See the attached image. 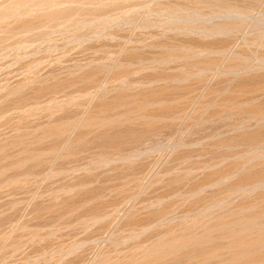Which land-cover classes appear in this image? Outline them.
I'll use <instances>...</instances> for the list:
<instances>
[{
	"label": "rangeland",
	"instance_id": "1",
	"mask_svg": "<svg viewBox=\"0 0 264 264\" xmlns=\"http://www.w3.org/2000/svg\"><path fill=\"white\" fill-rule=\"evenodd\" d=\"M89 1V2H88ZM95 5H93L94 3ZM102 1V2H101ZM104 1V2H103ZM141 1H143L141 3ZM153 1V2H152ZM162 0L159 1V0H146V2H144V0H42L41 2H39V0H0V29H2L0 31V147L3 146L2 148L4 149H1L4 153H0V156L1 158L3 157L4 160H2L1 158V162H0V240L1 238L5 239V240H1L0 241V264H99V263H103L105 262V264H108L107 261L109 262V264H118L122 262V264H126L127 262V258L130 256L131 257V254L134 253L133 251L137 250L136 252L139 253L142 249H135L137 248L138 245L136 244H141L139 245V248H143L145 250L144 251H141V253H149V249L151 248L152 250V247H154L152 245V247H148L147 244L150 246L151 243L154 244L155 241L158 239L160 240H163L164 237H165V240L167 238V240L165 241V243L167 242L166 245H170V241L172 240V238L174 239V237L177 239L180 238L182 239V237L184 235L181 236V234H185L186 236L183 237V240L185 238L186 239H190V238H193V237H198V236H195L196 234L198 235H203V233H207L205 232L206 231V228L209 230L210 228L209 227H215L216 224L218 223H221V221H223L224 218H226L227 220L230 218L232 219L233 217L236 216V213L238 214V212H241L242 209L243 211H245L246 213H255L256 211H258V206L261 207L263 206L264 207V178H262L261 180L262 181H247L245 182L244 179H242L243 177L242 176H248L250 174V176H256L257 175H261L260 171L261 169L264 170V139L262 141V138H264V0H251L253 1V3L255 5H253V9L250 8L249 10H246V11H237V14H236V11L235 10H232L233 12L232 13H224V12H221L222 10L220 9L219 10V7L218 9H216V2L213 3V0H206V1H202V0H193L195 2H192V0H184V2L182 0H176L175 3L174 0ZM182 3H180V2ZM186 1V2H185ZM188 1H191V2H188ZM198 1H201L200 3ZM242 1V0H241ZM246 0H243V3L240 5L241 6H245L243 5L244 2ZM250 1V0H249ZM256 1V3H255ZM77 2V3H76ZM97 2V3H96ZM108 2V3H107ZM110 2V4H109ZM120 2V4H118ZM124 2V3H122ZM136 2V3H135ZM151 2V3H150ZM165 2L166 4V7H165V4H163ZM179 2V3H178ZM210 2V3H208ZM238 3L240 2V0L237 1ZM247 3H245L246 5L248 4V0L246 1ZM28 3V4H27ZM64 3V4H63ZM67 3V4H66ZM81 3V4H80ZM90 3V5H88ZM104 3V4H103ZM107 3V4H106ZM117 3V4H116ZM122 3V4H121ZM134 3V4H133ZM139 3V4H138ZM186 3V4H184ZM189 3V4H188ZM190 3L193 4V6L191 7L190 6ZM197 3V4H196ZM208 3V4H207ZM17 4V5H16ZM23 4V5H22ZM72 4V5H71ZM77 4V5H76ZM87 4V5H86ZM97 4V5H96ZM109 4V5H108ZM116 4V5H115ZM137 6H136V5ZM145 4V5H144ZM156 4V5H155ZM157 4L159 6H157ZM162 6H161V5ZM170 6H169V5ZM173 4V5H171ZM175 4H177V6H174ZM180 4V6L184 9L186 6V8L184 9V11H180V7L179 9H175V8H178V5ZM200 4V5H199ZM204 4V5H202ZM208 6H206V5ZM211 4V5H210ZM67 5V6H66ZM76 5V6H75ZM102 5V6H101ZM123 5V6H122ZM128 5V6H127ZM140 5V6H139ZM155 5V6H154ZM199 5V6H198ZM215 5V6H214ZM42 6V7H41ZM45 6V7H44ZM58 6V7H57ZM79 6V8H78ZM99 6H101L100 8H98ZM131 6V7H130ZM145 6V7H144ZM169 6V8H168ZM173 6L175 8H173ZM185 6V7H184ZM214 6V7H213ZM218 6V5H217ZM255 6V7H254ZM15 7V8H14ZM18 7V8H17ZM53 7V8H52ZM84 7V8H83ZM112 7V8H111ZM116 7V8H115ZM129 8L130 12L127 10V8ZM136 9H134V8ZM161 7V9H160ZM200 11H199V9ZM204 7V8H202ZM211 8V10L213 11H209L210 9L208 10H205V8ZM216 7V8H215ZM14 8V9H13ZM49 8V9H48ZM61 8V9H60ZM76 8V9H74ZM88 8V9H86ZM92 10H91V9ZM110 8V9H109ZM118 8V9H117ZM122 9V11L119 10ZM124 8V10H123ZM133 8V9H132ZM159 8V9H158ZM164 8V9H163ZM167 8V9H166ZM191 8V9H190ZM192 8H195V11L194 9ZM41 9V10H40ZM66 9V10H64ZM71 9V11L69 10ZM80 9V10H79ZM104 9V10H103ZM170 9V10H169ZM174 9L176 10L175 12H178V13H175L174 12ZM190 9V10H188ZM215 9V11H214ZM64 12H63V11ZM68 10V11H67ZM85 10V11H84ZM94 10V11H93ZM114 10V11H113ZM133 10V11H132ZM153 10V11H151ZM198 10V11H197ZM203 10V11H202ZM48 11V12H47ZM62 11V12H61ZM70 11V12H69ZM77 11V12H76ZM82 11V12H81ZM87 11V12H86ZM99 11V12H98ZM124 11V14L122 13ZM125 11H128L125 12ZM151 11V13H150ZM173 11V12H172ZM192 11V12H191ZM197 11V12H196ZM219 11V13H218ZM13 12V13H12ZM15 12V13H14ZM17 12V13H16ZM31 12V13H30ZM45 12V13H44ZM54 12V13H53ZM67 12V13H65ZM73 12V13H72ZM91 12V14H90ZM95 12V13H94ZM101 12V13H100ZM117 12V13H116ZM135 12V13H134ZM157 12V13H156ZM163 12V14H162ZM165 12V13H164ZM208 12V13H207ZM56 13V14H55ZM65 13V14H64ZM69 13V14H68ZM76 13V14H75ZM83 13H86V14H83ZM88 13V14H87ZM99 13V14H98ZM126 13V14H125ZM169 13V14H168ZM180 13V14H179ZM198 13V14H197ZM37 14V15H36ZM53 14V15H52ZM79 14V15H78ZM83 14V15H82ZM96 16H95V15ZM98 14V15H97ZM138 14V15H137ZM221 14V15H220ZM223 14V17H221ZM236 14V15H234ZM242 14V16H240ZM51 15V16H49ZM55 15V17H54ZM60 15V16H59ZM72 15V17L70 16ZM86 15L89 17H86ZM120 15V16H119ZM168 15V16H167ZM175 15V16H174ZM211 15V16H210ZM226 15V16H224ZM229 15V16H228ZM239 15V16H237ZM246 15V16H244ZM40 16V17H38ZM54 18H53V17ZM76 16V18H75ZM99 16V17H98ZM104 16V17H103ZM106 16V17H105ZM126 16V17H125ZM129 16V17H128ZM167 16V17H166ZM237 18H236V17ZM51 17L53 18V20L51 19ZM65 17V18H64ZM73 18L72 20L70 18ZM84 17V18H83ZM96 17V18H95ZM119 17V18H118ZM189 19H188V18ZM233 19H232V18ZM249 17V18H248ZM34 22L32 21V19H34ZM37 18V19H36ZM43 18V20H42ZM46 18V19H44ZM49 18V20H48ZM62 18V19H61ZM93 18V19H92ZM95 18V19H94ZM102 18L103 20L101 21L98 20V19ZM124 18V19H122ZM130 21H127L129 20ZM178 18V19H176ZM191 18V19H190ZM193 18V19H192ZM201 18V19H200ZM222 18V19H221ZM248 18V20H247ZM66 19V20H65ZM107 19V20H106ZM136 19V20H135ZM174 19V20H173ZM176 19V21H175ZM185 19V20H184ZM238 19V20H237ZM31 22H27V21H30ZM39 20V21H37ZM95 20V21H94ZM122 20V21H121ZM181 20V21H180ZM189 20V21H188ZM194 20V21H193ZM197 20V21H196ZM199 20V21H198ZM201 20V21H200ZM206 20V22H205ZM230 20V21H229ZM42 21V22H40ZM45 21V22H44ZM59 21V22H58ZM67 21V22H66ZM79 21V22H78ZM84 21V22H83ZM99 21V22H97ZM120 21V22H119ZM132 21V22H131ZM187 23H186V22ZM234 21V22H233ZM237 21V22H236ZM33 22V23H32ZM40 22V23H39ZM54 22V23H53ZM70 22V23H69ZM83 22V23H82ZM86 22V23H85ZM135 24H134V23ZM190 22V23H189ZM216 22V23H215ZM225 22V23H224ZM230 24H229V23ZM239 22V23H238ZM241 22V23H240ZM258 22V23H257ZM25 23V24H24ZM35 23V24H34ZM52 23V24H51ZM85 23V24H84ZM159 23V25H158ZM177 23V24H175ZM184 23V24H183ZM198 25H197V24ZM228 26H227V24ZM235 24V25H232V24ZM243 23V24H242ZM32 26H31V25ZM49 24V25H47ZM56 24V25H55ZM67 24V25H65ZM128 24V25H127ZM143 24V25H142ZM223 28L220 27L219 28H215L217 27V25H224ZM236 24H240L238 26V28L236 27ZM262 24V25H261ZM18 25V26H17ZM37 25V26H36ZM52 27H51V26ZM57 25H60V26H57ZM131 25V26H130ZM141 25V26H140ZM200 25V26H199ZM209 25V26H208ZM235 26V28H233L232 26ZM261 25V26H260ZM23 26V27H22ZM63 26V27H62ZM82 26V27H81ZM126 26V27H125ZM144 26V27H143ZM151 28H150V27ZM189 26V27H188ZM199 26V27H198ZM211 26V27H210ZM231 26V27H230ZM39 27V28H38ZM57 29H56V28ZM81 27V28H80ZM140 29H139V28ZM146 27V28H145ZM149 27V28H147ZM185 27V28H184ZM228 27V28H227ZM27 28V29H26ZM68 28V29H67ZM118 28V29H117ZM124 28V29H123ZM168 28H169V31H168ZM178 28V29H177ZM186 30H184V29ZM205 28V29H204ZM31 29V30H30ZM34 29V30H33ZM41 29V30H39ZM45 29V30H44ZM49 29V30H48ZM51 29V30H50ZM58 30L56 32V30ZM64 29V30H63ZM83 29V30H82ZM174 29V30H173ZM197 29L199 31H197ZM211 29V30H210ZM14 30V31H13ZM25 32H24V31ZM33 30V31H32ZM36 30V31H35ZM47 30V31H46ZM135 30V31H134ZM150 30V31H148ZM171 30V31H170ZM191 30V31H190ZM193 30V31H192ZM214 30V31H213ZM217 33H216V31ZM226 30V31H225ZM229 30V31H228ZM233 30V31H232ZM3 31V32H2ZM73 31V32H72ZM147 31V32H146ZM157 31V32H156ZM179 31V32H178ZM182 31V33H181ZM188 31V32H187ZM203 31H208L206 32L207 34H204L205 32ZM213 31V32H212ZM228 31V32H227ZM25 34H24V33ZM130 32V33H129ZM154 32V33H153ZM156 32V33H155ZM158 32H161V33H158ZM192 32V33H191ZM195 32V33H194ZM198 32V33H197ZM215 32V33H214ZM75 33V35H74ZM80 33V34H79ZM187 33V34H186ZM202 33V34H201ZM210 33L212 35H210ZM222 33V34H221ZM256 33V34H255ZM10 34V36H9ZM27 34V35H26ZM153 34V35H152ZM156 34V35H155ZM165 34V35H163ZM170 34V35H169ZM183 36H182V35ZM190 34V35H188ZM226 34V35H224ZM140 35V36H138ZM144 37H143V36ZM152 35V36H151ZM160 37H159V36ZM176 35V36H175ZM178 35V36H177ZM181 35V36H179ZM186 35V36H184ZM199 35V37H197ZM205 35V36H204ZM219 35V36H218ZM228 35V36H227ZM6 36V37H5ZM13 36V37H11ZM15 36V37H14ZM47 36V37H46ZM148 36V37H147ZM194 36V37H193ZM202 36V37H201ZM218 36V37H217ZM226 39H225V37ZM256 36V37H255ZM11 37V38H10ZM29 37V38H28ZM114 37V38H113ZM138 37V38H137ZM166 37V38H165ZM186 37V38H185ZM221 39H220V38ZM255 37V38H254ZM10 38V39H9ZM46 38V39H45ZM116 38V39H115ZM152 38V39H151ZM154 38V39H153ZM156 38V40H155ZM171 38V39H170ZM182 38V39H181ZM142 39V40H141ZM150 39V40H149ZM190 39V40H189ZM212 39V40H210ZM230 39V40H229ZM260 39V40H259ZM145 40V41H144ZM155 40V41H154ZM168 40V42H167ZM188 40V41H187ZM199 40V41H197ZM210 40V41H209ZM226 40V41H225ZM29 41V42H28ZM118 41V42H117ZM137 43H136V42ZM165 44V42L167 43L165 45L162 44V46H165L166 48L167 47H171V45L173 46V48L177 47L178 49H180L181 47H185L184 48H189L188 49H191V48H195V51L199 54H197L193 49L192 51H194L196 53L193 54V52L191 53L193 55H190L191 58H194V56H197L195 57V64H199L197 66H195L194 62L192 63L193 59L188 62L190 63H187L186 59H184V62H183V59L182 57H179L180 59L178 60V58L174 57L177 59L174 60V59H169V60H161L160 61V56L161 54H163V49L164 47H162V50L159 49L161 48V44L162 42ZM183 41V42H182ZM202 41V42H201ZM204 41V42H203ZM209 41V42H208ZM217 41V42H216ZM221 41V42H220ZM255 41V42H254ZM258 41V43H257ZM261 41V43H259ZM132 42V43H131ZM156 42V43H154ZM160 42V43H159ZM186 42V43H185ZM210 46H209V44ZM211 42V43H210ZM214 42V43H213ZM220 42V44H219ZM23 43V44H22ZM148 43V44H147ZM158 43V44H157ZM197 43V44H196ZM222 43V44H221ZM255 43V44H254ZM115 44V45H114ZM151 44V45H150ZM171 44V45H169ZM189 44V45H188ZM206 44V45H205ZM219 44L221 47L220 48H223L221 50H219ZM258 46H257V45ZM260 44V45H259ZM14 45V46H13ZM29 45V46H28ZM160 45V47H159ZM169 45V46H168ZM176 45V46H175ZM205 45V47H204ZM217 46V48L219 49H216L214 46ZM6 46V47H5ZM110 46V47H109ZM130 46V47H129ZM140 46V47H139ZM175 46V47H174ZM191 46V47H190ZM247 46V47H246ZM257 46V47H256ZM262 46V47H260ZM109 47V48H108ZM169 47V48H170ZM227 47V48H226ZM7 48V49H5ZM106 48V49H105ZM120 48V49H119ZM133 48V49H132ZM151 48V49H150ZM177 48H175V50L177 51ZM199 48V49H198ZM205 48H211L213 53H211V49L205 53L204 50H206ZM216 49V50H213ZM254 48V49H253ZM139 49V50H138ZM155 49V50H154ZM172 49V48H171ZM182 49V48H181ZM11 50V51H10ZM104 50V52H103ZM106 50V51H105ZM131 50V51H130ZM201 51L200 53L198 51ZM208 50V49H207ZM206 50V51H207ZM218 50V51H217ZM6 51V52H5ZM108 51V52H107ZM133 51V52H132ZM162 53H161V52ZM204 51V52H202ZM217 51L220 52L222 51L221 53H218L216 54V56L214 55L215 52ZM224 51V52H223ZM111 52V53H110ZM128 52V53H127ZM159 52V53H158ZM236 52V53H235ZM106 53V54H105ZM137 55H136V54ZM143 53V54H142ZM155 53V54H154ZM238 53V54H237ZM240 53V54H239ZM243 53V54H241ZM262 53V54H261ZM105 54V55H104ZM133 54L135 57H132ZM142 56V57H140ZM154 54V55H153ZM160 54V56H159ZM206 54V55H205ZM210 54V56H208ZM213 54V55H212ZM237 54V55H236ZM107 55V56H106ZM111 55V56H110ZM151 55V56H150ZM238 55H241V56H244L243 57V60H244V63L243 61L240 59L241 58H238L239 56ZM255 55V56H254ZM105 56V57H103ZM108 56L112 57V58H109ZM128 56H131V57H128ZM150 56V57H149ZM156 58H155V57ZM159 56V57H158ZM189 55L187 56H184L183 58H186L188 57ZM201 56V57H200ZM206 56V58L204 57ZM214 56V57H213ZM218 56V57H217ZM234 56H237V60L240 61L239 62H235L237 66H242L239 68L237 67L238 69H235L234 65L232 66L231 64H233V61L235 60ZM261 56V57H259ZM96 57V58H95ZM100 57V58H99ZM102 57V58H101ZM127 57V58H126ZM139 57V58H138ZM146 57V58H145ZM158 57V59H157ZM216 57V58H215ZM99 58V59H98ZM106 58V59H105ZM131 58V59H130ZM138 58V60H137ZM153 58V59H152ZM189 58V57H188ZM190 58V59H191ZM205 58V59H204ZM211 58H214L211 60ZM260 58V59H259ZM263 58V59H262ZM93 59V60H92ZM140 59V60H139ZM157 59V60H156ZM189 59V60H190ZM208 59H210V61L214 62L215 66L209 68V67H205L206 69H203V63L206 62V61H209ZM246 59V60H245ZM108 60V61H107ZM135 60V62L133 61ZM200 62H198V61ZM204 60L203 63H201L202 61ZM217 60V62L215 61ZM219 60V61H218ZM236 60V61H237ZM126 61H127V64H126ZM133 61V62H131ZM143 61V63L141 62ZM158 61V62H157ZM168 61V62H167ZM197 61V62H196ZM96 62V63H95ZM125 62V63H124ZM137 62V63H136ZM262 62V63H261ZM98 63V64H97ZM105 63V64H104ZM110 63V64H108ZM113 63V64H112ZM133 63V66H130L132 65ZM162 63V64H161ZM191 63L192 65L196 68H200L202 71H199L198 72H201V73H198L197 71H189L192 69V66H191ZM202 66H201V64ZM261 63V64H260ZM91 64V65H90ZM97 64V65H96ZM103 64V65H101ZM107 64V65H106ZM120 64V65H118ZM137 64V65H136ZM139 64H141V67H146L145 69L142 68L139 66ZM159 64V65H158ZM190 66L187 67L185 65ZM231 66H230V65ZM260 64V65H259ZM81 65V66H80ZM94 65V66H93ZM96 65V67H95ZM105 65V66H104ZM113 65V66H112ZM124 65V66H123ZM135 65V66H134ZM152 65V67H151ZM166 65V66H165ZM28 66V67H27ZM93 66V68H92ZM99 66V67H98ZM101 66V68H100ZM104 66V67H102ZM112 66V67H110ZM122 69L124 68V70H121V67ZM139 66V67H138ZM156 66V67H155ZM174 66V67H173ZM185 66V67H183ZM259 66L263 67V68H259ZM91 67V68H90ZM106 67V69H105ZM110 67V68H109ZM114 67V68H113ZM166 67V68H164ZM182 67V68H181ZM190 68L189 70L187 68ZM226 67V68H225ZM231 67V71L228 70L230 69ZM234 69H233V68ZM109 68V69H108ZM130 68V69H129ZM176 68H179L176 70ZM181 68V70H180ZM196 68V70H198ZM213 68V70H212ZM251 68V69H250ZM255 68V69H254ZM259 68V69H258ZM92 69L94 70H97V71H94V74L96 77H93V81H96L95 83H97L96 85H94L95 83L93 82H89L87 84H83V82H72L74 81L75 77L77 75H81V74H84L86 72H89V70L92 71ZM99 69V70H98ZM102 69V70H101ZM104 69V70H103ZM126 69V70H125ZM134 69V71H133ZM155 69V70H153ZM157 69V70H156ZM162 73H161V71ZM169 69V70H168ZM185 69V71H184ZM209 69V70H208ZM81 70V71H80ZM109 70V71H108ZM111 70H114L113 73H109V72H112ZM118 70V71H116ZM128 70V72H127ZM188 70V71H186ZM211 70V71H210ZM232 70H235V71H232ZM250 70V71H248ZM36 71V72H35ZM84 71V72H83ZM99 71L100 73L102 74H99ZM120 71V72H119ZM124 71V73L122 72ZM126 71V72H125ZM133 71V73H132ZM140 71V72H138ZM157 71V73H156ZM169 73H168V72ZM174 71V72H172ZM210 71V72H209ZM237 71V73H236ZM243 71H246V72H243ZM252 71V72H251ZM263 71V72H262ZM116 72V73H115ZM118 72V73H117ZM131 72V73H130ZM135 72V73H134ZM150 72V74H148ZM160 72V73H159ZM177 72H181L180 74H176ZM191 72V73H190ZM197 72V74H195ZM223 72V73H222ZM242 72V73H241ZM255 72V73H254ZM258 72V74L256 73ZM33 73V74H32ZM38 73V74H37ZM109 73V74H108ZM127 73V75H126ZM143 73V74H142ZM156 73V74H155ZM168 73V74H165ZM172 73V74H171ZM175 73V75L173 74ZM186 73V74H185ZM193 73V74H192ZM205 75H204V74ZM236 73V74H235ZM99 74V75H98ZM104 74V75H103ZM128 74H130L128 76ZM155 74V75H154ZM159 74H163V76L159 75ZM190 74V75H189ZM195 74V75H194ZM202 74V75H200ZM225 74V75H224ZM75 75V76H74ZM79 75V76H80ZM119 76L118 78L116 77ZM137 75V76H136ZM157 75V76H156ZM167 77H170V76H173L174 77H170L171 79L169 78H166L165 76ZM170 75V76H169ZM193 75L195 77H193ZM198 75V77H197ZM247 75V77H245ZM259 75V76H258ZM263 75V76H262ZM33 76V77H32ZM112 76V77H111ZM192 76V77H191ZM262 78H261V77ZM74 77V78H73ZM78 77V76H77ZM98 77V78H97ZM109 77V78H108ZM122 77V78H120ZM127 77V79H125ZM145 77V78H143ZM152 77V80H150ZM155 77V78H153ZM182 77V78H180ZM206 77V79H205ZM245 77V78H244ZM38 78V79H37ZM97 78V79H96ZM101 78V79H100ZM104 78V79H103ZM112 81L115 82V85H114V82H113V85H110L112 82H111V79ZM132 78V79H131ZM147 78V79H146ZM158 78H161V79H158ZM172 78H177V80H174ZM183 78H187L188 81L184 80ZM192 78V79H191ZM194 78V79H193ZM197 78V79H196ZM66 79L68 81H70V85H69V82L67 81L66 82ZM109 79V81H107ZM119 79V80H118ZM121 79V80H120ZM137 79V80H136ZM139 79V80H138ZM146 79V80H145ZM149 79V81H148ZM168 79L170 80L171 82H169L168 80L164 82V80ZM181 79V80H180ZM185 82H183V80ZM203 79V80H202ZM244 79V80H243ZM248 79V80H247ZM250 79V80H249ZM41 80V81H40ZM62 80V81H61ZM72 80V81H71ZM98 80V81H97ZM118 82H117V81ZM160 81V82H157L156 81ZM200 82H199V81ZM224 80V81H223ZM241 80H243L242 82H240ZM255 80V81H254ZM257 80V81H256ZM45 81V82H44ZM60 81V82H59ZM101 81V82H100ZM133 81V82H132ZM137 81V82H136ZM140 81V82H138ZM142 81V82H141ZM144 81V82H143ZM163 81V82H162ZM181 81V82H180ZM190 81V82H189ZM251 81V82H250ZM26 82V83H25ZM38 82V83H37ZM41 82V83H40ZM66 84H64V83ZM103 82V83H102ZM120 82V83H119ZM123 84H122V83ZM126 82V83H124ZM131 82V83H130ZM148 84H147V83ZM172 84V85H170ZM179 83V85L176 84ZM199 82V83H198ZM245 82H249L246 84V87L245 86H242V83L244 84ZM255 82V83H254ZM54 83H58L56 85H54ZM59 83H61L59 85ZM63 83V85H62ZM78 83V85H77ZM86 83V82H84ZM107 85H106V84ZM110 83V84H109ZM127 83H128V86H127ZM130 83V84H129ZM135 85H132L134 84ZM137 83H138V86L139 87H142V85H144V87H142V91H140L141 89L139 88H136L137 86ZM153 83H156L155 85ZM227 83V84H226ZM252 83V84H250ZM21 84V85H20ZM26 84V86H25ZM41 84V85H40ZM43 84V85H42ZM51 84V85H50ZM53 84V85H52ZM68 84V85H67ZM81 84L82 85H85V86H82L81 87ZM105 84V87L104 85ZM126 84V86H124ZM153 86H152V85ZM162 84V85H161ZM183 84V85H182ZM225 84V85H224ZM240 84V86H239ZM261 84V85H260ZM19 85V86H18ZM39 85V86H37ZM47 85V86H46ZM72 85V86H71ZM75 85V86H74ZM91 85V86H90ZM98 85V86H97ZM108 85H110L111 87H109ZM132 85V86H130ZM147 85V86H146ZM151 85V86H149ZM163 85H166V86H163ZM169 85H170V88H169ZM182 85V87H181ZM248 85V86H247ZM251 85V86H249ZM260 85V86H259ZM4 86V87H3ZM9 86V87H8ZM13 86V87H12ZM15 86H16V90H15ZM44 86V87H43ZM46 86V87H45ZM53 86V87H52ZM56 86V87H55ZM58 86V87H57ZM68 86V88H66ZM74 86V87H73ZM93 86V87H92ZM103 86V87H102ZM113 86V88H112ZM117 86V92L120 93V92H125L126 93V96L129 98L130 97H134L135 94L136 95H140L145 98L144 94L146 93L148 96H146V99L149 97V93H147L148 91H150L152 89V91L154 90H157L159 88H161L162 86L163 87H167L166 89L169 88V90H166L167 95H164L163 98L166 99L164 100L165 102L167 100H174L175 103H181V105L179 104L178 107L176 108L175 106V111H173L172 113H175L174 116L171 115L169 113V115H159L157 116V114H154V109L152 108H156L155 106H152L155 105L154 102L152 101L151 97H149V101L151 99V101L149 102L152 106V108H150V106L148 105V108L150 109H145L141 112H138L137 111L135 112L134 110H132L131 112H133V114L131 113V115H128L129 117H127V115H125V110L126 108L128 107V105H126L125 107H123L122 109H112V111L114 112H109V117H117L119 114L120 115V118L121 117H124L125 120H129L130 124L128 121H125L127 122L129 125H127V123L124 122V124L120 123L119 126H114L115 128H113V126L109 127L110 125H95L93 126L92 128H88V129H91L93 131L89 132L90 130L86 129L88 135L86 136V138H84V140H82L83 144L81 141H73V139H76L77 138V135H79L76 131L78 130V132H81L82 130H84V125H85V122L83 121H86V120H89L93 117V114L94 112L96 111L95 109L97 108V106L99 105V103H105L108 104L111 100L113 101V99L115 97L113 96H117V92L115 90L114 87ZM121 86V88H120ZM130 86V87H129ZM158 87L156 89V87ZM184 86V87H183ZM194 86V87H193ZM242 86V87H241ZM19 87H21V89L19 90ZM38 87V88H37ZM48 87V88H47ZM49 87L52 89H49ZM62 87V88H61ZM79 89H77V88ZM97 87V88H96ZM99 87V88H98ZM102 90H101V88ZM127 87H129L127 89ZM132 87V88H131ZM135 87V89L133 88ZM154 87V88H153ZM181 87V88H180ZM187 87V88H186ZM192 87V88H191ZM196 87V88H195ZM223 87V88H222ZM235 87V88H234ZM238 87V88H236ZM18 88V89H17ZM23 88V89H22ZM36 88V89H34ZM61 88V89H60ZM66 88V89H65ZM84 88V89H83ZM86 88H88V91H84ZM94 88V89H93ZM104 88H105V91H104ZM108 88V89H107ZM126 88V89H125ZM185 88V89H184ZM226 88V89H225ZM233 88V89H232ZM242 88V90H241ZM251 88V89H250ZM258 90H257V89ZM263 88V90H262ZM15 91H14V90ZM33 89V90H32ZM38 89H44L42 90L41 92H39L38 94L36 92H38L37 90ZM55 89H58V90H55ZM65 89V91L63 90ZM70 89V90H69ZM74 89V91H73ZM75 89H77V92ZM107 89V90H106ZM120 89V90H119ZM133 89V90H132ZM144 89V91H143ZM174 89V90H173ZM191 89V90H190ZM232 89V91L230 90ZM235 89V91H233ZM238 89V90H237ZM244 89V90H243ZM261 89V90H260ZM8 92H7V91ZM36 90V91H35ZM46 90V91H45ZM48 90V91H47ZM62 90V91H61ZM87 90V89H86ZM89 90L91 92H89ZM95 90V91H94ZM103 93H100V91ZM110 90V91H109ZM115 90V92H114ZM122 90V91H121ZM129 90H132V92L134 93H131L128 92ZM187 90V91H186ZM189 90H190V93H189ZM241 90V91H240ZM251 90V91H250ZM6 91V92H5ZM15 93H14V92ZM40 91V90H39ZM53 91V92H52ZM60 91V92H59ZM69 91V92H68ZM72 91V92H71ZM83 93H82V92ZM107 91H109L110 93H108ZM147 91V92H146ZM173 91V92H172ZM226 91V92H225ZM243 91V93H242ZM248 91V92H247ZM36 93L35 94H32V93ZM44 94H43V93ZM50 92L52 95H50ZM63 92V93H62ZM81 92V93H80ZM89 92V93H87ZM95 92V93H93ZM105 92V93H104ZM136 92V93H135ZM140 92V93H139ZM151 92V91H150ZM177 92V93H176ZM212 92V93H211ZM231 92V93H230ZM260 92V93H259ZM263 92V93H262ZM10 93V94H9ZM42 95H41V94ZM49 93V94H48ZM56 93V94H54ZM59 93V94H58ZM65 93V95H63ZM70 93V95H69ZM87 93V94H85ZM92 93V94H91ZM116 93V94H115ZM129 95H128V94ZM142 93V94H141ZM169 93V94H168ZM226 93V94H225ZM241 93V94H240ZM249 95H248V94ZM25 94V95H24ZM32 94V95H30ZM45 94H46V97H45ZM48 94V95H47ZM75 94V97L74 95ZM108 95V96H105V95ZM112 94V95H111ZM176 94V95H175ZM189 94V95H188ZM229 94V95H227ZM232 94V95H230ZM239 94V95H237ZM257 94V95H256ZM28 97H27V96ZM56 95V97H55ZM69 95V96H68ZM72 95V97H70ZM77 95V96H76ZM82 95V96H80ZM88 95H92L91 97L88 96ZM104 95V96H103ZM132 95V96H130ZM175 95V96H174ZM222 95V96H221ZM237 95V96H236ZM244 95V96H243ZM252 95V96H250ZM20 96V98H19ZM27 97L25 99V97ZM44 96V98H41V97ZM53 96V98H52ZM66 96V97H65ZM86 97V100H83L84 97ZM97 96H100V97H97ZM172 96V97H171ZM224 96V97H223ZM257 96V97H256ZM33 97V98H32ZM35 97V98H34ZM51 97V98H49ZM63 99H61V98ZM77 97V98H76ZM88 97V98H87ZM104 97V98H102ZM106 97V98H105ZM111 97H113V99H110ZM171 97V99H169ZM189 99H188V98ZM192 97V98H191ZM222 97V98H221ZM240 97V98H239ZM244 97V98H243ZM246 97V98H245ZM248 97V98H247ZM255 99H254V98ZM17 98V99H16ZM39 99V101L37 99ZM49 98V99H48ZM60 98V99H59ZM94 98V99H93ZM98 98V99H97ZM180 98V99H179ZM227 99V102H226V99ZM232 98V99H231ZM236 98V99H235ZM239 98V100H238ZM251 98H253V100H251ZM20 99V100H19ZM24 99V100H22ZM28 99V100H27ZM51 99V100H50ZM54 99V100H53ZM56 99V100H55ZM58 99V100H57ZM66 99V100H65ZM68 99L71 101L67 102ZM147 99V100H148ZM207 99V100H206ZM210 99V100H209ZM220 99V100H219ZM225 99V101H224ZM250 99V100H249ZM19 100V102H17ZM27 100V101H26ZM34 100H36L34 102ZM65 100V101H64ZM73 100V101H72ZM90 100V101H89ZM107 100V101H106ZM229 100V101H228ZM231 100V101H230ZM248 100V101H247ZM15 101V103H13ZM22 101V102H21ZM38 101V103H37ZM47 103H46V102ZM50 101V102H49ZM52 101V102H51ZM64 101V102H63ZM88 101V102H87ZM92 101V103H91ZM95 101V102H94ZM98 101V102H97ZM100 101V102H99ZM102 101V102H101ZM111 101V102H112ZM220 101V102H218ZM236 101V102H234ZM240 101V102H239ZM245 101V102H244ZM30 102V103H28ZM40 102V103H39ZM54 103L53 107L51 104L49 103ZM75 102V103H74ZM80 104H79V103ZM82 102V103H81ZM83 102L85 104H83ZM97 102V103H96ZM183 102V103H182ZM227 103V105H223V109H219L220 106L224 103ZM254 102V103H252ZM258 102V103H257ZM18 103V104H17ZM25 103V104H24ZM27 103V104H26ZM33 103V104H32ZM70 103L72 104L71 107H70ZM78 103V105H77ZM87 103V104H86ZM218 103V105H217ZM222 103V104H221ZM244 103L246 106H244ZM2 104V105H1ZM8 104V105H7ZM12 106H10V105ZM22 105V106H19V105ZM29 104V106H28ZM31 104V105H30ZM43 104V105H42ZM45 104V105H44ZM47 104V105H46ZM83 104V105H82ZM235 104V105H234ZM242 106H241V105ZM260 104V105H259ZM24 105V106H23ZM26 105V107H25ZM39 105V107H38ZM49 105V107H47ZM57 105V107H56ZM61 105V106H60ZM64 105V106H63ZM83 107H82V106ZM95 105V106H94ZM133 104L131 103V105L129 104V106L133 107L132 106ZM185 105V106H184ZM188 105V106H187ZM8 106V107H6ZM10 106V107H9ZM18 108H17V107ZM36 106L38 108H36ZM42 106V108H41ZM65 110H63L64 108ZM74 106V108H72ZM75 106H77L75 108ZM204 106V107H203ZM227 106V107H226ZM239 106V107H238ZM249 106V107H248ZM251 106V107H250ZM262 106V107H261ZM4 107V108H3ZM15 107L17 109H15ZM21 107V108H20ZM25 107V108H24ZM60 107V109H59ZM69 107V108H68ZM81 107V108H79ZM131 107H128L131 108ZM230 107V108H228ZM8 108V109H7ZM29 108V109H28ZM33 108V109H32ZM45 108V110H43ZM57 108V110H56ZM78 108V111H76V109ZM84 108V109H83ZM93 108V109H92ZM206 108V109H205ZM234 108V109H233ZM245 108V110H244ZM257 110L258 108V113H260L261 115L259 114H256L255 116V109ZM263 108V109H262ZM5 109V110H3ZM21 109V110H19ZM35 109H37L35 111ZM47 109V110H46ZM49 109V110H48ZM56 110V114H54ZM70 109V111H69ZM82 110V113L80 112ZM127 109V110H128ZM181 109H184L183 111H181ZM253 111H252V110ZM9 110V111H8ZM25 110V111H24ZM33 110V111H31ZM43 110V111H42ZM52 110V111H50ZM62 110V111H60ZM67 110V111H66ZM71 110H74V111H71ZM91 110V111H90ZM93 110V111H92ZM118 110V111H117ZM126 110V111H127ZM179 110L181 112H179ZM226 110V111H225ZM241 110V111H240ZM244 110V111H243ZM251 110V111H249ZM3 111V113H1ZM14 111V113H13ZM19 111V112H18ZM28 111V112H27ZM30 111V112H29ZM38 111V112H37ZM48 111V112H47ZM59 111V112H57ZM89 111V112H88ZM117 111V112H116ZM124 111V112H123ZM145 111V112H144ZM202 111V112H201ZM209 111V112H208ZM216 111V113H215ZM228 111V112H227ZM238 111V112H237ZM262 111V112H261ZM11 115H10V113ZM33 112V114H32ZM43 112V113H42ZM72 112V113H71ZM75 112V113H74ZM91 112V114H90ZM120 112V113H118ZM148 112V113H147ZM153 112V113H151ZM176 112H177V115L178 118H177V115H176ZM221 112V113H220ZM23 113H28V115H24ZM36 113V114H35ZM65 113V114H64ZM70 113V114H69ZM79 113V114H78ZM93 113V114H92ZM128 113V112H127ZM146 116L145 118L146 119H149L151 118L150 115L151 114H154V116L156 115V119L160 118L159 121H160V124L158 122V124L156 123V125L154 126L155 129H145V127L143 126L144 122L141 123V119H144L145 118L143 116ZM158 113V112H156ZM181 113V114H180ZM210 113V114H209ZM254 113V114H253ZM14 114V115H13ZM17 114V115H16ZM19 114V115H18ZM22 114V115H21ZM29 114H30V118H29ZM72 114V115H71ZM77 116H75V115ZM78 114V115H77ZM130 114V113H129ZM135 114V115H134ZM227 114V115H226ZM251 114V115H250ZM8 115V116H6ZM21 115V116H20ZM52 115V116H51ZM61 115V116H60ZM75 117H74V116ZM81 115V116H80ZM92 117H90V116ZM95 115V114H94ZM148 115H149V118H148ZM163 115V116H162ZM263 115V116H262ZM3 116H6L3 118ZM14 117V120H13V117ZM20 116V117H18ZM57 116V117H56ZM61 118H60V117ZM72 116V117H70ZM84 116V117H83ZM86 116V117H85ZM131 116V117H130ZM137 116V117H136ZM141 116V117H140ZM163 117V120L161 122V118ZM167 116V117H166ZM208 118H207V117ZM259 116V117H258ZM260 116L262 117V119L260 118ZM11 117V118H9ZM22 117V121H21V118ZM25 117V118H23ZM50 117V118H49ZM52 117V118H51ZM69 117V119H68ZM96 117V116H94ZM127 117V118H126ZM139 117V118H138ZM158 117V118H157ZM175 117V118H174ZM194 117V118H193ZM17 118V119H15ZM37 118V119H36ZM39 118V119H38ZM47 118V119H46ZM60 118V120H59ZM75 118H77V120H74ZM85 118H88V119H85ZM119 118V116H118ZM131 120H130V119ZM139 119L138 120H134V119ZM173 118V119H172ZM177 118V119H176ZM2 119V120H1ZM5 119V120H4ZM12 119V120H11ZM34 119V120H33ZM58 119V122L56 120ZM65 119V120H64ZM67 119V120H66ZM80 119V120H79ZM122 119V118H121ZM169 119V120H168ZM176 119V120H175ZM196 119V120H195ZM259 119V120H258ZM10 120V121H9ZM52 120V121H51ZM61 120H64V121H61ZM72 120V122H71ZM132 120H134L135 122H133ZM166 120V121H165ZM175 120V121H173ZM209 120V121H208ZM258 120V121H257ZM2 121H4L2 123ZM17 121V122H16ZM19 121V123H18ZM24 121V122H23ZM39 121V122H38ZM56 123H55V122ZM67 121L70 125V127L67 126V128L70 129H67L66 128V132H64L63 134H56V135H53V136H48L46 135L43 130L46 132L47 128L51 127L52 125L55 126L60 124H68ZM77 121V123H76ZM132 121V122H131ZM143 121V120H142ZM170 121H173V122H170ZM9 122V123H8ZM12 122V123H11ZM14 122V123H13ZM37 122V123H36ZM82 122V123H81ZM140 122V123H139ZM169 122V123H166ZM55 123V124H54ZM76 123V124H75ZM81 123V124H80ZM163 125H162V124ZM196 123V124H195ZM5 124V126L3 125ZM8 124V125H7ZM13 124V125H11ZM16 124V125H15ZM20 124H22L21 126H19ZM32 124V127L30 125ZM52 124V125H50ZM126 124V125H125ZM133 124H135L133 126ZM138 124V125H137ZM141 124V126L139 125ZM173 124V125H171ZM15 125V126H14ZM28 125V126H27ZM77 125V126H76ZM117 125V124H116ZM132 125V126H131ZM147 127L146 124H144ZM157 125L160 127L157 128ZM5 128H4V127ZM7 126V127H6ZM9 126V127H8ZM25 126V127H24ZM27 126V127H26ZM82 126V127H81ZM101 126V127H100ZM105 126V128H104ZM107 126H108V130L107 131ZM125 126V127H124ZM126 126L129 128L127 129H130L128 131H130V133H133V136H135L136 134L137 135V138L136 137H133V136H125L127 133H125V135H122L124 134V132L122 134H118V137H115L117 138V140L115 141L116 143L120 142L117 146V144L115 142H112L110 140H113L114 138V134L117 135V131H119L118 133H121V129L123 128H126ZM138 126V127H137ZM163 126V127H162ZM237 126V127H236ZM4 129H3V128ZM15 127H17L18 131ZM21 127V128H20ZM81 127V128H80ZM100 129H99V128ZM119 127V128H118ZM123 127V128H122ZM133 127H135L133 129ZM144 128V129H141V128ZM173 127V128H172ZM28 128V129H27ZM118 128V130H117ZM137 132L134 134L135 132V129ZM140 128V129H139ZM260 128V129H258ZM262 128V130H261ZM11 129V130H10ZM72 129V131H71ZM81 129V130H80ZM98 131H97V130ZM112 129H114L112 131ZM131 129L134 130V132L131 131ZM157 129V131H156ZM213 129V130H212ZM255 129V130H254ZM8 130V131H7ZM13 130V131H12ZM17 130V132H16ZM80 130V131H79ZM258 130H261V131H258ZM96 131V132H95ZM105 131V132H104ZM116 131V132H115ZM140 131L142 133H140ZM149 131V132H148ZM151 131H152V134H151ZM238 131V132H237ZM263 131V132H262ZM6 132V133H5ZM8 132V133H7ZM25 132V133H24ZM68 132V133H67ZM70 132V133H69ZM75 132V133H74ZM101 132V133H100ZM113 132V133H112ZM139 132V133H138ZM240 132V133H239ZM255 134L254 132H256V136H258L257 134L259 133V136L257 139H249L252 134ZM26 133L28 135H26ZM32 133V134H31ZM34 133V134H33ZM73 133V134H72ZM95 133V134H94ZM208 133V134H207ZM242 133V134H241ZM251 135H250V134ZM39 134V135H37ZM44 134V135H43ZM69 134V135H68ZM93 134V136L95 138H93V136L91 135ZM110 136H109V135ZM143 134V135H142ZM157 134V135H156ZM171 134V135H170ZM246 134V135H244ZM10 135V136H9ZM25 135V136H24ZM37 135V136H35ZM62 135V136H61ZM73 135V136H71ZM101 137H100V136ZM104 135V136H103ZM105 135H108V136H105ZM120 135V136H119ZM122 135V136H121ZM142 136L143 138H141L140 136ZM156 135V136H155ZM244 135V136H243ZM250 135V137H249ZM261 135L263 137H261ZM8 136V137H7ZM18 136V137H17ZM20 136V137H19ZM29 136V137H28ZM41 139H40V137ZM67 136V137H66ZM97 136V137H96ZM99 136V138H98ZM154 136V137H153ZM229 136V137H228ZM233 136V137H231ZM236 136V138H235ZM240 136V137H239ZM249 138H248V137ZM34 137V139L32 138ZM64 137V138H63ZM108 137V138H107ZM111 137V138H109ZM125 139H123V138ZM134 139H132V138ZM214 137V138H213ZM259 137H261L259 139ZM17 138V139H16ZM39 138V140H38ZM54 140H53V139ZM56 138H59V139H56ZM66 138V139H65ZM73 138V139H72ZM103 138V140H102ZM127 138H129L127 140ZM136 138V139H135ZM140 138V140H139ZM212 138V140H211ZM216 138V139H215ZM226 138V139H225ZM231 138V139H230ZM240 138V139H239ZM247 138V140H246ZM252 138V137H251ZM18 141V143L16 142V140ZM30 139V140H29ZM69 139V140H67ZM87 139L89 142H87ZM119 139V140H118ZM120 139L122 141H120ZM144 139V140H143ZM202 139V140H201ZM229 139V140H228ZM234 139V140H233ZM237 139V140H236ZM242 139V140H241ZM245 139V140H243ZM260 141H259V140ZM33 140V142H32ZM52 140V141H51ZM94 140V141H93ZM110 141L111 143H115L116 146L113 144V145H107L108 144V141ZM130 140L132 142H130ZM183 140V141H182ZM197 140V141H196ZM214 140V141H213ZM232 140V141H231ZM252 142H250V141ZM256 140V141H255ZM14 141V142H13ZM20 141V142H19ZM31 141V143H30ZM55 141V142H54ZM62 141V142H61ZM64 141V142H63ZM71 141V142H69ZM73 141V143H72ZM93 141V142H92ZM97 141V142H96ZM100 141V142H99ZM105 141H106V144H105ZM127 141V142H126ZM142 141V142H141ZM218 141V142H217ZM221 141V142H220ZM231 141V142H229ZM244 143H243V142ZM249 143H247V142ZM259 141V142H258ZM27 144H26V143ZM28 142L30 144H28ZM53 142V143H51ZM57 142V143H56ZM59 142V143H58ZM87 142V143H86ZM98 143V144H95V143ZM134 144V146L130 143ZM160 142V143H159ZM188 142V143H187ZM223 142H226V144H224ZM256 143L258 144L257 146H259L258 148L256 146V144H253ZM260 142H262L260 144ZM8 145H7V144ZM15 143V144H14ZM17 143V144H16ZM63 143V144H62ZM86 143V144H85ZM123 143V144H121ZM126 143V144H125ZM129 143V144H128ZM221 143V144H219ZM228 143V144H227ZM252 143V144H250ZM5 144V145H4ZM73 144V145H72ZM91 144V145H90ZM103 144V146H102ZM122 146H121V145ZM125 144V145H124ZM128 144V145H127ZM185 144V146H184ZM219 144V145H218ZM15 145V146H14ZM17 145H20V146H17ZM52 146V147H48V146ZM56 145V146H55ZM60 145V146H59ZM82 145H85L84 147ZM93 145V147H92ZM95 145V146H94ZM138 145V146H137ZM183 145V146H182ZM194 147H197V148H194ZM199 145V147L197 146ZM260 145H262L263 147H261ZM28 146V147H27ZM66 146V147H65ZM70 146V147H69ZM78 146L80 148V150L82 151H79L78 149ZM91 146V147H90ZM97 146H100V148ZM108 146V147H106ZM146 146V147H145ZM165 146V147H164ZM236 146V147H234ZM249 146V147H247ZM23 147V148H22ZM27 147V148H25ZM32 147V148H31ZM45 147V148H44ZM62 147V148H61ZM89 147V148H88ZM111 149H110V148ZM116 147V148H114ZM122 147V148H121ZM126 147V148H125ZM131 147V148H130ZM144 147V148H143ZM159 147V148H158ZM164 149H163V148ZM192 147V148H191ZM218 147V148H217ZM231 147L233 148V150L231 149ZM239 149H238V148ZM242 147V148H241ZM244 147V148H243ZM261 147V148H260ZM15 148V149H14ZM51 148V149H50ZM87 148V149H86ZM97 148V149H96ZM114 148V149H113ZM118 148H120L119 150H117ZM125 148V151L124 149ZM150 148V149H149ZM182 148V149H180ZM230 148V149H229ZM247 148V149H246ZM260 148V149H259ZM21 149V150H20ZM40 149V151H39ZM43 149V150H42ZM57 149V150H56ZM60 149V150H59ZM68 149V150H67ZM99 149V150H98ZM101 149V150H100ZM148 149V150H147ZM155 149V151L153 150ZM163 149V150H162ZM190 149V150H189ZM202 149V150H201ZM207 149V150H206ZM212 149V150H210ZM250 149V150H249ZM252 149V150H251ZM255 149H259L257 152ZM28 150V151H27ZM34 152H32V151ZM49 152H48V151ZM53 153H52V151ZM65 150V151H64ZM72 152H71V151ZM77 150V152H76ZM86 150V152H85ZM107 150V151H106ZM109 150V152H108ZM127 150V151H126ZM146 150V151H145ZM158 150V151H156ZM204 150V151H203ZM217 150V151H215ZM263 150V151H262ZM6 151V153H5ZM24 154H22V152ZM39 151V152H38ZM47 151V153H46ZM99 151H101V154L99 153ZM112 151V153H111ZM118 151H120L118 153ZM121 151L124 153L122 154ZM138 151V152H137ZM151 151V152H150ZM206 151V152H205ZM236 151V152H234ZM262 151V152H261ZM58 152V153H57ZM64 154H63V153ZM78 152L80 154H78ZM92 152V153H91ZM108 152V153H107ZM134 152V153H133ZM136 152V154H135ZM155 152V153H154ZM185 152V153H184ZM199 152V153H198ZM209 152V153H208ZM247 152V153H246ZM252 152L254 153L253 156H251ZM257 153V157H255L254 155H256ZM262 154H261V153ZM32 153H37L35 156H38L35 158L34 156V159L32 158L33 156L30 155ZM43 153V154H42ZM55 153V154H54ZM67 153L70 155H67ZM71 153V154H70ZM73 153H77V155L73 156L74 154ZM94 153V154H93ZM98 153V154H96ZM105 153V154H104ZM111 153V154H109ZM114 153V154H113ZM117 153V154H115ZM122 154V156L118 155V154ZM139 153V154H138ZM150 153V155H149ZM152 153V154H151ZM213 153V154H212ZM228 153V154H227ZM231 153V154H230ZM244 153V154H243ZM246 153V154H245ZM250 153V154H249ZM26 154H29L27 155L28 156V159L26 158ZM39 154H40V157H39ZM50 154V155H49ZM62 154V156H61ZM100 154V155H99ZM134 154V155H132ZM138 154V155H137ZM145 154V155H144ZM186 154V156H185ZM208 154V155H207ZM220 154V155H219ZM238 156H237V155ZM7 155H9L8 157H6ZM34 155V154H33ZM52 155V156H51ZM66 155V156H65ZM97 155V156H96ZM107 157H105V156ZM110 155V156H109ZM117 155V156H116ZM136 155V156H135ZM144 155V157H143ZM153 155V156H152ZM222 155V156H221ZM242 157H241V156ZM261 155V156H260ZM19 156V157H18ZM24 158H23V157ZM43 156V157H42ZM51 156V157H50ZM55 156V157H54ZM64 156V157H63ZM68 156V157H67ZM100 156V157H98ZM116 156V157H115ZM124 156V157H123ZM133 156V157H131ZM185 156V157H184ZM190 156V157H189ZM247 156V157H246ZM250 156V157H249ZM8 158L6 160V158ZM72 157V158H71ZM83 157V158H82ZM94 157V158H93ZM104 157V158H103ZM112 157V158H111ZM115 157V159H114ZM119 157V158H118ZM122 157V158H121ZM126 157V158H125ZM130 157V159H129ZM140 157V158H138ZM162 157V159H161ZM175 157V158H174ZM184 157V158H183ZM189 157V158H188ZM234 157V158H232ZM261 157V159H260ZM16 158H18L19 160H17ZM29 158H32V161H29ZM40 158V159H39ZM47 158V159H46ZM52 158V159H50ZM63 158V159H62ZM87 158V160H86ZM90 158V159H89ZM103 158V160H102ZM107 158V159H105ZM110 158V160H109ZM137 158V159H136ZM149 158V159H148ZM208 158V159H207ZM247 158H250L249 160ZM20 159H23V160H20ZM28 161V162H23V161ZM117 160H120V159H123L121 161H117ZM132 159V160H131ZM174 159V161H173ZM185 159V160H184ZM187 159V160H186ZM217 159V160H216ZM232 159V160H231ZM238 159V160H237ZM240 159V160H239ZM242 159V160H241ZM244 159V160H243ZM256 159V161L254 160ZM259 159V160H258ZM34 160V161H33ZM37 160V161H36ZM42 160V161H41ZM62 160V161H61ZM72 162H71V161ZM95 162H94V161ZM101 160H102V163H101ZM126 160V162H125ZM130 160V161H128ZM212 160V161H211ZM248 161V164H247V161ZM251 160H252V164H251ZM263 160V161H262ZM4 161V162H3ZM11 161V162H10ZM14 161V162H13ZM20 161V162H19ZM46 161V162H45ZM49 161V163H48ZM93 161V162H91ZM112 161V163H111ZM136 161V162H135ZM140 163H138V162ZM149 161V162H148ZM186 161V163H184ZM221 161V162H220ZM8 162V163H7ZM14 164H13V163ZM16 162V163H15ZM36 162H38V164H36ZM40 162L42 163V165L40 164ZM55 162V164H54ZM60 162V163H58ZM71 162V163H70ZM80 162V163H79ZM83 162V163H82ZM97 162V163H96ZM110 162V164H109ZM129 164H128V163ZM158 162V163H157ZM219 162V163H218ZM228 162V163H227ZM235 162V163H234ZM240 162V163H239ZM243 162V163H242ZM245 162V163H244ZM250 162V163H249ZM2 163V164H1ZM10 163V165H8ZM19 165H18V164ZM27 163V164H26ZM45 163V165H44ZM52 163V164H51ZM64 165H63V164ZM70 163V166L73 164V166L69 167L68 164ZM93 163V165H91ZM100 163V164H99ZM114 163V164H113ZM120 163V164H119ZM132 163V164H131ZM177 163V164H176ZM182 163L184 165H182ZM202 163V164H201ZM215 163V164H214ZM231 163L233 165H231ZM242 163V164H241ZM257 163V164H256ZM261 163V164H260ZM23 164V165H22ZM34 164V165H33ZM59 166H58V165ZM75 164V165H74ZM86 164V166H85ZM108 164V165H106ZM113 164V165H112ZM126 164V165H125ZM128 164V165H127ZM186 164V165H185ZM229 167H227V165H229ZM239 164V165H238ZM245 164V165H244ZM247 164V166H246ZM255 164V165H254ZM5 165V166H4ZM21 165V166H20ZM26 165V166H25ZM51 165V166H49ZM53 165V166H52ZM68 165V167H67ZM81 167H80V166ZM115 165V166H114ZM125 165V166H124ZM132 167H130V166ZM135 165V166H134ZM190 165V166H189ZM207 165V166H206ZM215 165L217 166L215 168ZM236 165V167L234 166ZM244 165V166H243ZM253 165V167H252ZM257 165V166H256ZM7 166V167H6ZM10 166V167H9ZM14 166V167H13ZM20 166V167H19ZM23 166V168H21ZM28 166V167H27ZM38 168H36V167ZM75 166V168H73ZM112 166V167H111ZM122 166V167H120ZM166 166V167H165ZM170 166V167H169ZM182 166V168H179V167ZM186 166H188L186 168ZM233 166V167H231ZM256 166V167H255ZM27 167V169H25ZM32 167V169H31ZM40 167V168H39ZM45 167V168H43ZM50 167V168H49ZM55 167L57 169V171L55 172ZM64 167V168H63ZM65 167H67L66 169H69V170H66ZM117 167V168H116ZM124 167V168H123ZM129 167V169L127 168ZM175 167V168H174ZM208 167V168H207ZM232 169H231V168ZM239 167L241 170H239ZM242 167V168H241ZM2 168V169H1ZM5 168V169H4ZM20 168V170H19ZM72 170H71V169ZM77 168V169H76ZM89 168V169H88ZM105 168V169H104ZM122 168V169H121ZM131 168V169H130ZM148 168V169H147ZM172 168L174 170H172ZM189 168V169H188ZM203 168V169H202ZM213 168V169H212ZM226 168V169H225ZM236 168V169H235ZM6 169H9V170H6ZM14 169V170H12ZM17 169V170H16ZM31 169V170H30ZM51 169V170H50ZM60 169V170H59ZM65 169V170H64ZM112 169V170H111ZM127 169V170H126ZM218 169V170H217ZM257 169V171L255 170ZM259 169V170H258ZM29 170V171H28ZM37 170V171H36ZM53 170V171H52ZM74 170V171H73ZM122 170V171H121ZM180 170H181V173H180ZM185 170H186V174H185ZM191 170V171H190ZM194 172H193V171ZM216 170V171H215ZM228 170V171H227ZM234 170V171H232ZM237 170H238V173H237ZM254 170V171H253ZM5 171V172H4ZM25 171V172H24ZM33 174H32V172ZM50 171V172H49ZM59 171V172H58ZM62 171V172H61ZM65 171V172H64ZM66 171H68L66 173ZM84 171V172H82ZM107 171V172H106ZM110 171V172H109ZM124 171V172H123ZM127 171V172H126ZM139 171V172H138ZM168 171V172H167ZM174 171V172H173ZM230 171V172H229ZM247 173H246V172ZM2 172H4L2 174ZM17 172V174H16ZM23 172V173H22ZM29 172L31 174H29ZM60 172L62 174H60ZM66 173L64 175V173ZM74 172V173H73ZM76 172V173H75ZM86 172V173H85ZM109 172V174H108ZM118 172V173H117ZM122 172V173H121ZM131 172V173H129ZM178 172V173H177ZM191 172H193V174H191ZM199 174H198V173ZM225 172V173H224ZM229 172V173H228ZM232 172V173H231ZM236 172V173H235ZM252 172V173H251ZM21 173L22 176H19L18 175ZM26 175H25V174ZM50 176H49V174ZM59 173V174H58ZM70 173V174H69ZM73 173V174H72ZM89 173V174H88ZM92 173V174H91ZM97 173V174H96ZM113 173V174H112ZM125 173V175H124ZM216 173V174H214ZM222 173V174H221ZM235 173V174H234ZM249 173V174H248ZM255 173V174H253ZM11 176H10V175ZM38 174V175H37ZM59 176H58V175ZM80 176V177H76V175ZM88 174V176H86ZM116 174V175H115ZM122 174V175H121ZM131 174V175H130ZM134 174H137V175H133ZM156 174V175H155ZM163 174V175H162ZM171 174V175H170ZM176 174V175H175ZM180 174V175H179ZM184 174V175H183ZM219 174L221 176H219ZM245 174V175H244ZM247 174V175H246ZM253 174V175H252ZM264 174V172H263ZM4 175V176H3ZM13 175V176H12ZM48 175V176H47ZM61 175V176H60ZM90 175V176H89ZM92 175V176H91ZM100 177H99V176ZM124 175V176H123ZM139 175V176H138ZM160 175V176H159ZM169 175H170V179H169ZM178 175V176H177ZM186 175V176H185ZM189 175V176H187ZM191 175V176H190ZM219 177H218V176ZM236 175V177H235ZM10 176V177H9ZM27 176V177H25ZM74 176V177H73ZM86 176V178H84ZM117 179H116V177ZM119 176V177H118ZM128 176V177H127ZM132 176V177H131ZM136 176V177H135ZM156 176V177H155ZM173 176V177H172ZM179 176H181V179L179 178ZM231 178H230V177ZM15 177V178H14ZM39 177V178H38ZM48 177V178H47ZM55 177V179H54ZM58 177V178H57ZM102 177V178H101ZM161 177V178H160ZM172 177V178H171ZM185 177V178H184ZM186 177H189V178H186ZM192 177V179H191ZM220 178V180L218 178ZM27 178V179H26ZM60 178V180H59ZM62 178V179H61ZM69 178V179H68ZM78 178V180H77ZM82 178V179H81ZM97 178V179H96ZM123 178V180H122ZM140 178V180L138 179ZM156 178V179H155ZM174 178V179H173ZM194 178V179H193ZM197 178V179H196ZM206 178V179H205ZM214 180H213V179ZM216 178V179H215ZM227 178V179H226ZM4 179V180H3ZM76 179V180H74ZM88 180V181H84V180ZM96 179V180H95ZM108 179V180H106ZM121 179V180H120ZM135 182V183H133ZM137 179V180H136ZM160 179H161V182H160ZM169 179V181H168ZM190 179V180H188ZM198 181H196V180ZM205 179V180H204ZM207 179L212 183H210L209 181H207ZM211 179V180H210ZM223 179V180H222ZM242 181H241V180ZM8 180V181H7ZM14 183H13V181ZM27 180V181H26ZM32 180H34L32 182ZM70 182H69V181ZM81 180V181H80ZM84 182H83V181ZM104 180V181H103ZM112 180V181H111ZM114 180V181H113ZM125 180V181H124ZM166 180V181H165ZM176 180V181H175ZM181 180V181H180ZM187 180V181H186ZM218 180V181H217ZM222 180V181H221ZM4 181V182H3ZM23 182V186L21 185L20 182ZM60 181V182H59ZM89 181H94V182H89ZM98 181V182H97ZM107 181V182H106ZM124 181V182H123ZM128 181V182H127ZM183 181V182H182ZM186 181V182H185ZM201 181V182H200ZM215 181V182H214ZM237 181V182H236ZM239 181V182H238ZM241 181V182H240ZM7 182V183H6ZM17 182V183H16ZM64 182V183H63ZM73 182V184H72ZM79 182V183H78ZM103 182V183H101ZM116 182V183H115ZM120 182V183H118ZM131 182V183H130ZM138 182V183H137ZM140 182V183H139ZM159 182V183H158ZM172 182V183H171ZM177 182V183H176ZM179 182V183H178ZM182 182V183H181ZM195 182V184H193ZM215 184H214V183ZM252 182V183H251ZM255 182L258 184H255ZM262 182V183H261ZM20 183V184H19ZM67 183V184H66ZM78 183V184H77ZM90 183V184H88ZM101 183V184H100ZM105 183V184H104ZM116 186H114L115 184ZM123 183V184H122ZM130 183V185H129ZM137 183V185H136ZM164 183V184H163ZM170 183V184H168ZM174 183V184H173ZM190 185H189V184ZM198 183V184H197ZM235 183V184H234ZM238 183V184H237ZM254 183V184H253ZM261 183V184H260ZM13 184V185H12ZM19 184V185H18ZM64 184V185H62ZM72 184V187H69L71 186ZM111 184V185H109ZM168 184V185H167ZM178 186H177V185ZM188 184V185H187ZM200 184V185H199ZM204 184V186L202 185ZM213 184V185H212ZM220 184V185H219ZM242 184V186H241ZM244 184V185H243ZM46 185V186H45ZM59 185H62V186H59ZM69 185V186H68ZM89 185V186H87ZM91 185V186H90ZM93 185V186H92ZM98 185V186H97ZM99 185H101L102 189L104 191H102L101 187H99ZM123 185V186H122ZM161 185H162V188H165L166 190L168 189L169 191H166L165 189L162 190L161 188ZM223 185V186H222ZM232 185V186H231ZM246 185V186H245ZM249 185H252L249 189ZM262 187H261V186ZM20 186V187H19ZM57 186V187H56ZM59 186V187H58ZM78 186V187H77ZM81 186V187H80ZM83 186V187H82ZM87 186V188H86ZM106 186V187H105ZM118 186V187H117ZM122 186V188H121ZM128 186V187H126ZM171 186V187H170ZM181 186V187H180ZM184 186V188H182ZM196 186V187H195ZM216 186V187H215ZM238 186V187H237ZM245 186V187H243ZM248 186V187H247ZM255 186V187H254ZM23 187V188H21ZM26 187V188H25ZM46 187V189H45ZM69 187V188H68ZM79 187L81 189H79ZM98 187V188H97ZM145 187V188H144ZM156 187V188H155ZM160 187V189H159ZM170 189H169V188ZM173 187V188H172ZM180 187V190L179 188ZM189 187V188H188ZM194 189H200V191H202V193L199 191V195L201 194V196H198V193L195 192L197 190H194ZM201 187V188H200ZM233 187V188H232ZM257 187V188H256ZM15 188V189H14ZM36 190H34V189ZM62 188V189H61ZM65 188V189H64ZM74 188V189H73ZM78 188V191H76ZM93 190H92V189ZM97 188V189H96ZM110 188V189H109ZM112 188V189H111ZM121 188V189H120ZM176 188V190H175ZM178 188V190H177ZM231 188V189H230ZM238 188V190L236 189ZM240 188L242 190H240ZM247 188V189H245ZM9 189V190H8ZM39 189V190H38ZM60 189V190H59ZM74 191H72V190ZM86 189V190H85ZM96 189V190H95ZM107 189V190H105ZM115 189V190H114ZM117 189V190H116ZM127 189V192L126 190ZM130 189V190H128ZM150 189V190H149ZM155 189V190H154ZM173 191H172V190ZM184 189V190H183ZM203 189V190H202ZM207 189H209L207 191ZM216 189V190H215ZM220 189V190H219ZM224 189H227L225 191H222ZM243 189H245L243 191ZM257 189V190H256ZM22 190V191H21ZM64 190V191H62ZM98 190V191H97ZM110 190V191H109ZM113 190V191H112ZM124 190V191H123ZM153 190V191H152ZM175 190V191H174ZM182 190V192H181ZM189 191L191 194H189V192H186V191ZM192 190V191H190ZM230 190V191H229ZM232 190V191H231ZM236 190V191H235ZM252 190V191H250ZM5 191V192H4ZM52 191V192H51ZM62 191V193H60ZM67 191H71L70 194H66V193H69ZM81 191H84V192H81ZM87 191H90L89 194ZM93 191V192H92ZM100 191V192H99ZM104 193H102V192ZM118 191V192H117ZM121 191V193H120ZM163 191V192H161ZM221 191V192H220ZM230 193H228V192ZM249 191V192H248ZM77 192V193H76ZM152 192V194H151ZM168 192V193H167ZM172 192H175L174 195H172L173 193ZM194 192L196 193L195 196H194ZM204 192V193H203ZM210 192V193H209ZM227 192V193H226ZM262 192V194H261ZM14 193V194H13ZM22 193V194H21ZM29 193V194H28ZM56 193V194H54ZM82 193V194H80ZM93 193V194H92ZM100 195H99V194ZM107 193V194H106ZM116 195H111V194H115ZM118 193V194H117ZM126 193V194H125ZM158 193V194H157ZM161 193V195H160ZM163 193V194H162ZM165 193V194H164ZM183 196H182V194ZM213 193V194H212ZM218 193V194H217ZM222 193V194H221ZM226 193V194H225ZM234 195H232V194ZM242 193V194H241ZM244 193V194H243ZM250 193V194H248ZM66 194V195H65ZM75 194V195H74ZM80 194V195H79ZM89 194V195H88ZM103 194V195H102ZM110 194V195H109ZM122 194V195H121ZM125 196H124V195ZM171 195L172 198L170 196ZM176 194V195H175ZM179 194V195H178ZM188 197H184V195H186ZM215 194V195H214ZM224 194V195H223ZM231 196H229V195ZM237 194V195H236ZM247 194H248V198L247 197ZM253 194V195H252ZM259 194V195H258ZM261 194V195H260ZM68 195H71L72 196V199H71V196H68ZM86 195V196H85ZM99 195V196H98ZM109 195V196H107ZM119 195V196H117ZM207 197H206V196ZM209 195L211 196L209 198ZM221 195V196H220ZM224 197H223V196ZM255 195V197H254ZM15 196V197H14ZM53 198H52V197ZM55 196V197H54ZM57 196V197H56ZM58 196H60L58 198ZM66 198V201H64V198ZM79 196L80 198L78 199ZM89 198H88V197ZM92 196V197H90ZM103 196V197H101ZM121 196V197H120ZM145 196V197H144ZM153 196H157V197H153ZM160 196V197H159ZM163 196L164 199L161 197ZM180 196V197H178ZM206 198H205V197ZM221 198H220V197ZM225 196L227 199H225ZM229 196V197H228ZM244 196V197H242ZM50 197V198H49ZM98 198V199H93V198ZM116 197V198H115ZM118 197V198H117ZM131 197V198H130ZM153 197V198H152ZM169 197V198H168ZM175 198L176 201H175ZM190 197L193 199H190ZM201 197V198H200ZM203 197V198H202ZM217 197H219L217 199ZM223 197V198H222ZM261 197V198H259ZM16 198V199H15ZM53 200H52V199ZM58 198V199H56ZM62 198V199H61ZM77 198V199H76ZM83 198V199H82ZM86 198H88L86 200ZM109 198V199H108ZM124 198V199H123ZM146 198V200H145ZM158 200V203L156 201V203L154 202L155 200ZM212 198V199H211ZM231 198V199H230ZM238 198V200H237ZM245 198H248L249 200H246ZM254 198V200H253ZM259 201H258V199ZM5 199V200H4ZM56 199V201H55ZM70 199V200H69ZM91 199V200H89ZM121 199V200H120ZM128 199V200H127ZM154 200V201H151V200ZM190 199V200H189ZM197 199V200H195ZM204 199L205 201H209L207 202V205L205 206H208V207H205L204 206ZM207 199V200H206ZM215 199V200H214ZM225 199V201H224ZM232 201H230V200ZM233 199H235L233 201ZM242 199V200H241ZM12 200V201H11ZM49 200H52V201H49ZM62 200V201H60ZM80 200V202H79ZM102 200H103V203H102ZM105 200V201H104ZM118 202H117V201ZM149 200V201H148ZM166 200V201H165ZM169 200V203L167 202ZM174 200V201H173ZM180 200V201H178ZM184 200V202H183ZM186 200V201H185ZM188 200V201H187ZM192 200V201H191ZM201 200V201H199ZM211 200H214V201H211ZM217 200V201H216ZM221 200V201H220ZM223 200V201H222ZM237 200V201H236ZM245 200V201H243ZM32 201V202H31ZM60 201V202H59ZM82 201H84V204L82 203ZM89 201V202H87ZM109 201V202H108ZM111 201V202H110ZM114 201V202H113ZM125 204H123V202ZM148 201V203H147ZM162 201V202H161ZM164 201V202H163ZM191 201V202H190ZM194 201V202H193ZM203 201V202H202ZM248 201V202H247ZM257 201V202H256ZM13 202H16V204H13ZM28 202V203H27ZM54 204H53V203ZM66 202V203H65ZM69 202V203H68ZM75 202H77V206L75 204ZM107 202V203H106ZM113 202V203H112ZM121 202V203H120ZM137 202V203H136ZM144 202V203H143ZM153 202V203H151ZM172 202V203H170ZM175 204H174V203ZM179 202V203H178ZM190 202V204L188 203ZM201 202V203H200ZM214 202H217L214 204ZM220 202V203H219ZM3 203V204H2ZM49 203V204H48ZM59 203V204H58ZM64 203V204H63ZM68 203V204H67ZM96 203V204H95ZM100 205H99V204ZM111 205H110V204ZM120 203V204H119ZM164 205H163V204ZM195 205L196 203H198V205L196 204V206H194L193 204ZM203 203V205H201ZM219 203V205H217ZM231 203V205H230ZM234 203V204H233ZM248 204V205H244V204ZM253 203V204H252ZM81 204V205H80ZM92 206H90V205ZM106 204V205H105ZM108 204V205H107ZM123 204V205H122ZM145 204V207L143 208ZM149 204V206H148ZM166 204V205H165ZM183 204L185 206H183ZM192 204V206H189V205ZM206 204V203H205ZM210 204V205H209ZM223 207H221L220 206ZM240 206H239V205ZM251 204V205H249ZM259 204V205H258ZM3 205V206H2ZM11 205V206H10ZM45 205V206H44ZM66 205H68L66 207ZM84 205V206H83ZM96 205V206H94ZM99 205V206H98ZM104 205V206H102ZM117 205V206H116ZM133 205V206H132ZM136 205V206H135ZM156 205V206H154ZM169 205V206H168ZM174 205L175 208H172ZM214 208H212V206ZM225 205V206H223ZM244 205V206H243ZM253 205V207H252ZM256 205V206H254ZM57 208H60L58 209V211H56V207ZM60 206V207H59ZM75 206V207H74ZM81 206V207H79ZM107 206L106 209H104L105 207ZM112 207L111 210L110 207ZM115 206V207H114ZM122 209H120V207ZM152 206V207H151ZM167 207L165 208L166 211H164L165 209L163 207ZM181 208H179V207ZM187 206V207H186ZM189 206V207H188ZM199 206V207H198ZM205 207L203 209V207ZM218 208H217V207ZM229 206V208L227 207ZM12 207V208H11ZM38 208V209H35V208ZM43 207V208H42ZM74 207V208H73ZM79 207V208H78ZM85 207V208H84ZM98 207V208H96ZM103 209H101V208ZM114 207V208H113ZM141 207V208H140ZM155 207L158 211H160L161 214H158L159 212L157 210H155ZM159 209H158V208ZM178 207V208H177ZM194 207V208H193ZM235 207V208H233ZM244 207V208H243ZM248 207V208H247ZM256 207V209H255ZM49 208V209H48ZM51 208V209H50ZM64 208V209H63ZM91 208V209H90ZM116 208V210H115ZM139 208V209H138ZM145 209L144 210H142ZM150 208V209H149ZM154 208V209H153ZM161 208V210H160ZM170 208V209H168ZM172 208V209H171ZM211 208V209H210ZM222 208V209H221ZM227 210V208L229 210ZM241 208V209H240ZM42 209V210H41ZM48 209V210H47ZM54 209V210H53ZM65 210V211H62V210ZM78 209V210H77ZM82 209V210H81ZM94 210V212L91 213V211ZM109 209L111 211H109ZM118 209V210H117ZM133 209H136V212L135 210ZM173 209L175 211H173ZM179 209V211H178ZM188 209V210H187ZM197 211H195V210ZM214 209V210H213ZM216 209V210H215ZM218 209V210H217ZM225 211H224V210ZM250 209V210H248ZM258 209V210H257ZM261 209V208H260ZM44 210V211H43ZM81 210V211H80ZM88 210V211H87ZM97 210H98V213H97ZM107 210V211H106ZM114 210H115V213H114ZM133 210V211H132ZM139 212H138V211ZM152 210V211H151ZM155 210V211H153ZM200 210V211H199ZM210 210V211H209ZM224 211V213L222 214V211ZM238 210V211H237ZM240 210V211H239ZM13 211V212H12ZM41 211V212H40ZM47 211H49V214ZM53 211V212H52ZM55 211V212H54ZM100 211V212H99ZM109 211V212H108ZM120 211V212H119ZM141 211V212H140ZM144 211V212H143ZM168 211V212H167ZM178 211V212H177ZM182 211V212H181ZM188 212V214H184V212ZM202 211V212H201ZM205 211V212H204ZM208 211V213L206 212ZM218 211V212H216ZM221 211V212H220ZM229 211V212H228ZM255 211V212H254ZM76 212V213H75ZM78 212V213H77ZM81 212V213H80ZM102 212V213H101ZM108 212V214H107ZM118 214H117V213ZM134 212V213H132ZM149 212V213H148ZM153 212V213H152ZM171 212V213H170ZM191 212V213H190ZM195 212H198V215L197 213ZM199 212H200V215H199ZM235 212V213H233ZM6 213L8 215H6ZM44 213V214H42ZM48 213V214H47ZM60 213V214H59ZM65 213V214H64ZM102 214L103 215V218H101V215H98V214ZM114 213V215H113ZM129 213V214H128ZM133 215H131V214ZM141 213V214H140ZM144 213V214H142ZM167 213V214H166ZM174 213V214H173ZM184 215H183V214ZM202 213H204V216ZM207 213V214H205ZM210 213V214H209ZM214 213V214H213ZM222 215H220V214ZM230 213V214H229ZM233 213V214H232ZM242 213V212H241ZM239 214L237 216H240L242 217V215L244 214ZM27 214V215H26ZM35 214V216H34ZM39 214V215H38ZM54 214V215H53ZM78 214H81L78 216ZM84 214V216H83ZM91 214V215H90ZM97 214V215H96ZM111 214V216H110ZM136 214V216H135ZM152 214V215H151ZM155 214V217H153ZM157 214V216H156ZM163 214H166L163 215ZM180 214V215H179ZM194 214V215H192ZM196 214V215H195ZM217 214V215H216ZM235 214V215H234ZM251 214V213H250ZM29 215V216H28ZM60 215V216H59ZM62 215V216H61ZM107 215V216H106ZM120 215V216H119ZM147 215H148V218H147ZM161 215V216H159ZM172 215V216H171ZM183 215V217L181 216ZM186 215V217H185ZM188 215L191 217L188 218ZM209 215V217H208ZM212 215V217H211ZM215 215L217 217H215ZM225 215V216H224ZM231 215V216H229ZM55 216V217H54ZM59 219H58V217ZM72 216L73 220L72 219ZM87 216V217H86ZM100 216V217H99ZM107 218H105V217ZM113 216H114V219L113 220ZM128 216V217H127ZM130 216V217H129ZM165 218H164V217ZM172 217L170 218L169 220V217ZM194 216V217H193ZM196 216V217H195ZM204 216V217H202ZM236 216V218H237ZM32 217V218H31ZM48 217V218H47ZM62 217V218H61ZM83 217V218H82ZM92 217V218H91ZM127 217V218H126ZM148 224H145V220ZM151 217V218H149ZM161 219H164L161 221ZM180 217V218H179ZM182 217V218H181ZM193 217V218H192ZM200 217V218H199ZM201 217L203 219H201ZM52 218V219H50ZM79 218V219H77ZM82 218V219H81ZM97 218V219H95ZM100 218V219H98ZM112 218V219H111ZM132 218V219H131ZM135 218V219H134ZM137 218H139L140 221L137 220ZM143 218V219H141ZM158 218V219H157ZM184 218V220H183ZM186 218V219H185ZM187 218H188V221H187ZM196 218V219H195ZM205 218V219H204ZM211 218V219H210ZM213 218V219H212ZM221 218V219H220ZM223 218V219H222ZM262 218V220H261ZM260 219L257 220V222H259L261 224L260 227H262V229H264V217H261ZM3 219V220H2ZM27 219V220H26ZM49 219V221H48ZM62 219V220H60ZM65 219V220H64ZM77 219V220H76ZM93 219V220H92ZM124 219L126 221H124ZM129 219V220H128ZM155 219V220H154ZM173 219V220H172ZM179 222H177L176 220ZM196 220L194 222V220ZM208 221H207V220ZM219 220L218 222H216V220ZM26 220V221H25ZM52 220L54 221V223H52ZM57 220V221H56ZM59 220V221H58ZM88 222H87V221ZM91 220V222H89ZM98 223H97V221ZM105 220L108 222H105ZM110 220V222H109ZM112 220V221H111ZM131 220V221H130ZM155 222H153V221ZM185 222V225L184 223L182 222ZM202 220V221H201ZM225 220V219H224ZM7 221H10V222H7ZM79 223H78V222ZM83 221V222H82ZM86 221V222H85ZM100 221V222H99ZM129 221V222H128ZM138 221V222H137ZM151 221V222H150ZM158 221V222H157ZM167 221V222H166ZM173 221V222H171ZM176 221V222H174ZM187 221V223H186ZM194 222L193 224L190 222ZM204 221V222H203ZM13 222V223H12ZM23 222V223H22ZM28 222V223H27ZM35 222V223H34ZM51 224H50V223ZM59 222V223H58ZM85 222V223H84ZM135 222H137L135 224ZM140 222V223H139ZM154 224H153V223ZM165 224H164V223ZM170 222V223H169ZM181 222V224H180ZM207 222V223H206ZM209 222V223H208ZM211 222V223H210ZM4 223V224H3ZM19 223V224H18ZM42 223V224H41ZM62 223V224H61ZM68 223V224H67ZM69 223L71 226H69ZM88 223V224H87ZM93 223V224H92ZM100 223V224H99ZM102 223V224H101ZM106 223V224H104ZM125 223V225H124ZM128 223V224H127ZM135 225H134V224ZM139 223V224H138ZM149 223H152V224H149ZM158 223V224H156ZM163 225H162V224ZM177 225H176V224ZM183 223V224H182ZM203 223V224H202ZM205 223V224H204ZM8 224V225H7ZM10 224V225H9ZM12 224V225H11ZM33 224V225H32ZM74 224V225H73ZM82 224V225H80ZM96 224V226H95ZM101 226V228L98 226ZM110 224V226L108 225ZM121 224L120 228H119V225ZM141 224V225H140ZM144 224V225H143ZM170 224H175V227H177L176 229H173L175 228L174 225H172L171 228L170 227ZM180 224V225H179ZM197 224V225H196ZM206 224H207V227H206ZM259 224V225H260ZM16 225V226H15ZM32 225V226H31ZM50 225V226H49ZM80 226L79 229L77 226ZM93 225V227H92ZM129 225V226H128ZM152 225V226H151ZM155 227H154V226ZM166 225V226H164ZM184 227H183V226ZM188 225V226H187ZM195 225V226H193ZM210 225V226H209ZM259 225H254L252 227H254V231L255 229H258ZM12 226V227H11ZM62 226V227H61ZM64 226V227H63ZM68 226V227H67ZM88 228H87V227ZM95 226V227H94ZM117 226V227H116ZM134 229H132L131 227ZM149 226V228L147 227ZM159 226V227H158ZM163 227V228H160V227ZM238 226L240 227L241 225H235L234 227H236V236L239 235L240 233L241 234H244V230L241 229L242 232L238 231L237 233V230L239 229ZM15 227V228H14ZM22 227V229L20 228ZM54 227V228H53ZM58 227V228H57ZM83 227V228H82ZM86 229H85V228ZM98 227V228H97ZM108 227V228H107ZM138 227V228H137ZM143 227V228H142ZM151 227V228H150ZM166 227L168 230H166ZM186 227H188L187 229L189 230H192L193 227L194 228V231L195 230H198V231H195L196 234L191 231L192 233L188 234L190 236L187 235V232L189 233V230H185ZM205 227V228H204ZM211 228L212 229H214ZM248 227V226H246ZM245 227V228H246ZM250 227V226H249ZM248 227V228H249ZM259 227V228H260ZM19 228V230H18ZM57 228V229H56ZM60 228V229H59ZM61 228H63L61 230ZM92 228V230H91ZM104 228V229H103ZM133 230L132 233L131 231H129L131 234H130V237L128 236L129 232L128 230ZM137 228V229H136ZM148 228V229H146ZM160 228V229H159ZM184 228V229H183ZM204 228V229H203ZM238 228V229H237ZM17 229V230H16ZM27 229V230H26ZM37 231H36V230ZM77 229H79V231H77ZM90 229V230H88ZM95 229V230H94ZM102 229V231L100 230ZM107 229V230H106ZM117 229V230H116ZM120 229V230H118ZM126 229V230H125ZM144 229V230H143ZM151 229V231H150ZM155 229V230H154ZM164 233H162L163 231ZM173 229V230H172ZM179 229V230H178ZM202 231H201V230ZM239 229V230H240ZM251 230H249L248 232H251L253 231L252 228H249ZM261 228L260 230L263 231ZM8 230V231H7ZM13 230V231H12ZM23 230V231H22ZM33 230V231H32ZM40 232H39V231ZM49 230V233L47 232ZM54 230V231H53ZM81 230V231H80ZM83 230V232H82ZM86 230V231H84ZM99 230V231H98ZM140 230V231H139ZM143 230V231H142ZM146 230V231H145ZM148 230V231H147ZM153 230V231H152ZM159 230V231H158ZM174 230L176 232H174ZM205 230V231H204ZM6 231V232H5ZM21 231L23 233H21ZM25 231V232H24ZM28 231V232H26ZM35 231V232H34ZM53 231V232H52ZM105 231V232H104ZM115 231H119L118 233H121L120 235ZM122 231V232H121ZM135 231L137 232V235L135 233ZM145 231V233H143ZM168 231V232H167ZM182 231V233H181ZM186 231V232H185ZM204 231V232H203ZM210 231V230H209ZM208 231V232H209ZM219 231V232H218ZM253 231V232H254ZM4 232V233H3ZM19 232V233H18ZM38 232V233H37ZM47 232V233H46ZM75 232V233H74ZM86 232V233H85ZM96 232V233H95ZM101 232V233H100ZM103 232V234H102ZM149 232V233H147ZM158 232V233H157ZM167 232V233H166ZM181 234H180V233ZM185 232V233H184ZM199 232V233H198ZM213 232V231H212ZM215 233H211L210 234L212 236L215 237H219V235H221V231L220 230H214ZM264 232V231H263ZM10 233V234H9ZM25 233H27L25 235ZM32 233V235H31ZM52 233V234H51ZM55 233V234H54ZM77 233V234H76ZM79 233V234H78ZM94 233V234H93ZM115 233V234H114ZM125 233V234H124ZM152 233V234H151ZM155 233V234H154ZM160 233V234H159ZM178 233V234H177ZM218 233V234H217ZM247 233V232H246ZM22 236H21V235ZM36 234L39 235L36 237ZM49 234V235H48ZM66 234V235H65ZM101 234V235H100ZM106 234V235H105ZM113 234V235H112ZM133 234V235H132ZM144 236H143V235ZM148 234V235H147ZM154 234V235H153ZM158 234V235H157ZM169 236H168V235ZM173 234V235H172ZM180 234V236H178ZM191 234H195L194 236L191 235ZM241 234L239 235V237H241ZM25 235V236H24ZM52 235V236H51ZM112 235V237H110ZM114 235H117L116 237ZM137 235V236H135ZM146 235V236H145ZM163 235V236H162ZM167 235V236H165ZM172 235V236H171ZM177 235V236H176ZM8 236V237H7ZM10 236V237H9ZM15 236V237H14ZM17 236V237H16ZM24 238L20 239L19 237ZM26 236H30L29 239L28 237ZM50 236V237H49ZM70 236V237H69ZM78 236V237H77ZM91 236V237H90ZM98 236V237H97ZM120 238H119V237ZM133 236V237H131ZM150 236V237H149ZM12 237V238H11ZM26 237V238H25ZM35 239H34V238ZM39 237V238H38ZM143 239V242L142 240H140V238ZM148 237V238H147ZM154 237L157 238L155 241H152L154 240ZM163 239H162V238ZM169 237L171 238V240L169 239ZM186 237H189V238H186ZM238 237V236H237ZM7 238V239H6ZM17 240H16V239ZM66 238V239H65ZM69 238V239H68ZM76 238V239H75ZM86 238V239H85ZM109 238V239H108ZM111 238V239H110ZM117 238V239H116ZM123 238V240H122ZM133 238V239H131ZM137 238V239H136ZM12 241H11V240ZM33 239V240H32ZM57 239V240H56ZM68 239V240H67ZM74 239V241H73ZM116 241H115V240ZM128 239V240H127ZM130 239V240H129ZM136 239V240H135ZM145 239H149V243L145 242ZM176 239L172 240V242H176L177 244L179 242L176 241ZM177 239V240H178ZM179 239V241H180ZM7 240V241H6ZM20 240V241H19ZM23 240V241H22ZM28 240H31V241H28ZM36 240V241H35ZM82 240V241H81ZM92 240H93V243H92ZM119 240V241H118ZM124 242H122V241ZM139 240V241H138ZM156 241L155 244L157 243H161V246H162V243L164 242L161 241L160 242ZM170 240V241H169ZM183 240H181L180 242H182ZM4 241V243H3ZM26 241V242H25ZM71 241V242H70ZM86 241V242H85ZM95 241V242H94ZM128 241V242H127ZM137 241V242H135ZM169 241V243H168ZM220 241V240H218ZM217 241V242H218ZM2 242V243H1ZM7 242V244H6ZM11 242V243H10ZM15 243L17 242V245L16 244H12V243ZM21 244H19V243ZM23 242V243H22ZM33 244H32V243ZM91 242V243H89ZM98 242V243H97ZM116 242V243H115ZM118 242V243H117ZM122 244H121V243ZM135 242V243H134ZM140 242V243H138ZM171 242V243H172ZM173 242V243H174ZM58 243V244H57ZM70 243V244H69ZM86 243V244H85ZM88 243V244H87ZM94 243H95V246H94ZM106 243V244H105ZM113 243V244H112ZM131 243V246H128V244L130 245ZM133 243V244H132ZM163 243V246H165ZM9 244V245H8ZM12 244V245H11ZM56 244V245H55ZM66 244V245H65ZM74 244V246L72 245ZM112 244V245H111ZM125 244V245H124ZM52 245V246H51ZM65 245V246H64ZM91 245V246H89ZM135 245V247H134ZM144 245V246H143ZM14 248H13V247ZM15 246H17L18 248H16ZM28 246V247H27ZM51 246V247H50ZM79 246H81V248H83L81 251L79 248ZM102 246V247H101ZM104 246V247H103ZM106 246V247H105ZM121 246V247H119ZM124 250H123V248ZM162 246V247H163ZM10 247V248H8ZM63 247V248H62ZM84 247H87V248H84ZM110 249H109V248ZM114 247H115V251L112 252V249L114 250ZM117 247V248H116ZM119 247V248H118ZM131 247V248H130ZM168 247V246H165V248ZM8 248V249H7ZM21 248V249H19ZM44 248V249H43ZM49 248V249H48ZM54 248V249H53ZM71 250H70V249ZM78 249V251H73L74 249ZM122 248V253L124 252V254L122 255L120 249ZM56 249V250H55ZM67 249V250H66ZM70 250V254L69 253V250ZM147 249L149 251H147ZM187 249V248H186ZM181 249V252L179 253V250H178V253L179 255L177 256V252L175 253V256L177 257V259L175 260L176 262H178V264H184L186 263V261L190 260L191 257H187V256H191L189 255L191 250H194V249H190L188 247V249H190L188 251V249ZM10 250V251H9ZM32 250V251H31ZM58 250V251H57ZM103 250V252H102ZM105 250V251H104ZM130 250V252H129ZM184 250V251H182ZM15 251V252H14ZM18 251V252H17ZM67 251L69 254H67ZM111 252L112 254L108 253V252ZM126 251V253H125ZM127 251L129 253H127ZM189 252L188 255H184V254H187V252ZM11 252V253H10ZM21 252V253H20ZM48 252V253H47ZM75 252V253H74ZM103 254H102V253ZM132 252V253H131ZM135 252V253H136ZM185 252V253H183ZM3 253V254H2ZM65 253V254H64ZM79 253V254H78ZM98 253V254H97ZM106 253V254H105ZM108 253V254H107ZM121 253V254H119ZM134 253V254H135ZM136 253V255L134 256L132 254V257L129 259L128 258V262L131 261V259L134 261L136 260H140V259H143L142 257H144V255L140 254L141 258L138 257V254ZM9 254V255H8ZM26 254V255H25ZM33 254V255H32ZM52 254V255H51ZM58 254H61V255H58ZM63 254V255H62ZM83 254V255H82ZM91 254V255H90ZM102 254V255H101ZM126 254V255H125ZM18 255V256H16ZM57 255V256H56ZM88 255V256H87ZM117 255V256H116ZM122 258H121V256ZM3 256V257H2ZM40 256V257H39ZM68 256V257H67ZM71 256V257H70ZM97 256V257H96ZM106 256V257H105ZM113 256V257H112ZM124 256V257H123ZM127 256V257H126ZM11 257V258H9ZM14 257V258H13ZM17 257V258H16ZM37 259H36V258ZM66 257V258H64ZM102 257V258H101ZM105 257V258H104ZM21 258V259H20ZM31 258V259H30ZM47 258V259H46ZM56 258V259H55ZM65 260H64V259ZM97 258H98V262H97ZM112 258V259H111ZM181 258V259H179ZM185 259L183 261V259ZM189 258V259H188ZM8 259V260H7ZM15 263H13L11 260ZM14 259V260H13ZM82 259V260H81ZM101 259H106V261L104 260H101ZM114 259V260H113ZM118 259V260H117ZM179 259V260H178ZM4 262H3V261ZM28 260V261H27ZM42 260V261H41ZM44 260V261H43ZM50 262H48V261ZM172 260V259H171ZM171 260L168 262H166V264H171ZM178 260V261H177ZM192 260V258H191ZM27 261V262H26ZM81 261V262H80ZM101 261V262H99ZM111 261V262H110ZM118 261V262H117ZM121 261V262H120ZM183 261V262H181ZM7 262V263H6ZM19 262V263H18ZM37 262V263H35ZM62 262V263H61ZM115 262V263H114ZM164 262V263H165ZM190 261H188L187 263H189ZM186 263V264H187Z\"/></svg>",
	"mask_w": 264,
	"mask_h": 264
},
{
	"label": "bare ground",
	"instance_id": "2",
	"mask_svg": "<svg viewBox=\"0 0 264 264\" xmlns=\"http://www.w3.org/2000/svg\"><path fill=\"white\" fill-rule=\"evenodd\" d=\"M19 1H20V0H19ZM30 1H31V0H30ZM68 1H69V0H68ZM106 1H107V0H106ZM129 1H130V0H129ZM159 1L162 2V0H159ZM167 1H168V0H167ZM167 1H166V2H167ZM175 1H176V0H174L173 3H175ZM182 1L184 2V0H182ZM202 1H203V0H202ZM204 1H206V0H204ZM204 1H203V2H204ZM208 1H209V0H208ZM211 1H212V0H211ZM214 1H215L216 3H215ZM237 1H238V0H213V3L216 4V7H217V8L215 7L216 9H218V7H219V10L221 9V10H222L221 12H224V13H226V12L229 13L230 11H231L230 13H232V12H233L232 10H235V11L237 10V11H240V12H241V11H246V10H249L250 8L253 9V5H255V4L253 3L254 0H253V1H251V0L249 1V0H248V4H247V5L245 4V3H247V2H246L247 0H246V1L244 2V4H243V5H245V6H241V5H240L241 2L243 3V0H242V1L240 0L239 3H238ZM88 2H89V1H88ZM92 2H93V1H92ZM101 2H102V1H101ZM103 2H104V1H103ZM126 2H127V0H126ZM142 2H143V1H141V3H142ZM144 2H146V0H144ZM152 2H153V1H152ZM168 2H169V1H168ZM179 2H180V1H179ZM179 2H178V3H179ZM185 2H186V1H185ZM188 2H191V1H188ZM192 2H194V1L192 0ZM192 2H191V3H192ZM198 2L200 3L201 1H198ZM76 3H77V2H76ZM93 3H94V2H93ZM96 3H97V2H96ZM107 3H108V2H107ZM107 3H106V4H107ZM122 3H124V2H122ZM122 3H121V4H122ZM135 3H136V2H135ZM150 3H151V2H150ZM169 3H170V2H169ZM180 3H182V2H180ZM191 3H190V6L192 7L193 4H191ZM208 3H210V2H208ZM208 3H207V4H208ZM242 3H241V4H242ZM255 3H256V1H255ZM27 4H28V3H27ZM63 4H64V3H63ZM66 4H67V3H66ZM80 4H81V3H80ZM103 4H104V3H103ZM109 4H110V2H109ZM109 4H108V5H109ZM116 4H117V3H116ZM116 4H115V5H116ZM118 4H120V2H119ZM133 4H134V3H133ZM138 4H139V3H138ZM142 4H143V3H142ZM163 4H165V2H164ZM184 4H186V3H184ZM188 4H189V3H188ZM194 4H195V2H194ZM196 4H197V3H196ZM16 5H17V4H16ZM22 5H23V4H22ZM71 5H72V4H71ZM76 5H77V4H76ZM76 5H75V6H76ZM86 5H87V4H86ZM88 5H90V3H89ZM93 5H95V3H94ZM96 5H97V4H96ZM135 5H136V4H135ZM144 5H145V4H144ZM155 5H156V4H155ZM155 5H154V6H155ZM160 5H161V4H160ZM168 5H169V4H168ZM171 5H173V4H171ZM199 5H200V4H199ZM199 5H198V6H199ZM202 5H204V4H202ZM205 5H206V4H205ZM210 5H211V4H210ZM217 5H218V6H217ZM66 6H67V5H66ZM101 6H102V5H101ZM101 6H99L98 8H100ZM122 6H123V5H122ZM127 6H128V5H127ZM136 6H137V5H136ZM139 6H140V5H139ZM157 6H159V5L157 4ZM161 6H162V5H161ZM169 6H170V5H169ZM169 6H168V8H169ZM174 6H177V4H175ZM174 6H173V8H175ZM206 6H208V5H206ZM214 6H215V5H214ZM214 6H213V7H214ZM41 7H42V6H41ZM44 7H45V6H44ZM57 7H58V6H57ZM130 7H131V6H130ZM144 7H145V6H144ZM165 7H166V4H165ZM179 7L181 8L180 11H182V10L184 11V9H185L187 6H186V7L184 6L185 8L182 9L183 6L181 7L180 4H179V5H178V8H175V9L177 10V9H179ZM254 7H255V6H254ZM14 8H15V7H14ZM14 8H13V9H14ZM17 8H18V7H17ZM52 8H53V7H52ZM78 8H79V6H78ZM83 8H84V7H83ZM111 8H112V7H111ZM115 8H116V7H115ZM125 8H127V7H125ZM133 8H134V7H133ZM133 8H132V9H133ZM197 8H198V7H197ZM199 8H201V7H199ZM199 8H198V9H199ZM202 8H204V7H202ZM48 9H49V8H48ZM60 9H61V8H60ZM74 9H76V8H74ZM86 9H88V8H86ZM90 9H91V8H90ZM109 9H110V8H109ZM117 9H118V8H117ZM134 9H136V8H134ZM158 9H159V8H158ZM160 9H161V7H160ZM163 9H164V8H163ZM166 9H167V8H166ZM175 9H174V12L176 11ZM190 9H191V8H190ZM190 9H188V10H190ZM192 9H194V11H195V8H192ZM208 9H210L209 11H212L211 8H209V7H208L207 9L205 8V10H208ZM40 10H41V9H40ZM64 10H66V9H64ZM69 10L71 11V9H69ZM79 10H80V9H79ZM91 10H92V9H91ZM103 10H104V9H103ZM119 10H120V8H119ZM123 10H124V8H123ZM127 10L129 11L130 9L127 8ZM169 10H170V9H169ZM250 10H251V9H250ZM250 10H249V11H250ZM62 11H63V10H62ZM62 11H61V12H62ZM67 11H68V10H67ZM70 11H69V12H70ZM84 11H85V10H84ZM93 11H94V10H93ZM113 11H114V10H113ZM120 11H122V9H121ZM128 11H125V12L128 13ZM132 11H133V10H132ZM151 11H153V10H151ZM151 11H150V13H151ZM177 11H178V10H177ZM197 11H198V10H197ZM197 11H196V12H197ZM199 11H200V9H199ZM202 11H203V10H202ZM214 11H215V9H214ZM237 11H236V14H237ZM47 12H48V11H47ZM63 12H64V11H63ZM76 12H77V11H76ZM81 12H82V11H81ZM86 12H87V11H86ZM98 12H99V11H98ZM129 12H130V11H129ZM172 12H173V11H172ZM191 12H192V11H191ZM212 12H213V11H212ZM12 13H13V12H12ZM14 13H15V12H14ZM16 13H17V12H16ZM30 13H31V12H30ZM44 13H45V12H44ZM53 13H54V12H53ZM65 13H67V12H65ZM65 13H64V14H65ZM72 13H73V12H72ZM94 13H95V12H94ZM100 13H101V12H100ZM116 13H117V12H116ZM122 13L124 14V11H123ZM134 13H135V12H134ZM156 13H157V12H156ZM164 13H165V12H164ZM175 13H178V12H175ZM207 13H208V12H207ZM218 13H219V11H218ZM230 13H229V14H230ZM55 14H56V13H55ZM68 14H69V13H68ZM75 14H76V13H75ZM83 14H86V13H83ZM83 14H82V15H83ZM87 14H88V13H87ZM90 14H91V12H90ZM98 14H99V13H98ZM98 14H97V15H98ZM125 14H126V13H125ZM162 14H163V12H162ZM168 14H169V13H168ZM179 14H180V13H179ZM197 14H198V13H197ZM236 14H234V15H236ZM36 15H37V14H36ZM52 15H53V14H52ZM78 15H79V14H78ZM91 15H92V14H91ZM94 15H95V14H94ZM137 15H138V14H137ZM220 15H221V14H220ZM49 16H51V15H49ZM59 16H60V15H59ZM70 16L72 17V15H70ZM95 16H96V15H95ZM119 16H120V15H119ZM167 16H168V15H167ZM167 16H166V17H167ZM174 16H175V15H174ZM210 16H211V15H210ZM224 16H226V15H224ZM228 16H229V15H228ZM237 16H239V15H237ZM240 16H242V14H241ZM244 16H246V15H244ZM38 17H40V16H38ZM52 17H53V16H52ZM52 17H51V19L53 20V18L55 17V15H54L53 18H52ZM86 17H88V16L86 15ZM98 17H99V16H98ZM103 17H104V16H103ZM105 17H106V16H105ZM125 17H126V16H125ZM128 17H129V16H128ZM221 17H223V14H222ZM235 17H236V16H235ZM64 18H65V17H64ZM69 18H70V17H69ZM75 18H76V16H75ZM83 18H84V17H83ZM88 18H89V17H88ZM95 18H96V17H95ZM95 18H94V19H95ZM118 18H119V17H118ZM187 18H188V17H187ZM223 18H224V17H223ZM231 18H232V17H231ZM236 18H237V17H236ZM248 18H249V17H248ZM248 18H247V20H248ZM36 19H37V18H36ZM44 19H46V18H44ZM61 19H62V18H61ZM70 19L72 20L73 18H70ZM92 19H93V18H92ZM97 19H98V18H97ZM100 19H101V21L103 20L102 18H100ZM100 19H98V20H100ZM122 19H124V18H122ZM128 19H129V18H128ZM176 19H178V18H176ZM176 19H175V21H176ZM188 19H189V18H188ZM190 19H191V18H190ZM192 19H193V18H192ZM200 19H201V18H200ZM221 19H222V18H221ZM232 19H233V18H232ZM34 20H35V18L32 19L33 22H34ZM42 20H43V18H42ZM46 20H47V19H46ZM48 20H49V18H48ZM65 20H66V19H65ZM73 20H74V19H73ZM106 20H107V19H106ZM135 20H136V19H135ZM173 20H174V19H173ZM184 20H185V19H184ZM237 20H238V19H237ZM37 21H39V20H37ZM94 21H95V20H94ZM103 21H104V20H103ZM121 21H122V20H121ZM127 21H130V19L127 20ZM180 21H181V20H180ZM188 21H189V20H188ZM193 21H194V20H193ZM196 21H197V20H196ZM198 21H199V20H198ZM200 21H201V20H200ZM229 21H230V20H229ZM27 22H31V20H30V21H27ZM33 22H32V23H33ZM40 22H42V21H40ZM40 22H39V23H40ZM44 22H45V21H44ZM58 22H59V21H58ZM66 22H67V21H66ZM78 22H79V21H78ZM83 22H84V21H83ZM83 22H82V23H83ZM97 22H99V21H97ZM119 22H120V21H119ZM131 22H132V21H131ZM176 22H177V21H176ZM185 22H186V21H185ZM205 22H206V20H205ZM233 22H234V21H233ZM236 22H237V21H236ZM53 23H54V22H53ZM69 23H70V22H69ZM85 23H86V22H85ZM85 23H84V24H85ZM133 23H134V22H133ZM186 23H187V22H186ZM189 23H190V22H189ZM215 23H216V22H215ZM224 23H225V22H224ZM228 23H229V22H228ZM238 23H239V22H238ZM240 23H241V22H240ZM257 23H258V22H257ZM24 24H25V23H24ZM34 24H35V23H34ZM51 24H52V23H51ZM134 24H135V23H134ZM175 24H177V23H175ZM183 24H184V23H183ZM196 24H197V23H196ZM226 24H227V23H226ZM229 24H230V23H229ZM231 24H232V23H231ZM242 24H243V23H242ZM30 25H31V24H30ZM47 25H49V24H47ZM55 25H56V24H55ZM65 25H67V24H65ZM127 25H128V24H127ZM142 25H143V24H142ZM158 25H159V23H158ZM197 25H198V24H197ZM232 25H235V24H232ZM232 25H231V26H232ZM237 25H238V24H236V27L238 28V26H239L240 24H239L238 26H237ZM261 25H262V24H261ZM261 25H260V26H261ZM17 26H18V25H17ZM31 26H32V25H31ZM36 26H37V25H36ZM50 26H51V25H50ZM57 26H60V25H57ZM130 26H131V25H130ZM140 26H141V25H140ZM199 26H200V25H199ZM199 26H198V27H199ZM208 26H209V25H208ZM223 26H225V24H224V25H217V27H215V28H219V29H220V27L223 28ZM227 26H228V24H227ZM231 26H230V27H231ZM22 27H23V26H22ZM51 27H52V26H51ZM62 27H63V26H62ZM81 27H82V26H81ZM81 27H80V28H81ZM125 27H126V26H125ZM143 27H144V26H143ZM149 27H150V26H149ZM149 27H147V28H149ZM188 27H189V26H188ZM210 27H211V26H210ZM232 27L235 28V26H232ZM38 28H39V27H38ZM55 28H56V27H55ZM138 28H139V27H138ZM145 28H146V27H145ZM150 28H151V27H150ZM184 28H185V27H184ZM184 28H183V29H184ZM227 28H228V27H227ZM26 29H27V28H26ZM56 29H57V28H56ZM56 29H55V30H56ZM67 29H68V28H67ZM117 29H118V28H117ZM123 29H124V28H123ZM139 29H140V28H139ZM177 29H178V28H177ZM204 29H205V28H204ZM1 30H2V29H0V31H1ZM30 30H31V29H30ZM33 30H34V29H33ZM33 30H32V31H33ZM39 30H41V29H39ZM44 30H45V29H44ZM48 30H49V29H48ZM50 30H51V29H50ZM63 30H64V29H63ZM82 30H83V29H82ZM173 30H174V29H173ZM184 30H186V29H184ZM210 30H211V29H210ZM13 31H14V30H13ZM23 31H24V30H23ZM35 31H36V30H35ZM46 31H47V30H46ZM57 31H58V30H56V32H57ZM134 31H135V30H134ZM148 31H150V30H148ZM168 31H169V28H168ZM170 31H171V30H170ZM190 31H191V30H190ZM192 31H193V30H192ZM197 31H199V30L197 29ZM213 31H214V30H213ZM213 31H212V32H213ZM215 31H216V30H215ZM225 31H226V30H225ZM228 31H229V30H228ZM228 31H227V32H228ZM232 31H233V30H232ZM2 32H3V31H2ZM24 32H25V31H24ZM24 32H23V33H24ZM72 32H73V31H72ZM146 32H147V31H146ZM156 32H157V31H156ZM156 32H155V33H156ZM178 32H179V31H178ZM187 32H188V31H187ZM203 32H205V31H203ZM206 32H208V31H206ZM206 32H205L204 34H207ZM129 33H130V32H129ZM153 33H154V32H153ZM158 33H161V32H158ZM181 33H182V31H181ZM191 33H192V32H191ZM194 33H195V32H194ZM197 33H198V32H197ZM214 33H215V32H214ZM216 33H217V31H216ZM24 34H25V33H24ZM79 34H80V33H79ZM186 34H187V33H186ZM201 34H202V33H201ZM221 34H222V33H221ZM255 34H256V33H255ZM26 35H27V34H26ZM74 35H75V33H74ZM152 35H153V34H152ZM152 35H151V36H152ZM155 35H156V34H155ZM163 35H165V34H163ZM169 35H170V34H169ZM181 35H182V34H181ZM181 35H179V36H181ZM188 35H190V34H188ZM207 35H208V34H207ZM210 35H212V34L210 33ZM224 35H226V34H224ZM9 36H10V34H9ZM138 36H140V35H138ZM142 36H143V35H142ZM158 36H159V35H158ZM160 36H161V35H160ZM160 36H159V37H160ZM175 36H176V35H175ZM177 36H178V35H177ZM182 36H183V35H182ZM184 36H186V35H184ZM204 36H205V35H204ZM218 36H219V35H218ZM218 36H217V37H218ZM227 36H228V35H227ZM5 37H6V36H5ZM11 37H13V36H11ZM11 37H10V38H11ZM14 37H15V36H14ZM46 37H47V36H46ZM143 37H144V36H143ZM147 37H148V36H147ZM161 37H162V36H161ZM193 37H194V36H193ZM197 37H199V35H198ZM201 37H202V36H201ZM224 37H225V36H224ZM255 37H256V36H255ZM255 37H254V38H255ZM10 38H9V39H10ZM28 38H29V37H28ZM113 38H114V37H113ZM137 38H138V37H137ZM165 38H166V37H165ZM185 38H186V37H185ZM219 38H220V37H219ZM45 39H46V38H45ZM115 39H116V38H115ZM151 39H152V38H151ZM153 39H154V38H153ZM170 39H171V38H170ZM181 39H182V38H181ZM220 39H221V38H220ZM225 39H226V37H225ZM141 40H142V39H141ZM149 40H150V39H149ZM155 40H156V38H155ZM155 40H154V41H155ZM189 40H190V39H189ZM210 40H212V39H210ZM210 40H209V41H210ZM226 40H227V39H226ZM226 40H225V41H226ZM229 40H230V39H229ZM259 40H260V39H259ZM144 41H145V40H144ZM187 41H188V40H187ZM197 41H199V40H197ZM209 41H208V42H209ZM212 41H213V40H212ZM28 42H29V41H28ZM117 42H118V41H117ZM135 42H136V41H135ZM161 42H162V41H161ZM167 42H168V40H167ZM182 42H183V41H182ZM201 42H202V41H201ZM203 42H204V41H203ZM208 42H207V43H208ZM216 42H217V41H216ZM220 42H221V41H220ZM220 42H219V44H220ZM254 42H255V41H254ZM131 43H132V42H131ZM136 43H137V42H136ZM154 43H156V42H154ZM159 43H160V42H159ZM185 43H186V42H185ZM210 43H211V42H210ZM213 43H214V42H213ZM257 43H258V41H257ZM259 43H261V41H260ZM22 44H23V43H22ZM147 44H148V43H147ZM157 44H158V43H157ZM160 44H161V48H159V49L162 50V47H164V49H163V50H164V51H163V54H161V56H160V54H159V56H160V61H161V60H163V61L165 60V61H166V60H169V59H171V58L177 61L176 58H178V60H179V59H180L179 57H182L183 62H184V59H186L187 63H190L191 60L193 59V61H192V63H193L194 60H195V57H197V56H194V58H191V57H190V55H192V54H191L192 52H193V54L196 52V51H195V48L188 49L189 46H188V48H187V47L184 48V47H185V45H184V47H181L182 49H181V48L178 49L177 47H175V46H176V45H175L174 47L177 48V51H176L175 48H173V46H172L171 44H169V45H171V47L168 45L170 48H169V47H167V48L165 47V46H167V45H166V44H167L166 42H165V44H164L163 42L160 43ZM162 44L165 45V46H162ZM196 44H197V43H196ZM208 44H209V43H208ZM219 44H218V45H219ZM221 44H222V43H221ZM254 44H255V43H254ZM114 45H115V44H114ZM150 45H151V44H150ZM188 45H189V44H188ZM205 45H206V44H205ZM205 45H204V47H205ZM216 45H217V44H216ZM218 45H217V46H218ZM256 45H257V44H256ZM259 45H260V44H259ZM13 46H14V45H13ZM28 46H29V45H28ZM209 46H210V44H209ZM213 46H214V45H213ZM217 46H214V47H215L216 49H219V48L221 47V46L219 45V48H217ZM257 46H258V45H257ZM257 46H256V47H257ZM263 46H264V45H263ZM5 47H6V46H5ZM109 47H110V46H109ZM109 47H108V48H109ZM129 47H130V46H129ZM139 47H140V46H139ZM159 47H160V45H159ZM190 47H191V46H190ZM246 47H247V46H246ZM260 47H262V46H260ZM171 48H172V49H171ZM226 48H227V47H226ZM262 48H263V47H262ZM5 49H7V48H5ZM105 49H106V48H105ZM119 49H120V48H119ZM132 49H133V48H132ZM150 49H151V48H150ZM192 49H193L195 52L192 51ZM198 49H199V48H198ZM205 49H206V50L208 49L207 51L204 50L205 53H206V52H208L211 48H205ZM216 49L213 48V50H216ZM221 49H223V48H220L219 50H221ZM253 49H254V48H253ZM138 50H139V49H138ZM154 50H155V49H154ZM10 51H11V50H10ZM105 51H106V50H105ZM130 51H131V50H130ZM197 51H198V50H197ZM204 51H202V52H204ZM217 51H218V50H217ZM217 51H216L215 54H214L215 56H216V54L222 52V51H220V52L217 53ZM5 52H6V51H5ZM103 52H104V50H103ZM107 52H108V51H107ZM132 52H133V51H132ZM160 52H161V51H160ZM198 52L200 53L201 51H198ZM209 52H210V51H209ZM209 52H208V53H209ZM223 52H224V51H223ZM110 53H111V52H110ZM127 53H128V52H127ZM158 53H159V52H158ZM161 53H162V52H161ZM196 53H197V52H196ZM196 53H195V55H196ZM211 53H213L212 49H211ZM235 53H236V52H235ZM105 54H106V53H105ZM105 54H104V55H105ZM135 54H136V53H135ZM142 54H143V53H142ZM154 54H155V53H154ZM154 54H153V55H154ZM197 54H198V53H197ZM200 54H201V53H200ZM221 54H222V53H221ZM237 54H238V53H237ZM237 54H236V55H237ZM239 54H240V53H239ZM241 54H243V53H241ZM261 54H262V53H261ZM131 55H133V54H131ZM136 55H137V54H136ZM138 55H139V54H138ZM187 55H189V56H188L189 58H188V57L183 58L184 56H187ZM198 55H199V54H198ZM205 55H206V54H205ZM212 55H213V54H212ZM218 55H219V54H218ZM106 56H107V55H106ZM110 56H111V55H110ZM110 56H108V57H109V58H112V57H110ZM139 56H140V55H139ZM150 56H151V55H150ZM150 56H149V57H150ZM159 56H158V57H159ZM208 56H210V54H209ZM238 56H239L238 58H241V57H242V59H240V61L242 60L243 63H244L243 57H244L245 55H244V56L238 55ZM240 56H241V57H240ZM254 56H255V55H254ZM103 57H105V56H103ZM128 57H131V56H128ZM132 57H135V56L133 55ZM140 57H142V56H140ZM154 57H155V56H154ZM158 57H157V59H158ZM174 57H176V58H174ZM192 57H193V55H192ZM200 57H201V56H200ZM204 57L206 58V56H204ZM213 57H214V56H213ZM217 57H218V56H217ZM235 57L237 58V56H234V58H235ZM259 57H261V56H259ZM263 57H264V56H263ZM95 58H96V57H95ZM99 58H100V57H99ZM99 58H98V59H99ZM101 58H102V57H101ZM126 58H127V57H126ZM135 58H136V57H135ZM138 58H139V57H138ZM138 58H137V60H138ZM145 58H146V57H145ZM155 58H156V57H155ZM190 58H191V59H190ZM197 58H198V57H197ZM205 58H204V59H205ZM215 58H216V57H215ZM236 58H235V60L233 61V64H231L232 66L234 65L235 62H236V63H237V62L240 63V61L237 60L238 58H237V59H236ZM105 59H106V58H105ZM130 59H131V58H130ZM152 59H153V58H152ZM157 59H156V60H157ZM189 59H190V60H189ZM212 59H214V58H211V60H212ZM259 59H260V58H259ZM262 59H263V58H262ZM92 60H93V59H92ZM139 60H140V59H139ZM208 60H209V61L204 62V60H203V61L201 62V63L204 62V63H203V66H202V64L200 63L201 66L203 67V69H206L207 67L211 68V67L215 66V65H213V64H215L214 62H212L213 60H212V61H210V59H208ZM236 60H237V61H236ZM245 60H246V59H245ZM107 61H108V60H107ZM133 61L135 62V60H133ZM133 61H131V62H133ZM165 61H164V63H165ZM169 61H171V60H169ZM188 61H190V62H188ZM197 61H198V60H197ZM197 61H196V62H197ZM215 61L217 62V60H215ZM218 61H219V60H218ZM263 61H264V60H263ZM141 62L143 63V61H141ZM157 62H158V61H157ZM161 62H162V61H161ZM167 62H168V61H167ZM198 62H200V61H198ZM95 63H96V62H95ZM124 63H125V62H124ZM136 63H137V62H136ZM192 63H191V66H192V69H191V70H189L190 68H187V67L190 66V64H189V66H187L188 64H187V65L184 64L185 66H187L186 68H187L189 71L194 70V71H197V72H198L199 69L202 68V67H200V68H197V67H196V68L198 69V70H196V68L192 65ZM236 63H235V65H234V67L236 66L235 69H238L237 67L240 68V67L242 66V64H243V63H242L241 66H240V65L237 66ZM261 63H262V62H261ZM261 63H260V64H261ZM97 64H98V63H97ZM97 64H96V65H97ZM104 64H105V63H104ZM108 64H110V63H108ZM112 64H113V63H112ZM126 64H127V61H126ZM161 64H162V63H161ZM194 64H195V62H194ZM196 64H197V63H196ZM196 64H195V66H196ZM260 64H259V65H260ZM90 65H91V64H90ZM96 65H95V67H96ZM101 65H103V64H101ZM106 65H107V64H106ZM118 65H120V64H118ZM136 65H137V64H136ZM158 65H159V64H158ZM198 65H199V64H197V66H198ZM229 65H230V64H229ZM231 65H230V66H231ZM243 65H244V64H243ZM80 66H81V65H80ZM93 66H94V65H93ZM93 66H92V68H93ZM104 66H105V65H104ZM104 66H102V67H104ZM112 66H113V65H112ZM112 66H110V67H112ZM123 66H124V65H123ZM130 66H133V63H132V65H130ZM134 66H135V65H134ZM139 66L141 67V64H139ZM139 66H138V67H139ZM165 66H166V65H165ZM185 66H183V67H185ZM199 66H200V65H199ZM199 66H198V67H199ZM204 66H205L206 68H204ZM27 67H28V66H27ZM98 67H99V66H98ZM110 67H109V68H110ZM120 67H121V66H120ZM151 67H152V65H151ZM155 67H156V66H155ZM173 67H174V66H173ZM260 67H261V66H259V68H260ZM90 68H91V67H90ZM100 68H101V66H100ZM109 68H108V69H109ZM113 68H114V67H113ZM141 68H142V70H143L144 67H141ZM145 68H146V67H145ZM145 68H144V69H145ZM164 68H166V67H164ZM181 68H182V67H181ZM181 68H180V70H181ZM225 68H226V67H225ZM232 68H233V67H232ZM259 68H258V69H259ZM261 68H263V67H261ZM105 69H106V67H105ZM129 69H130V68H129ZM177 69H179V68H176V70H177ZM203 69H202V70H203ZM233 69H234V68H233ZM240 69H241V68H240ZM250 69H251V68H250ZM254 69H255V68H254ZM93 70H94V69H92V71L89 70V72H86V73L81 74V75L79 74L80 76L77 75L78 77L76 76L75 79H74V81H72V80H71V81H72L73 83H74V82H81V83L83 82V84H87V83H89V82L91 83V82L93 81V79H94L93 77H96V76H95L96 72H95V74H94V71H97V70H94V71H93ZM98 70H99V69H98ZM101 70H102V69H101ZM103 70H104V69H103ZM121 70H124V68L122 69V67H121ZM125 70H126V69H125ZM153 70H155V69H153ZM156 70H157V69H156ZM168 70H169V69H168ZM188 70H186V71H188ZM202 70L200 69V71H202ZM208 70H209V69H208ZM212 70H213V68H212ZM228 70L231 71V67H230V69H228ZM80 71H81V70H80ZM108 71H109V70H108ZM111 71H112V72H109V73H113L114 70H111ZM116 71H118V70H116ZM133 71H134V69H133ZM133 71H132V73H133ZM160 71H161V69H160ZM162 71H163V70H162ZM162 71H161V73H162ZM184 71H185V69H184ZM194 71H192V72H194ZM203 71H204V70H203ZM205 71H206V70H205ZM205 71H204V72H205ZM210 71H211V70H210ZM210 71H209V72H210ZM232 71H235V70H232ZM248 71H250V70H248ZM35 72H36V71H35ZM83 72H84V71H83ZM97 72H98V71H97ZM103 72H104V71H103ZM103 72H101V73H103ZM119 72H120V71H119ZM122 72L124 73V71H122ZM125 72H126V71H125ZM127 72H128V70H127ZM138 72H140V71H138ZM167 72H168V71H167ZM172 72H174V71H172ZM197 72H196L195 74H197ZM243 72H246V71H243ZM251 72H252V71H251ZM262 72H263V71H262ZM101 73H100V71H99V74H101ZM109 73H108V74H109ZM115 73H116V72H115ZM117 73H118V72H117ZM130 73H131V72H130ZM134 73H135V72H134ZM156 73H157V71H156ZM156 73H155V74H156ZM159 73H160V72H159ZM168 73H169V72H168ZM168 73H166V74H168ZM180 73H181V72H177L176 74H180ZM190 73H191V72H190ZM198 73H201V72H198ZM222 73H223V72H222ZM236 73H237V71H236ZM236 73H235V74H236ZM241 73H242V72H241ZM254 73H255V72H254ZM256 73L258 74V72H256ZM32 74H33V73H32ZM37 74H38V73H37ZM99 74H98V75H99ZM142 74H143V73H142ZM148 74H150V72H149ZM155 74H154V75H155ZM164 74H165V73H164ZM166 74H165V75H166ZM171 74H172V73H171ZM173 74L175 75V73H173ZM185 74H186V73H185ZM192 74H193V73H192ZM195 74H194V75H195ZM203 74H204V73H203ZM103 75H104V74H103ZM126 75H127V73H126ZM129 75H130V74H128V76H129ZM159 75H161V74H159ZM165 75H164V76H165ZM174 75H173V76H170V75H169V76H170V77H174ZM189 75H190V74H189ZM194 75H193V77H195ZM200 75H202V74H200ZM204 75H205V74H204ZM224 75H225V74H224ZM74 76H75V75H74ZM101 76H102V74H101ZM119 76H120V75H119ZM119 76L116 75L117 78H118ZM136 76H137V75H136ZM150 76H151V74H150ZM156 76H157V75H156ZM161 76H163V74H162ZM258 76H259V75H258ZM262 76H263V75H262ZM32 77H33V76H32ZM111 77H112V76H111ZM165 77H166V76H165ZM170 77L167 76L166 78L171 79ZM191 77H192V76H191ZM197 77H198V75H197ZM245 77H247V75H246ZM245 77H244V78H245ZM260 77H261V76H260ZM73 78H74V77H73ZM97 78H98V77H97ZM97 78H96V79H97ZM108 78H109V77H108ZM120 78H122V77H120ZM143 78H145V77H143ZM150 78H151L150 80H152V77H150ZM153 78H155V77H153ZM180 78H182V77H180ZM261 78H262V77H261ZM37 79H38V78H37ZM100 79H101V78H100ZM103 79H104V78H103ZM110 79H111V78H110ZM125 79H127V77H126ZM131 79H132V78H131ZM146 79H147V78H146ZM146 79H145V80H146ZM158 79H161V78H158ZM172 79H174V78H172ZM183 79H184L185 81H186V80L188 81L187 78H186V79L183 78ZM183 79H182V80H183ZM191 79H192V78H191ZM193 79H194V78H193ZM196 79H197V78H196ZM205 79H206V77H205ZM68 80H69V79H68ZM68 80L66 79V82H67ZM118 80H119V79H118ZM120 80H121V79H120ZM136 80H137V79H136ZM138 80H139V79H138ZM163 80H164V79H163ZM167 80H168V79H167ZM167 80L165 79L164 82L167 81ZM174 80H177V78H175ZM178 80H179V79H178ZM178 80H177V81H178ZM180 80H181V79H180ZM184 80H183V82H185ZM202 80H203V79H202ZM243 80H244V79H243ZM243 80H241L240 82H242ZM247 80H248V79H247ZM249 80H250V79H249ZM40 81H41V80H40ZM61 81H62V80H61ZM97 81H98V80H97ZM107 81H109V79H108ZM116 81H117V80H116ZM148 81H149V79H148ZM160 81H161V80H160ZM160 81L158 80V81H156V83H157V82H160ZM168 81L171 82L170 80H168ZM198 81H199V80H198ZM223 81H224V80H223ZM254 81H255V80H254ZM256 81H257V80H256ZM44 82H45V81H44ZM59 82H60V81H59ZM66 82H65V83H66ZM68 82H69V85L72 83V82L70 83V81H68ZM84 82H86V83H84ZM93 82L95 83L96 81H93ZM93 82H92V83H93ZM100 82H101V81H100ZM111 82H112V83H111V84L109 83V84H110V85H113V82H114V81H112V79H111ZM117 82H118V81H117ZM132 82H133V81H132ZM136 82H137V81H136ZM138 82H140V81H138ZM141 82H142V81H141ZM143 82H144V81H143ZM162 82H163V81H162ZM169 82H168V83H169ZM180 82H181V81H180ZM189 82H190V81H189ZM199 82H200V81H199ZM199 82H198V83H199ZM250 82H251V81H250ZM25 83H26V82H25ZM37 83H38V82H37ZM40 83H41V82H40ZM63 83H64V82H63ZM63 83H62V85H63ZM65 83H64V84H65ZM73 83H72V84H73ZM102 83H103V82H102ZM119 83H120V82H119ZM121 83H122V82H121ZM124 83H126V82H124ZM130 83H131V82H130ZM130 83H129V84H130ZM146 83H147V82H146ZM156 83H153V84L155 85ZM171 83H172V82H171ZM247 83H249V82H245L244 84L242 83V86H245V87H246V84H247ZM254 83H255V82H254ZM262 83H264V82H262ZM56 84H58V83H56ZM56 84L54 83V85H56ZM60 84H61V83H59V85H60ZM96 84H97V83H95L94 85H96ZM105 84H106V83H105ZM105 84H103L104 87H105ZM122 84H123V83H122ZM147 84H148V83H147ZM169 84H170V83H169ZM176 84H177V82H176ZM226 84H227V83H226ZM250 84H252V83H250ZM20 85H21V84H20ZM40 85H41V84H40ZM42 85H43V84H42ZM50 85H51V84H50ZM52 85H53V84H52ZM65 85H66V84H65ZM67 85H68V84H67ZM77 85H78V83H77ZM106 85H107V84H106ZM110 85H108V86L111 87ZM114 85H115V82H114ZM132 85H135V83L132 84ZM132 85H130V86H132ZM140 85H141V83H140ZM140 85H139V86H140ZM151 85H152V84H151ZM151 85H149V86H151ZM161 85H162V84H161ZM170 85H172V84H170ZM170 85H169V88H170ZM177 85H179V83H178ZM182 85H183V84H182ZM182 85H181V87H182ZM224 85H225V84H224ZM260 85H261V84H260ZM260 85H259V86H260ZM18 86H19V85H18ZM25 86H26V84H25ZM37 86H39V85H37ZM46 86H47V85H46ZM46 86H45V87H46ZM71 86H72V85H71ZM74 86H75V85H74ZM74 86H73V87H74ZM78 86H79V85H78ZM82 86H85V85H82V84H81V87H82ZM90 86H91V85H90ZM97 86H98V85H97ZM124 86H126V84H125ZM127 86H128V83H127ZM130 86H129V87H130ZM139 86H138V83H137L136 88H138V89L140 88V89H141L142 87H144V85H142V87H139ZM146 86H147V85H146ZM152 86H153V85H152ZM152 86H151V88H152ZM163 86H166V85H163ZM163 86H162L161 88H159V89H157L158 87L155 86L157 90L152 91V89H151V90H150L151 92H150V91H148V92L146 91L147 93H149V97H151L152 101H153L154 104H155V105L152 104V106H155L156 108H152V106L149 105V104H150L149 102L151 101V99H150V101H149V99H148L149 97L147 98L148 100L146 99V96H148L146 93L144 94V96L146 95L145 98L143 97V95L140 96V95H136V94H135L134 97H133L132 95H130V96H132V97L129 98V96H128V97L126 96V93H125V92H120V93H118V92H117V91H118V90H117V89H118L117 86L114 87L115 90H116V92L118 93L117 96H113V97H115L114 99H113V97H111L110 99H113V101L111 100L112 102L110 101L108 104H106V102L103 103L102 101H101L102 103H99V105H98L97 108L95 109V110H96V111L94 112L95 115L92 113V114H93V117L89 115L90 117H92L91 119L86 120V121H83V122H85L84 130H82L81 132H78V130H77L76 132H77L79 135H77V138H76V139H73V138H72L73 141L77 140L78 142H79V141L82 142V140H84V138H86V136L88 135V133L86 132V131H87L86 129H88V128H90V127L92 128V127L95 126V125H101V126H102V125H110L109 127L113 126V128H115L114 126H116V127L119 126V124L122 123L123 120H124V122H125V121H128V122H129V120H127V119H128L127 117H129L128 115H131V113L133 114V112H131L132 110H134L135 112L137 111V113H138V112H141V113H142L143 110H145V109L148 110V109L152 108V109H154V112H155V111L158 112V113H156V112L154 113V114H157V116H158V114H159V115H161V114H163V115H169V113L171 114L173 111L176 110V109H175V106H176V108H177V106H178L179 104L181 105V103H178V105H177V103H175V101L171 99L172 96L169 98V99H171L170 101L167 100V101L165 102L164 100H166V99H164L163 96H164V95H167V94H165V93H167L166 90H169V88L166 89L167 87L165 88V87H163ZM239 86H240V84H239ZM242 86H241V87H242ZM247 86H248V85H247ZM249 86H251V85H249ZM263 86H264V85H263ZM3 87H4V86H3ZM8 87H9V86H8ZM12 87H13V86H12ZM39 87H40V86H39ZM43 87H44V86H43ZM52 87H53V86H52ZM55 87H56V86H55ZM57 87H58V86H57ZM92 87H93V86H92ZM102 87H103V86H102ZM129 87H127V89H128ZM181 87H180V88H181ZM183 87H184V86H183ZM193 87H194V86H193ZM37 88H38V87H37ZM47 88H48V87H47ZM61 88H62V87H61ZM61 88H60V89H61ZM66 88H68V86H67ZM66 88H65V89H66ZM76 88H77V87H76ZM96 88H97V87H96ZM98 88H99V87H98ZM100 88H101V87H100ZM112 88H113V86H112ZM120 88H121V86H120ZM131 88H132V87H131ZM133 88L135 89V87H133ZM153 88H154V87H153ZM186 88H187V87H186ZM191 88H192V87H191ZM195 88H196V87H195ZM222 88H223V87H222ZM234 88H235V87H234ZM236 88H238V87H236ZM246 88H247V87H246ZM17 89H18V88H17ZM20 89H21V87H19V90H20ZM22 89H23V88H22ZM34 89H36V88H34ZM49 89H51V88L49 87ZM65 89H63V90L65 91ZM77 89H79V88H77ZM77 89H75V90L77 91ZM83 89H84V88H83ZM86 89H87V90H86ZM86 89H85L84 91H88V88H86ZM93 89H94V88H93ZM107 89H108V88H107ZM107 89H106V90H107ZM125 89H126V88H125ZM184 89H185V88H184ZM225 89H226V88H225ZM232 89H233V88H232ZM232 89H230V90L232 91ZM250 89H251V88H250ZM256 89H257V88H256ZM13 90H14V89H13ZM15 90H16V86H15ZM15 90H14V91H15ZM32 90H33V89H32ZM39 90H40V91H39ZM42 90H44V89H38V90H37L38 92H36V93L38 94V93L41 92ZM51 90H52V89H51ZM55 90H58V89H55ZM69 90H70V89H69ZM101 90H102V88H101ZM115 90H114V92H115ZM119 90H120V89H119ZM132 90H133V89H132ZM132 90H129L128 92L131 91V93H134V92H132ZM173 90H174V89H173ZM190 90H191V89H190ZM190 90H189V93H190ZM237 90H238V89H237ZM241 90H242V88H241ZM241 90H240V91H241ZM243 90H244V89H243ZM257 90H258V89H257ZM260 90H261V89H260ZM262 90H263V88H262ZM6 91H7V90H6ZM6 91H5V92H6ZM14 91H13V92H14ZM35 91H36V90H35ZM45 91H46V90H45ZM47 91H48V90H47ZM61 91H62V90H61ZM73 91H74V89H73ZM84 91H83V92H84ZM94 91H95V90H94ZM99 91H100V90H99ZM104 91H105V88H104ZM109 91H110V90H109ZM109 91H107V92L110 93ZM121 91H122V90H121ZM140 91H142V89H141ZM143 91H144V89H143ZM186 91H187V90H186ZM233 91H235V89H234ZM250 91H251V90H250ZM7 92H8V91H7ZM52 92H53V91H52ZM59 92H60V91H59ZM68 92H69V91H68ZM71 92H72V91H71ZM74 92H75V91H74ZM77 92H79V91H77ZM81 92H82V91H81ZM81 92H80V93H81ZM83 92H82V93H83ZM89 92H91V91L89 90ZM89 92H87V93H89ZM144 92H145V91H144ZM172 92H173V91H172ZM225 92H226V91H225ZM247 92H248V91H247ZM14 93H15V92H14ZM36 93L33 92L32 94H35V95H36ZM42 93H43V92H42ZM62 93H63V92H62ZM87 93H85V94H87ZM93 93H95V92H93ZM100 93H103V91H102V92L100 91ZM104 93H105V92H104ZM135 93H136V92H135ZM139 93H140V92H139ZM176 93H177V92H176ZM211 93H212V92H211ZM230 93H231V92H230ZM242 93H243V91H242ZM259 93H260V92H259ZM262 93H263V92H262ZM9 94H10V93H9ZM32 94H30V95H32ZM40 94H41V93H40ZM43 94H44V93H43ZM48 94H49V93H48ZM48 94H47V95H48ZM54 94H56V93H54ZM58 94H59V93H58ZM91 94H92V93H91ZM115 94H116V93H115ZM127 94H128V93H127ZM129 94H130V93H129ZM129 94H128V95H129ZM141 94H142V93H141ZM168 94H169V93H168ZM225 94H226V93H225ZM240 94H241V93H240ZM247 94H248V93H247ZM24 95H25V94H24ZM41 95H42V94H41ZM50 95H52L51 92H50ZM63 95H65V93H64ZM69 95H70V93H69ZM69 95H68V96H69ZM73 95H74V97H75V94H73ZM104 95H105V94H104ZM104 95H103V96H104ZM111 95H112V94H111ZM175 95H176V94H175ZM175 95H174V96H175ZM188 95H189V94H188ZM227 95H229V94H227ZM230 95H232V94H230ZM237 95H239V94H237ZM237 95H236V96H237ZM248 95H249V94H248ZM256 95H257V94H256ZM26 96H27V95H26ZM32 96H33V95H32ZM76 96H77V95H76ZM80 96H82V95H80ZM88 96L91 97L92 95H88ZM105 96H108V95H105ZM221 96H222V95H221ZM243 96H244V95H243ZM250 96H252V95H250ZM24 97H25V96H24ZM27 97H28V96H27ZM27 97H25V99H26ZM40 97H41V96H40ZM45 97H46V94H45ZM55 97H56V95H55ZM65 97H66V96H65ZM65 97H63V98H65ZM70 97H72V95H71ZM83 97H84V96H83ZM97 97H100V96H97ZM223 97H224V96H223ZM256 97H257V96H256ZM256 97H255V98H256ZM19 98H20V96H19ZM21 98H22V97H21ZM21 98H20V99H21ZM32 98H33V97H32ZM34 98H35V97H34ZM41 98H44V96L41 97ZM41 98H39V99H41ZM49 98H51V97H49ZM49 98H48V99H49ZM52 98H53V96H52ZM60 98H61V97H60ZM60 98H59V99H60ZM63 98H61V99H63ZM76 98H77V97H76ZM87 98H88V97H87ZM91 98H92V97H91ZM100 98H101V97H100ZM102 98H104V97H102ZM105 98H106V97H105ZM187 98H188V97H187ZM189 98H190V97H189ZM189 98H188V99H189ZM191 98H192V97H191ZM221 98H222V97H221ZM239 98H240V97H239ZM239 98H238V100H239ZM243 98H244V97H243ZM245 98H246V97H245ZM247 98H248V97H247ZM253 98H254V97H253ZM253 98H251V100H253ZM255 98H254V99H255ZM16 99H17V98H16ZM20 99H19V100H20ZM36 99H37V98H36ZM39 99H37V100L39 101ZM72 99H73V97H72ZM74 99H75V98H74ZM74 99H73V100H74ZM93 99H94V98H93ZM97 99H98V98H97ZM179 99H180V98H179ZM225 99H226V98H225ZM225 99H224V101H225ZM231 99H232V98H231ZM235 99H236V98H235ZM19 100H18L17 102H19ZM22 100H24V99H22ZM27 100H28V99H27ZM27 100H26V101H27ZM50 100H51V99H50ZM53 100H54V99H53ZM55 100H56V99H55ZM57 100H58V99H57ZM65 100H66V99H65ZM65 100H64V101H65ZM73 100H72V101H73ZM83 100H86V97H84ZM206 100H207V99H206ZM209 100H210V99H209ZM219 100H220V99H219ZM249 100H250V99H249ZM35 101H36V100H34V102H35ZM38 101H37V103H38ZM41 101H42V99H41ZM64 101H63V102H64ZM69 101H70V100L68 99L67 102H69ZM89 101H90V100H89ZM106 101H107V100H106ZM148 101H149V102H148ZM152 101H151V103H152ZM228 101H229V100H228ZM230 101H231V100H230ZM247 101H248V100H247ZM21 102H22V101H21ZM45 102H46V101H45ZM49 102H50V101H49ZM49 102H48V103H49ZM51 102H52V101H51ZM70 102H71V101H70ZM87 102H88V101H87ZM94 102H95V101H94ZM97 102H98V101H97ZM97 102H96V103H97ZM99 102H100V101H99ZM218 102H220V101H218ZM226 102H227V99H226ZM226 102H225L224 104L221 103L222 105H221L220 108H219L220 110L223 109V108H221V107H223V105H224V107H225V105H227ZM234 102H236V101H234ZM239 102H240V101H239ZM244 102H245V101H244ZM13 103H15V101H14ZM28 103H30V102H28ZM35 103H36V102H35ZM39 103H40V102H39ZM46 103H47V102H46ZM74 103H75V102H74ZM78 103H79V102H78ZM78 103H77V105H78ZM81 103H82V102H81ZM91 103H92V101H91ZM131 103L133 104V105H132L133 107L129 106V104L131 105ZM182 103H183V102H182ZM252 103H254V102H252ZM257 103H258V102H257ZM17 104H18V103H17ZM24 104H25V103H24ZM26 104H27V103H26ZM32 104H33V103H32ZM49 104H51V105L53 106L54 103H53V104H52V103H49ZM79 104H80V103H79ZM83 104H85V103L83 102ZM83 104H82V105H83ZM86 104H87V103H86ZM1 105H2V104H1ZM7 105H8V104H7ZM9 105H10V104H9ZM11 105H12V104H11ZM11 105H10V106H11ZM30 105H31V104H30ZM42 105H43V104H42ZM44 105H45V104H44ZM46 105H47V104H46ZM71 105H72V104L70 103V107H71ZM82 105H81V106H82ZM126 105H128V107H131V108L128 109V107H127ZM148 105L150 106V108H148ZM217 105H218V103H217ZM234 105H235V104H234ZM240 105H241V104H240ZM259 105H260V104H259ZM10 106H9V107H10ZM19 106H22V105L20 104ZM23 106H24V105H23ZM28 106H29V104H28ZM54 106H55V105H54ZM54 106H53V107H54ZM60 106H61V105H60ZM63 106H64V105H63ZM63 106H62V107H63ZM78 106H79V105H78ZM94 106H95V105H94ZM125 106L127 107L126 110L128 109L127 111L125 110V113H124L125 115H127V117H126L127 119H126V120H125V118H124L125 116H124V117H121L122 119L120 118V115H121L122 113L118 115L119 118H118V116L115 117V118H113V117H109L108 114H109V112L112 111V109H115V110H116L117 108H118V109H122V108L125 107ZM184 106H185V105H184ZM187 106H188V105H187ZM241 106H242V105H241ZM244 106H246L245 103H244ZM6 107H8V106H6ZM11 107H12V106H11ZM16 107H17V106H16ZM16 107H15V109L18 108V107H17V108H16ZM25 107H26V105H25ZM25 107H24V108H25ZM38 107H39V105H38ZM38 107L36 106V108H38ZM47 107H49V105H48ZM56 107H57V105H56ZM76 107H77V106H75V108H76ZM82 107H83V106H82ZM178 107H179V106H178ZM203 107H204V106H203ZM226 107H227V106H226ZM238 107H239V106H238ZM248 107H249V106H248ZM250 107H251V106H250ZM261 107H262V106H261ZM0 108H1V107H0ZM3 108H4V107H3ZM20 108H21V107H20ZM41 108H42V106H41ZM49 108H50V107H49ZM54 108H55V107H54ZM63 108H64V107H63ZM68 108H69V107H68ZM72 108H74V106H73ZM79 108H81V107H79ZM179 108H180V107H179ZM228 108H230V107H228ZM7 109H8V108H7ZM28 109H29V108H28ZM32 109H33V108H32ZM50 109H51V108H50ZM59 109H60V107H59ZM83 109H84V108H83ZM83 109H81V111H80L81 113H82V110H83ZM92 109H93V108H92ZM123 109H124V108H123ZM123 109H122V110H123ZM174 109H175V110H174ZM205 109H206V108H205ZM230 109H231V108H230ZM233 109H234V108H233ZM254 109H255V108H254ZM254 109H253V110H254ZM258 109H259V108H258ZM258 109H257V110L255 109V111H254L255 116H256V114L261 115L260 113H258V112L260 111V110L258 111ZM262 109H263V108H262ZM3 110H5V109H3ZM19 110H21V109H19ZM36 110H37V109H35V111H36ZM43 110H45V108H44ZM43 110H42V111H43ZM46 110H47V109H46ZM48 110H49V109H48ZM52 110H53V109H52ZM52 110H50V111H52ZM56 110H57V108H56ZM56 110H55V111L53 110V111L55 112L54 114H56ZM63 110H65V108H64ZM147 110H145V111H147ZM183 110H184V109H181V111H183ZM244 110H245V108H244ZM244 110H243V111H244ZM251 110H252V109H251ZM251 110H249V111H251ZM253 110H252V111H253ZM0 111H1V110H0ZM8 111H9V110H8ZM21 111H22V110H21ZM24 111H25V110H24ZM31 111H33V110H31ZM60 111H62V110H60ZM66 111H67V110H66ZM69 111H70V109H69ZM71 111H74V110H71ZM76 111H78V108L76 109ZM90 111H91V110H90ZM92 111H93V110H92ZM117 111H118V110H117ZM117 111H116V112H117ZM145 111H144V112H145ZM181 111L179 110V112H181ZM225 111H226V110H225ZM240 111H241V110H240ZM252 111H251V112H252ZM262 111H264V110H262ZM262 111H261V112H262ZM18 112H19V111H18ZM27 112H28V111H27ZM29 112H30V111H29ZM33 112H34V111H33ZM33 112H32V114H33ZM37 112H38V111H37ZM47 112H48V111H47ZM57 112H59V111H57ZM62 112H63V111H62ZM83 112H84V110H83ZM88 112H89V111H88ZM112 112H113V111H112ZM123 112H124V111H123ZM127 112H128V113H127ZM201 112H202V111H201ZM208 112H209V111H208ZM227 112H228V111H227ZM237 112H238V111H237ZM1 113H3V111H2ZM9 113H10V112H9ZM13 113H14V111H13ZM42 113H43V112H42ZM59 113H60V112H59ZM71 113H72V112H71ZM74 113H75V112H74ZM113 113H114V112H113ZM118 113H120V112H118ZM129 113H130V114H129ZM147 113H148V112H147ZM151 113H153V112H151ZM215 113H216V111H215ZM220 113H221V112H220ZM254 113H253V114H254ZM23 114H24L25 116L28 115V113H26V114L23 113ZM35 114H36V113H35ZM60 114H62V113H60ZM64 114H65V113H64ZM69 114H70V113H69ZM78 114H79V113H78ZM78 114H77V115H78ZM90 114H91V112H90ZM139 114H140V113H139ZM154 114H151V115H150L151 118H149V115H148V118H149V119H146V118H147V117H146L147 115H146V116H143V115L140 114V115L143 116L144 118L146 117L145 120H144V119H141V121H140L141 123L144 122V124L147 125L148 128H146V126L143 124V126L145 127V129H149V128H151V129H155L154 126L156 125V123L158 124V122H159V124H160V121H159L160 118H158L159 116L157 117L158 119H156V115L154 116ZM174 114H175V113H172L171 115L174 116ZM180 114H181V113H180ZM209 114H210V113H209ZM10 115H11V113H10ZM13 115H14V114H13ZM16 115H17V114H16ZM18 115H19V114H18ZM21 115H22V114H21ZM21 115H20V116H21ZM62 115H63V114H62ZM71 115H72V114H71ZM74 115H75V114H74ZM74 115H73V116H74ZM134 115H135V114H134ZM163 115H162V116H163ZM176 115H177V112H176ZM226 115H227V114H226ZM250 115H251V114H250ZM1 116H2V115H1ZM1 116H0V117H1ZM6 116H8V115H6ZM6 116H3V118L6 117ZM20 116H18V117H20ZM51 116H52V115H51ZM60 116H61V115H60ZM60 116H59V117H60ZM75 116H76V115H75ZM75 116H74V117H75ZM80 116H81V115H80ZM94 116H96V117H94ZM121 116H122V115H121ZM141 116H140V117H141ZM162 116H161V117H162ZM178 116H179V115H177V118H178ZM262 116H263V115H262ZM12 117H13V116H12ZM56 117H57V116H56ZM70 117H72V116H70ZM76 117H77V116H76ZM83 117H84V116H83ZM85 117H86V116H85ZM130 117H131V116H130ZM136 117H137V116H136ZM166 117H167V116H166ZM206 117H207V116H206ZM258 117H259V116H258ZM1 118H2V117H1ZM9 118H11V117H9ZM23 118H25V117H23ZM29 118H30V114H29ZM49 118H50V117H49ZM51 118H52V117H51ZM60 118H61V117H60ZM60 118H59V120H60ZM138 118H139V117H138ZM138 118H137V119H134V120H135V121H136V120L139 121ZM174 118H175V117H174ZM177 118H176V119H177ZM193 118H194V117H193ZM207 118H208V117H207ZM260 118L262 119L261 116H260ZM6 119H7V117H6ZM15 119H17V118H15ZM20 119H21V121H22V117H21ZM36 119H37V118H36ZM38 119H39V118H38ZM46 119H47V118H46ZM68 119H69V117H68ZM85 119H88V118H85ZM129 119H130V118H129ZM161 119H162L161 122L164 121V120H163V117H162ZM172 119H173V118H172ZM176 119H175V120H176ZM1 120H2V119H1ZM4 120H5V119H4ZM11 120H12V119H11ZM13 120H14V117H13ZM33 120H34V119H33ZM55 120H56V119H55ZM64 120H65V119H64ZM64 120H61V121H64ZM66 120H67V119H66ZM74 120H77V118H75ZM79 120H80V119H79ZM130 120H131V119H130ZM134 120H132V121L135 122ZM142 120H143V121H142ZM168 120H169V119H168ZM175 120H173V121H175ZM195 120H196V119H195ZM258 120H259V119H258ZM258 120H257V121H258ZM9 121H10V120H9ZM51 121H52V120H51ZM56 121L58 122V119H57ZM121 121H122V122H121ZM132 121H131V122H132ZM165 121H166V120H165ZM173 121H170V122H173ZM208 121H209V120H208ZM263 121H264V120H263ZM3 122H4V121H2V123H3ZM16 122H17V121H16ZM23 122H24V121H23ZM38 122H39V121H38ZM54 122H55V121H54ZM65 122H67V121H65ZM71 122H72V120H71ZM119 122H120V123H119ZM124 122H123L122 124H124ZM140 122H139V123H140ZM8 123H9V122H8ZM11 123H12V122H11ZM13 123H14V122H13ZM18 123H19V121H18ZM36 123H37V122H36ZM55 123H56V122H55ZM55 123H54V124H55ZM67 123H68V122H67ZM72 123H73V122H72ZM76 123H77V121H76ZM76 123H75V124H76ZM81 123H82V122H81ZM81 123H80V124H81ZM125 123H127V122H125ZM162 123H163V122H162ZM162 123H161V124H162ZM165 123H166V122H165ZM167 123H169V122H167ZM167 123H166V124H167ZM116 124H117V125H116ZM129 124H130V122H129ZM129 124L127 123V125H129ZM163 124H164V123H163ZM163 124H162V125H163ZM195 124H196V123H195ZM0 125H1V124H0ZM3 125L5 126V124H3ZM7 125H8V124H7ZM11 125H13V124H11ZM15 125H16V124H15ZM15 125H14V126H15ZM21 125H22V124H20L19 126H21ZM29 125H30V124H29ZM50 125H52V124H50ZM68 125H69V123H68V124H64V122H63V124H61V125H60V124L58 125V123H57V125H55V126L52 125L50 128L48 127L47 130H46V132L44 131V130L46 129V128H45V129L43 130V132H44L46 135H48V136H50V135L53 136V135H56V134H57V135H58V134H63L64 132H66V128H67ZM125 125H126V124H125ZM134 125H135V124H133V126H134ZM137 125H138V124H137ZM139 125L141 126V124H139ZM171 125H173V124H171ZM4 126H3V127H4ZM27 126H28V125H27ZM27 126H26V127H27ZM30 126L32 127V124H31ZM76 126H77V125H76ZM101 126H100V127H101ZM129 126H130V125H129ZM129 126H128V127L126 126V128H123V127H122L123 129H121V133H118L119 131H117V132L115 131V132L117 133V135L114 134V138H113V140H110V141L115 142V141L117 140V138H115V137H118V134H122L123 132H124V134H122V135H125V133H127L125 136H127V135H128L129 137H130V136H133V133H130V131H128V130H130V129H127V128H129ZM131 126H132V125H131ZM3 127H2V128H3ZM6 127H7V126H6ZM8 127H9V126H8ZM24 127H25V126H24ZM68 127H70V125H69ZM81 127H82V126H81ZM81 127H80V128H81ZM95 127H96V126H95ZM102 127H103V126H102ZM124 127H125V126H124ZM137 127H138V126H137ZM159 127H160V125H159V126L157 125V128H159ZM162 127H163V126H162ZM236 127H237V126H236ZM0 128H1V127H0ZM4 128H5V127H4ZM4 128H3V129H4ZM15 128L17 129V127H15ZM20 128H21V127H20ZM70 128H71V127H70ZM98 128H99V127H98ZM104 128H105V126H104ZM118 128H119V127H118ZM118 128H117V130H118ZM134 128H135V127H133V129H134ZM140 128H141V127H140ZM140 128H139V129H140ZM172 128H173V127H172ZM27 129H28V128H27ZM67 129H69V128H67ZM99 129H100V128H99ZM133 129H131V131H132ZM141 129H144V128H141ZM145 129H144V130H145ZM151 129H149V130H151ZM258 129H260V128H258ZM10 130H11V129H10ZM17 130H18V129H17ZM17 130H16V132H17ZM80 130H81V129H80ZM80 130H79V131H80ZM88 130H90L89 132H91V131H93L94 129H93V130L88 129ZM96 130H97V129H96ZM113 130H114V129H112V131H113ZM136 130H138V128L135 129V132H134V130H133L132 132H134V134H135V133L137 132ZM212 130H213V129H212ZM254 130H255V129H254ZM261 130H262V128H261ZM261 130H258V131H261ZM7 131H8V130H7ZM12 131H13V130H12ZM18 131H20V130H18ZM69 131H70V129H69ZM71 131H72V129H71ZM97 131H98V130H97ZM107 131H109V130H108V126H107ZM138 131H139V130H138ZM145 131H146V130H145ZM156 131H157V129H156ZM95 132H96V131H95ZM104 132H105V131H104ZM148 132H149V131H148ZM237 132H238V131H237ZM262 132H263V131H262ZM5 133H6V132H5ZM7 133H8V132H7ZM24 133H25V132H24ZM67 133H68V132H67ZM69 133H70V132H69ZM74 133H75V132H74ZM100 133H101V132H100ZM112 133H113V132H112ZM138 133H139V132H138ZM140 133H142V132L140 131ZM146 133H147V131H146ZM239 133H240V132H239ZM250 133H251V132H250ZM250 133H249V134H250ZM254 133H255V134H252V133H251V134H252V136H251L252 138L250 137L251 134L249 135L250 138H249L248 136H247V137H248L249 139H254V138L257 139L258 136H259V133L257 134L258 136H256V132H254ZM31 134H32V133H31ZM33 134H34V133H33ZM72 134H73V133H72ZM86 134H87V135H86ZM94 134H95V133H94ZM151 134H152V131H151ZM207 134H208V133H207ZM241 134H242V133H241ZM26 135H28V134L26 133ZM37 135H39V134H37ZM37 135H35V136H37ZM43 135H44V134H43ZM68 135H69V134H68ZM91 135L93 136V134H91ZM108 135H109V134H108ZM108 135H105V136H108ZM122 135H121V136H122ZM137 135H138V134H136V135L133 136V137H136V138H137ZM142 135H143V134H142ZM156 135H157V134H156ZM156 135H155V136H156ZM170 135H171V134H170ZM244 135H246V134H244ZM244 135H243V136H244ZM9 136H10V135H9ZM24 136H25V135H24ZM61 136H62V135H61ZM71 136H73V135H71ZM99 136H100V135H99ZM99 136H98V138H99ZM103 136H104V135H103ZM109 136H110V135H109ZM119 136H120V135H119ZM139 136H140V135H139ZM7 137H8V136H7ZM17 137H18V136H17ZM19 137H20V136H19ZM28 137H29V136H28ZM39 137H40V136H39ZM66 137H67V136H66ZM96 137H97V136H96ZM100 137H101V136H100ZM140 137L143 138L142 136H140ZM153 137H154V136H153ZM228 137H229V136H228ZM231 137H233V136H231ZM239 137H240V136H239ZM256 137H257V138H256ZM261 137H263V136L261 135ZM261 137H259V139H260ZM31 138H32V137H31ZM63 138H64V137H63ZM93 138H95V137L93 136ZM107 138H108V137H107ZM109 138H111V137H109ZM121 138H123V137H121ZM131 138H132V137H131ZM136 138H135V139H136ZM213 138H214V137H213ZM235 138H236V136H235ZM16 139H17V138H16ZM16 139H15V140H16ZM32 139H34V137H33ZM40 139H41V137H40ZM52 139H53V138H52ZM56 139H59V138H56ZM65 139H66V138H65ZM95 139H97V138H95ZM99 139H100V138H99ZM111 139H112V138H111ZM123 139H125V138H123ZM128 139H129V138H127V140H128ZM132 139H134V138H132ZM215 139H216V138H215ZM225 139H226V138H225ZM230 139H231V138H230ZM239 139H240V138H239ZM259 139H258V140H259ZM263 139H264V138H262V141H263ZM29 140H30V139H29ZM38 140H39V138H38ZM53 140H54V139H53ZM67 140H69V139H67ZM97 140H98V139H97ZM102 140H103V138H102ZM114 140H115V141H114ZM118 140H119V139H118ZM139 140H140V138H139ZM143 140H144V139H143ZM201 140H202V139H201ZM211 140H212V138H211ZM228 140H229V139H228ZM233 140H234V139H233ZM236 140H237V139H236ZM241 140H242V139H241ZM243 140H245V139H243ZM246 140H247V138H246ZM51 141H52V140H51ZM73 141H72V143H73ZM93 141H94V140H93ZM93 141H92V142H93ZM107 141H108V140H107ZM110 141H108V144H107L108 146H109V145H113V144H114L115 146H116V144H117V146H118V144L120 143V142H119V143H118V142H117V143L115 142V143H116V144H115V143H111ZM120 141H122V140L120 139ZM182 141H183V140H182ZM196 141H197V140H196ZM213 141H214V140H213ZM231 141H232V140H231ZM231 141H229V142H231ZM249 141H250V140H249ZM255 141H256V140H255ZM259 141H260V140H259ZM259 141H258V142H259ZM13 142H14V141H13ZM16 142L18 143L17 140H16ZM19 142H20V141H19ZM32 142H33V140H32ZM54 142H55V141H54ZM61 142H62V141H61ZM63 142H64V141H63ZM69 142H71V141H69ZM87 142H89L88 139H87ZM87 142H86V143H87ZM96 142H97V141H96ZM99 142H100V141H99ZM99 142H98V143H99ZM126 142H127V141H126ZM130 142H132V141L130 140ZM130 142H129V143H130ZM141 142H142V141H141ZM217 142H218V141H217ZM220 142H221V141H220ZM242 142H243V141H242ZM246 142H247V141H246ZM250 142H252V141H250ZM17 143H16V144H17ZM25 143H26V142H25ZM30 143H31V141H30ZM30 143L28 142V144H30ZM51 143H53V142H51ZM56 143H57V142H56ZM58 143H59V142H58ZM86 143H85V144H86ZM94 143H95V142H94ZM98 143H95V144H98ZM129 143H128V144H129ZM159 143H160V142H159ZM187 143H188V142H187ZM223 143L226 144V142H223ZM243 143H244V142H243ZM247 143H248V142H247ZM261 143H262V142H260V144H261ZM6 144H7V143H6ZM14 144H15V143H14ZM18 144H19V143H18ZM26 144H27V143H26ZM31 144H32V143H31ZM53 144H54V143H53ZM62 144H63V143H62ZM82 144H83V142H82ZM105 144H106V141H105ZM121 144H123V143H121ZM121 144H120V145H121ZM125 144H126V143H125ZM125 144H124V145H125ZM128 144H127V145H128ZM130 144H132V143H130ZM219 144H221V143H219ZM219 144H218V145H219ZM227 144H228V143H227ZM248 144H249V143H248ZM250 144H252V143H250ZM253 144H256V143L253 142ZM4 145H5V144H4ZM7 145H8V144H7ZM72 145H73V144H72ZM90 145H91V144H90ZM132 145L134 146V144H132ZM257 145H258V144H256L255 148H256V147H257V148L259 147V146H257ZM14 146H15V145H14ZM17 146H20V145H17ZM52 146H53V145H52ZM52 146L50 145V146H48V147H52ZM55 146H56V145H55ZM59 146H60V145H59ZM82 146L84 147L85 145H82ZM94 146H95V145H94ZM102 146H103V144H102ZM108 146H106V147H108ZM121 146H122V145H121ZM137 146H138V145H137ZM182 146H183V145H182ZM184 146H185V144H184ZM192 146H193V145H192ZM197 146L199 147V145H197ZM260 146L263 147L262 145H260ZM2 147H3V146H1L0 148H1V149H4V148H2ZM20 147H21V146H20ZM27 147H28V146H27ZM27 147H25V148H27ZM65 147H66V146H65ZM69 147H70V146H69ZM90 147H91V146H90ZM92 147H93V145H92ZM98 147L100 148V146H97V148H98ZM118 147H119V146H118ZM134 147H135V146H134ZM145 147H146V146H145ZM164 147H165V146H164ZM193 147H194V146H193ZM234 147H236V146H234ZM234 147H233V148H234ZM247 147H249V146H247ZM261 147H260V148H261ZM22 148H23V147H22ZM31 148H32V147H31ZM44 148H45V147H44ZM52 148H53V147H52ZM61 148H62V147H61ZM78 148H79V146H78ZM88 148H89V147H88ZM97 148H96V149H97ZM109 148H110V147H109ZM114 148H116V147H114ZM114 148H113V149H114ZM121 148H122V147H121ZM125 148H126V147H125ZM125 148H123L124 151H125ZM130 148H131V147H130ZM143 148H144V147H143ZM158 148H159V147H158ZM162 148H163V147H162ZM191 148H192V147H191ZM194 148H197V147H194ZM217 148H218V147H217ZM233 148L231 147L232 150H233ZM237 148H238V147H237ZM241 148H242V147H241ZM243 148H244V147H243ZM260 148H259V149H260ZM14 149H15V148H14ZM50 149H51V148H50ZM86 149H87V148H86ZM110 149H111V148H110ZM119 149H120V148H118L117 150H119ZM149 149H150V148H149ZM163 149H164V148H163ZM163 149H162V150H163ZM180 149H182V148H180ZM229 149H230V148H229ZM238 149H239V148H238ZM246 149H247V148H246ZM259 149H255L256 152H257ZM263 149H264V147H263ZM20 150H21V149H20ZM42 150H43V149H42ZM56 150H57V149H56ZM59 150H60V149H59ZM67 150H68V149H67ZM78 150H79V151H82V150H80V148H79ZM98 150H99V149H98ZM100 150H101V149H100ZM147 150H148V149H147ZM152 150H153V149H152ZM189 150H190V149H189ZM201 150H202V149H201ZM206 150H207V149H206ZM210 150H212V149H210ZM249 150H250V149H249ZM251 150H252V149H251ZM27 151H28V150H27ZM31 151H32V150H31ZM39 151H40V149H39ZM39 151H38V152H39ZM47 151H48V150H47ZM47 151H46V153H47ZM51 151H52V150H51ZM64 151H65V150H64ZM70 151H71V150H70ZM72 151H73V150H72ZM72 151H71V152H72ZM106 151H107V150H106ZM124 151H123V152L121 151V153L123 154ZM126 151H127V150H126ZM145 151H146V150H145ZM153 151H155V149H154ZM156 151H158V150H156ZM203 151H204V150H203ZM215 151H217V150H215ZM259 151H260V150H259ZM262 151H263V150H262ZM262 151H261V152H262ZM21 152H22V154H24L23 151H21ZM32 152H34V151H32ZM48 152H49V151H48ZM76 152H77V150H76ZM85 152H86V150H85ZM108 152H109V150H108ZM108 152H107V153H108ZM119 152H120V151H118V153H119ZM137 152H138V151H137ZM150 152H151V151H150ZM205 152H206V151H205ZM234 152H236V151H234ZM256 152H255V153H256ZM261 152H260V153H261ZM263 152H264V151H263ZM0 153L3 154L4 152H3L2 150H0ZM5 153H6V151H5ZM52 153H53V151H52ZM57 153H58V152H57ZM62 153H63V152H62ZM91 153H92V152H91ZM99 153L101 154V151H99ZM111 153H112V151H111ZM111 153H109V154H111ZM121 153L118 154V155L122 156ZM133 153H134V152H133ZM154 153H155V152H154ZM184 153H185V152H184ZM198 153H199V152H198ZM208 153H209V152H208ZM246 153H247V152H246ZM246 153H245V154H246ZM33 154H34V155H33ZM36 154H37V153H36ZM36 154H35V153H32V154H30V155H32V156H33L32 158L34 159V156H35ZM42 154H43V153H42ZM54 154H55V153H54ZM63 154H64V153H63ZM70 154H71V153H70ZM73 154H74L73 156L77 155V153H76V154L73 153ZM78 154H80V153L78 152ZM93 154H94V153H93ZM96 154H98V153H96ZM100 154H99V155H100ZM104 154H105V153H104ZM113 154H114V153H113ZM115 154H117V153H115ZM135 154H136V152H135ZM138 154H139V153H138ZM138 154H137V155H138ZM151 154H152V153H151ZM212 154H213V153H212ZM227 154H228V153H227ZM230 154H231V153H230ZM243 154H244V153H243ZM249 154H250V153H249ZM253 154H254V153L252 152L251 156H253ZM261 154H262V153H261ZM27 155H29V154H26V156H27ZM30 155H29V157H30ZM37 155H38V154H37ZM49 155H50V154H49ZM67 155H69V154L67 153ZM132 155H134V154H132ZM144 155H145V154H144ZM144 155H143V157H144ZM149 155H150V153H149ZM207 155H208V154H207ZM219 155H220V154H219ZM236 155H237V154H236ZM238 155H239V154H238ZM238 155H237V156H238ZM1 156H2V155H1ZM1 156H0V158H1ZM5 156H6V155H5ZM8 156H9V155H7L6 157H8ZM51 156H52V155H51ZM51 156H50V157H51ZM61 156H62V154H61ZM65 156H66V155H65ZM69 156H70V155H69ZM96 156H97V155H96ZM104 156H105V155H104ZM107 156H108V155H107ZM107 156H105V157H107ZM109 156H110V155H109ZM116 156H117V155H116ZM116 156H115V157H116ZM135 156H136V155H135ZM152 156H153V155H152ZM185 156H186V154H185ZM185 156H184V157H185ZM221 156H222V155H221ZM240 156H241V155H240ZM254 156L257 157V153H256V155H254ZM260 156H261V155H260ZM3 157H4V155H3ZM3 157L1 158L2 160H4ZM6 157H5V158H6ZM18 157H19V156H18ZM22 157H23V156H22ZM36 157H38V156H35V158H36ZM39 157H40V154H39ZM42 157H43V156H42ZM54 157H55V156H54ZM63 157H64V156H63ZM67 157H68V156H67ZM98 157H100V156H98ZM115 157H114V159H115ZM123 157H124V156H123ZM131 157H133V156H131ZM184 157H183V158H184ZM189 157H190V156H189ZM189 157H188V158H189ZM241 157H242V156H241ZM246 157H247V156H246ZM249 157H250V156H249ZM23 158H24V157H23ZM26 158L28 159V156H27ZM32 158H29V161H32ZM71 158H72V157H71ZM82 158H83V157H82ZM93 158H94V157H93ZM103 158H104V157H103ZM103 158H102V160H103ZM107 158H108V157H107ZM107 158H105V159H107ZM111 158H112V157H111ZM118 158H119V157H118ZM121 158H122V157H121ZM125 158H126V157H125ZM138 158H140V157H138ZM174 158H175V157H174ZM232 158H234V157H232ZM262 158H264V157H262ZM1 159H0V162H1ZM7 159H8V158H6V160H7ZM16 159L19 160L18 158H16ZM36 159H37V158H36ZM39 159H40V158H39ZM46 159H47V158H46ZM50 159H52V158H50ZM62 159H63V158H62ZM89 159H90V158H89ZM114 159H112V160H114ZM129 159H130V157H129ZM136 159H137V158H136ZM148 159H149V158H148ZM161 159H162V157H161ZM207 159H208V158H207ZM247 159L249 160L250 158H247ZM260 159H261V157H260ZM20 160H23V159H20ZM86 160H87V158H86ZM102 160H101V163H102ZM109 160H110V158H109ZM121 160H123V159H120V160H117V161L119 162V161H121ZM131 160H132V159H131ZM184 160H185V159H184ZM186 160H187V159H186ZM216 160H217V159H216ZM231 160H232V159H231ZM237 160H238V159H237ZM239 160H240V159H239ZM241 160H242V159H241ZM243 160H244V159H243ZM254 160L256 161V159H254ZM258 160H259V159H258ZM33 161H34V160H33ZM36 161H37V160H36ZM41 161H42V160H41ZM61 161H62V160H61ZM70 161H71V160H70ZM93 161H94V160H93ZM93 161H91V162H93ZM114 161H115V160H114ZM117 161H115V162H117ZM128 161H130V160H128ZM173 161H174V159H173ZM211 161H212V160H211ZM246 161H247V160H246ZM249 161H250V160H249ZM262 161H263V160H262ZM3 162H4V161H3ZM10 162H11V161H10ZM13 162H14V161H13ZM13 162H12V163H13ZM19 162H20V161H19ZM23 162H28V161H26V159H25V161H23ZM45 162H46V161H45ZM71 162H72V161H71ZM71 162H70V163H71ZM94 162H95V161H94ZM121 162H122V161H121ZM125 162H126V160H125ZM135 162H136V161H135ZM137 162H138V161H137ZM148 162H149V161H148ZM220 162H221V161H220ZM263 162H264V161H263ZM7 163H8V162H7ZM15 163H16V162H15ZM48 163H49V161H48ZM58 163H60V162H58ZM70 163H69V164L67 163V164L69 165V167L73 166V164L70 166ZM79 163H80V162H79ZM82 163H83V162H82ZM96 163H97V162H96ZM111 163H112V161H111ZM127 163H128V162H127ZM138 163H140V162H138ZM157 163H158V162H157ZM184 163H186V161H185ZM218 163H219V162H218ZM227 163H228V162H227ZM234 163H235V162H234ZM239 163H240V162H239ZM242 163H243V162H242ZM242 163H241V164H242ZM244 163H245V162H244ZM249 163H250V162H249ZM1 164H2V163H1ZM13 164H14V163H13ZM17 164H18V163H17ZM26 164H27V163H26ZM36 164H38V162H36ZM40 164L42 165L41 162H40ZM51 164H52V163H51ZM54 164H55V162H54ZM62 164H63V163H62ZM99 164H100V163H99ZM109 164H110V162H109ZM113 164H114V163H113ZM113 164H112V165H113ZM119 164H120V163H119ZM128 164H129V163H128ZM128 164H127V165H128ZM131 164H132V163H131ZM176 164H177V163H176ZM201 164H202V163H201ZM214 164H215V163H214ZM247 164H248V161H247ZM247 164H246V166H247ZM251 164H252V160H251ZM256 164H257V163H256ZM260 164H261V163H260ZM8 165H10V163H9ZM18 165H19V164H18ZM22 165H23V164H22ZM33 165H34V164H33ZM44 165H45V163H44ZM57 165H58V164H57ZM59 165H60V164H59ZM59 165H58V166H59ZM63 165H64V164H63ZM68 165H67V167H68ZM74 165H75V164H74ZM91 165H93V163H92ZM106 165H108V164H106ZM125 165H126V164H125ZM125 165H124V166H125ZM182 165H184V164L182 163ZM185 165H186V164H185ZM231 165H233V164L231 163ZM238 165H239V164H238ZM244 165H245V164H244ZM244 165H243V166H244ZM248 165H249V164H248ZM254 165H255V164H254ZM4 166H5V165H4ZM20 166H21V165H20ZM20 166H19V167H20ZM25 166H26V165H25ZM49 166H51V165H49ZM52 166H53V165H52ZM79 166H80V165H79ZM85 166H86V164H85ZM114 166H115V165H114ZM129 166H130V165H129ZM134 166H135V165H134ZM189 166H190V165H189ZM206 166H207V165H206ZM229 166H230V164L227 165V167H229ZM234 166L236 167V165H234ZM256 166H257V165H256ZM256 166H255V167H256ZM0 167H1V166H0ZM6 167H7V166H6ZM9 167H10V166H9ZM13 167H14V166H13ZM27 167H28V166H27ZM27 167H26L25 169H27ZM35 167H36V166H35ZM67 167H65V169H66ZM69 167H68V168H69ZM80 167H81V166H80ZM111 167H112V166H111ZM120 167H122V166H120ZM130 167H131V166H130ZM165 167H166V166H165ZM169 167H170V166H169ZM178 167H179V166H178ZM187 167H188V166H186V168H187ZM216 167H217V166L215 165V168H216ZM231 167H233V166H231ZM231 167H230V168H231ZM252 167H253V165H252ZM21 168H23V166H22ZM36 168H38V167H36ZM39 168H40V167H39ZM43 168H45V167H43ZM49 168H50V167H49ZM63 168H64V167H63ZM73 168H75V166H74ZM116 168H117V167H116ZM123 168H124V167H123ZM126 168H127V167H126ZM131 168H132V167H131ZM131 168H130V169H131ZM174 168H175V167H174ZM179 168H182V166L179 167ZM207 168H208V167H207ZM241 168H242V167H241ZM1 169H2V168H1ZM4 169H5V168H4ZM31 169H32V167H31ZM31 169H30V170H31ZM55 169H56V167H55ZM65 169H64V170H65ZM70 169H71V168H70ZM76 169H77V168H76ZM88 169H89V168H88ZM104 169H105V168H104ZM121 169H122V168H121ZM127 169H129V167H128ZM127 169H126V170H127ZM147 169H148V168H147ZM188 169H189V168H188ZM202 169H203V168H202ZM212 169H213V168H212ZM225 169H226V168H225ZM231 169H232V168H231ZM235 169H236V168H235ZM6 170H9V169H6ZM12 170H14V169H12ZM16 170H17V169H16ZM19 170H20V168H19ZM50 170H51V169H50ZM59 170H60V169H59ZM66 170H69V169H66ZM71 170H72V169H71ZM111 170H112V169H111ZM172 170H174V169L172 168ZM217 170H218V169H217ZM239 170H241L240 167H239ZM255 170L257 171V169H255ZM258 170H259V169H258ZM28 171H29V170H28ZM36 171H37V170H36ZM52 171H53V170H52ZM56 171H57V169L55 170V172H56ZM73 171H74V170H73ZM121 171H122V170H121ZM190 171H191V170H190ZM192 171H193V170H192ZM215 171H216V170H215ZM227 171H228V170H227ZM232 171H234V170H232ZM253 171H254V170H253ZM260 171H262V172H260V174L262 173L261 175H257V174L259 173V171H258V173L256 174V176H255V175H254V176H250V174L248 173L249 175H248V176H245V177L242 176V177H243L242 179H244L245 182H247V181H251V180H252V181H256V182H257L258 180H259V181H262L261 179L264 178V174H263L264 170L261 169ZM4 172H5V171H4ZM4 172H2V174H3ZM24 172H25V171H24ZM31 172H32V171H31ZM33 172H34V171H33ZM33 172H32V174H33ZM49 172H50V171H49ZM58 172H59V171H58ZM61 172H62V171H61ZM61 172H60V174H62ZM64 172H65V171H64ZM64 172H63V173H64ZM67 172H68V171H66V173H67ZM82 172H84V171H82ZM106 172H107V171H106ZM109 172H110V171H109ZM109 172H108V174H109ZM123 172H124V171H123ZM126 172H127V171H126ZM138 172H139V171H138ZM167 172H168V171H167ZM173 172H174V171H173ZM193 172H194V171H193ZM193 172H191V174H193ZM229 172H230V171H229ZM229 172H228V173H229ZM245 172H246V171H245ZM22 173H23V172H22ZM66 173H64V175H65ZM73 173H74V172H73ZM73 173H72V174H73ZM75 173H76V172H75ZM85 173H86V172H85ZM117 173H118V172H117ZM121 173H122V172H121ZM129 173H131V172H129ZM177 173H178V172H177ZM180 173H181V170H180ZM186 173H187V172H186V170H185V174H186ZM197 173H198V172H197ZM224 173H225V172H224ZM231 173H232V172H231ZM235 173H236V172H235ZM235 173H234V174H235ZM237 173H238V170H237ZM246 173H247V172H246ZM251 173H252V172H251ZM16 174H17V172H16ZM24 174H25V173H24ZM29 174H31V173L29 172ZM48 174H49V173H48ZM58 174H59V173H58ZM58 174H57V175H58ZM69 174H70V173H69ZM88 174H89V173H88ZM88 174H87L86 176H88ZM91 174H92V173H91ZM96 174H97V173H96ZM112 174H113V173H112ZM198 174H199V173H198ZM214 174H216V173H214ZM221 174H222V173H221ZM253 174H255V173H253ZM253 174H252V175H253ZM9 175H10V174H9ZM25 175H26V174H25ZM37 175H38V174H37ZM75 175H76V174H75ZM115 175H116V174H115ZM121 175H122V174H121ZM124 175H125V173H124ZM124 175H123V176H124ZM126 175H127V174H126ZM126 175H125V176H126ZM130 175H131V174H130ZM132 175H133V174H132ZM134 175H137V174H134ZM134 175H133V176H134ZM155 175H156V174H155ZM162 175H163V174H162ZM170 175H171V174H170ZM170 175H169V179H170ZM175 175H176V174H175ZM179 175H180V174H179ZM183 175H184V174H183ZM244 175H245V174H244ZM246 175H247V174H246ZM0 176H1V175H0ZM3 176H4V175H3ZM10 176H11V175H10ZM10 176H9V177H10ZM12 176H13V175H12ZM19 176H22L21 173L18 175V177H19ZM47 176H48V175H47ZM49 176H50V174H49ZM58 176H59V175H58ZM60 176H61V175H60ZM65 176H66V175H65ZM86 176H85L84 178H86ZM89 176H90V175H89ZM91 176H92V175H91ZM98 176H99V175H98ZM138 176H139V175H138ZM159 176H160V175H159ZM177 176H178V175H177ZM185 176H186V175H185ZM187 176H189V175H187ZM190 176H191V175H190ZM217 176H218V175H217ZM219 176H221V175L219 174ZM219 176H218V177H219ZM22 177H24V176H22ZM25 177H27V176H25ZM73 177H74V176H73ZM76 177H80V176L76 175ZM99 177H100V176H99ZM115 177H116V176H115ZM118 177H119V176H118ZM127 177H128V176H127ZM131 177H132V176H131ZM135 177H136V176H135ZM155 177H156V176H155ZM172 177H173V176H172ZM172 177H171V178H172ZM218 177H217V178H218ZM229 177H230V176H229ZM235 177H236V175H235ZM14 178H15V177H14ZM38 178H39V177H38ZM47 178H48V177H47ZM57 178H58V177H57ZM101 178H102V177H101ZM160 178H161V177H160ZM179 178L181 179V176H179ZM184 178H185V177H184ZM186 178H189V177H186ZM230 178H231V177H230ZM26 179H27V178H26ZM54 179H55V177H54ZM61 179H62V178H61ZM68 179H69V178H68ZM81 179H82V178H81ZM86 179H87V178H86ZM96 179H97V178H96ZM96 179H95V180H96ZM116 179H117V177H116ZM137 179H138V178H137ZM137 179H136V180H137ZM155 179H156V178H155ZM169 179H168V181H169ZM173 179H174V178H173ZM191 179H192V177H191ZM193 179H194V178H193ZM196 179H197V178H196ZM196 179H195V180H196ZM205 179H206V178H205ZM205 179H204V180H205ZM212 179H213V178H212ZM215 179H216V178H215ZM218 179L220 180V178H218ZM226 179H227V178H226ZM0 180H1V179H0ZM3 180H4V179H3ZM59 180H60V178H59ZM74 180H76V179H74ZM77 180H78V178H77ZM83 180H84V179H83ZM83 180H82V181H83ZM88 180H89V179H88ZM88 180H84V181H88ZM106 180H108V179H106ZM120 180H121V179H120ZM122 180H123V178H122ZM138 180H140V178H139ZM188 180H190V179H188ZM210 180H211V179H210ZM213 180H214V179H213ZM222 180H223V179H222ZM222 180H221V181H222ZM240 180H241V179H240ZM7 181H8V180H7ZM12 181H13V180H12ZM26 181H27V180H26ZM33 181H34V180H32V182H33ZM68 181H69V180H68ZM78 181H79V180H78ZM80 181H81V180H80ZM84 181H83V182H84ZM103 181H104V180H103ZM111 181H112V180H111ZM113 181H114V180H113ZM124 181H125V180H124ZM124 181H123V182H124ZM131 181H132V179H131ZM165 181H166V180H165ZM175 181H176V180H175ZM180 181H181V180H180ZM186 181H187V180H186ZM186 181H185V182H186ZM196 181H198V180H196ZM207 181H209V180L207 179ZM217 181H218V180H217ZM241 181H242V180H241ZM241 181H240V182H241ZM3 182H4V181H3ZM59 182H60V181H59ZM69 182H70V181H69ZM89 182H94V181H89ZM97 182H98V181H97ZM106 182H107V181H106ZM127 182H128V181H127ZM132 182H133V181H132ZM160 182H161V179H160ZM182 182H183V181H182ZM182 182H181V183H182ZM200 182H201V181H200ZM209 182H210V181H209ZM214 182H215V181H214ZM214 182H213V183H214ZM236 182H237V181H236ZM238 182H239V181H238ZM256 182H255V184H257ZM6 183H7V182H6ZM13 183H14V181H13ZM16 183H17V182H16ZM20 183H21V185L23 186V184H22L23 182L21 181ZM20 183H19V184H20ZM63 183H64V182H63ZM78 183H79V182H78ZM78 183H77V184H78ZM94 183H95V182H94ZM101 183H103V182H101ZM101 183H100V184H101ZM115 183H116V182H115ZM115 183H113V184H115ZM118 183H120V182H118ZM130 183H131V182H130ZM130 183H129V185H130ZM133 183H135V182H133ZM137 183H138V182H137ZM137 183H136V185H137ZM139 183H140V182H139ZM158 183H159V182H158ZM161 183H162V182H161ZM171 183H172V182H171ZM176 183H177V182H176ZM178 183H179V182H178ZM210 183H212V181H211ZM251 183H252V182H251ZM261 183H262V182H261ZM261 183H260V184H261ZM19 184H18V185H19ZM66 184H67V183H66ZM72 184H73V182H72ZM72 184H71V186H69V185H68V186H69V187H72ZM88 184H90V183H88ZM95 184H96V183H95ZM104 184H105V183H104ZM122 184H123V183H122ZM163 184H164V183H163ZM168 184H170V183H168ZM168 184H167V185H168ZM173 184H174V183H173ZM188 184H189V183H188ZM188 184H187V185H188ZM190 184H191V183H190ZM190 184H189V185H190ZM193 184H195V182H194ZM197 184H198V183H197ZM214 184H215V183H214ZM234 184H235V183H234ZM237 184H238V183H237ZM253 184H254V183H253ZM12 185H13V184H12ZM62 185H64V184H62ZM62 185H59V186H62ZM109 185H111V184H109ZM120 185H121V183H120ZM176 185H177V184H176ZM191 185H192V184H191ZM199 185H200V184H199ZM202 185L204 186V184H202ZM212 185H213V184H212ZM219 185H220V184H219ZM243 185H244V184H243ZM257 185H258V184H257ZM45 186H46V185H45ZM59 186H58V187H59ZM64 186H65V185H64ZM87 186H89V185H87ZM87 186H86V188H87ZM90 186H91V185H90ZM92 186H93V185H92ZM97 186H98V185H97ZM114 186H116V184H115ZM122 186H123V185H122ZM122 186H121V188H122ZM177 186H178V185H177ZM222 186H223V185H222ZM231 186H232V185H231ZM241 186H242V184H241ZM245 186H246V185H245ZM245 186H243V187H245ZM251 186H252V185H249V187L247 186L248 189H249ZM260 186H261V185H260ZM262 186H263V185H262ZM262 186H261V187H262ZM19 187H20V186H19ZM56 187H57V186H56ZM69 187H68V188H69ZM77 187H78V186H77ZM80 187H81V186H80ZM80 187H79V189H81ZM82 187H83V186H82ZM99 187H101V185H99ZM105 187H106V186H105ZM111 187H112V185H111ZM117 187H118V186H117ZM126 187H128V186H126ZM170 187H171V186H170ZM180 187H181V186H180ZM180 187H178L179 190H180ZM195 187H196V186H195ZM215 187H216V186H215ZM237 187H238V186H237ZM254 187H255V186H254ZM21 188H23V187H21ZM25 188H26V187H25ZM97 188H98V187H97ZM97 188H96V189H97ZM112 188H113V187H112ZM112 188H111V189H112ZM121 188H120V189H121ZM144 188H145V187H144ZM155 188H156V187H155ZM161 188H162V185H161ZM168 188H169V187H168ZM172 188H173V187H172ZM178 188H177V190H178ZM182 188H184V186H183ZM188 188H189V187H188ZM190 188H192V187H190ZM200 188H201V187H200ZM232 188H233V187H232ZM256 188H257V187H256ZM14 189H15V188H14ZM33 189H34V188H33ZM45 189H46V187H45ZM61 189H62V188H61ZM64 189H65V188H64ZM73 189H74V188H73ZM91 189H92V188H91ZM93 189H94V188H93ZM93 189H92V190H93ZM96 189H95V190H96ZM101 189H102V187H101ZM109 189H110V188H109ZM159 189H160V187H159ZM163 189H165V188H162V190H163ZM169 189H170V188H169ZM192 189H194V188H192ZM230 189H231V188H230ZM236 189L238 190V188H236ZM245 189H247V188H245ZM245 189H243V191H244ZM8 190H9V189H8ZM34 190H36V189H34ZM38 190H39V189H38ZM59 190H60V189H59ZM71 190H72V189H71ZM85 190H86V189H85ZM105 190H107V189H105ZM114 190H115V189H114ZM116 190H117V189H116ZM125 190H126V192H127V189H125ZM128 190H130V189H128ZM149 190H150V189H149ZM154 190H155V189H154ZM165 190H166V189H165ZM171 190H172V189H171ZM175 190H176V188H175ZM175 190H174V191H175ZM179 190H178V191H179ZM183 190H184V189H183ZM194 190H197V191H195V192H197V193L200 191V189H199V191H198L197 188L194 189ZM202 190H203V189H202ZM208 190H209V189H207V191H208ZM215 190H216V189H215ZM219 190H220V189H219ZM225 190H227V189H224V190H222V191H225ZM240 190H242V189L240 188ZM256 190H257V189H256ZM21 191H22V190H21ZM62 191H64V190H62ZM62 191H61L60 193H62ZM72 191H74V190H72ZM76 191H78V188H77ZM97 191H98V190H97ZM102 191H104V190L102 189ZM102 191H101V192H102ZM109 191H110V190H109ZM112 191H113V190H112ZM123 191H124V190H123ZM152 191H153V190H152ZM166 191H169V190L167 189ZM172 191H173V190H172ZM190 191H192V190H190ZM229 191H230V190H229ZM231 191H232V190H231ZM235 191H236V190H235ZM245 191H246V190H245ZM245 191H244V192H245ZM250 191H252V190H250ZM4 192H5V191H4ZM51 192H52V191H51ZM67 192H69V193H66V194H70L71 191H67ZM78 192H79V191H78ZM81 192H84V191H81ZM87 192L89 193L90 191H87ZM92 192H93V191H92ZM99 192H100V191H99ZM117 192H118V191H117ZM161 192H163V191H161ZM181 192H182V190H181ZM186 192H189V191L187 190ZM195 192H194V196H195V194H196ZM200 192L202 193V191H200ZM220 192H221V191H220ZM227 192H228V191H227ZM227 192H226V193H227ZM248 192H249V191H248ZM76 193H77V192H76ZM84 193H85V192H84ZM102 193H104V192H102ZM120 193H121V191H120ZM167 193H168V192H167ZM172 193H173L172 195H174L175 192H172ZM203 193H204V192H203ZM209 193H210V192H209ZM226 193H225V194H226ZM228 193H230V192H228ZM13 194H14V193H13ZM21 194H22V193H21ZM28 194H29V193H28ZM54 194H56V193H54ZM62 194H63V193H62ZM66 194H65V195H66ZM80 194H82V193H80ZM80 194H79V195H80ZM89 194H91V193H89ZM89 194H88V195H89ZM92 194H93V193H92ZM98 194H99V193H98ZM106 194H107V193H106ZM117 194H118V193H117ZM125 194H126V193H125ZM151 194H152V192H151ZM157 194H158V193H157ZM162 194H163V193H162ZM164 194H165V193H164ZM181 194H182V193H181ZM189 194H191V193L189 192ZM212 194H213V193H212ZM217 194H218V193H217ZM221 194H222V193H221ZM231 194H232V193H231ZM231 194H230V195H231ZM233 194H234V193H233ZM233 194H232V195H233ZM241 194H242V193H241ZM243 194H244V193H243ZM248 194H250V193H248ZM248 194H247V197H248ZM261 194H262V192H261ZM261 194H260V195H261ZM74 195H75V194H74ZM99 195H100V194H99ZM99 195H98V196H99ZM102 195H103V194H102ZM109 195H110V194H109ZM109 195H107V196H109ZM111 195H112V196H113V195H116V193H115V194H111ZM121 195H122V194H121ZM123 195H124V194H123ZM152 195H153V194H152ZM160 195H161V193H160ZM175 195H176V194H175ZM178 195H179V194H178ZM191 195H192V194H191ZM214 195H215V194H214ZM223 195H224V194H223ZM223 195H222V196H223ZM228 195H229V194H228ZM230 195H229V196H230ZM236 195H237V194H236ZM252 195H253V194H252ZM258 195H259V194H258ZM262 195H263V194H262ZM63 196H64V194H63ZM63 196H62V197H63ZM68 196H71V195H68ZM85 196H86V195H85ZM117 196H119V195H117ZM124 196H125V195H124ZM168 196H170V197L172 198L171 195L168 194ZM182 196H183V194H182ZM185 196L188 197L187 194L184 195V197H185ZM192 196H193V195H192ZM198 196H201V194L199 195V193H198L197 197H198ZM205 196H206V195H205ZM205 196H204V197H205ZM220 196H221V195H220ZM220 196H219V197H220ZM229 196H228V197H229ZM233 196H234V195H233ZM0 197H1V195H0ZM14 197H15V196H14ZM51 197H52V196H51ZM54 197H55V196H54ZM56 197H57V196H56ZM59 197H60V196H58V198H59ZM77 197H78V199L80 198L79 196H77ZM87 197H88V196H87ZM90 197H92V196H90ZM101 197H103V196H101ZM120 197H121V196H120ZM144 197H145V196H144ZM153 197H157V196H153ZM153 197H152V198H153ZM159 197H160V196H159ZM161 197L164 199L163 196H161ZM178 197H180V196H178ZM178 197H177V198H178ZM206 197H207V196H206ZM206 197H205V198H206ZM210 197H211V196L209 195V198H210ZM219 197H217V199H218ZM223 197H224V196H223ZM223 197H222V198H223ZM230 197H231V196H230ZM242 197H244V196H242ZM254 197H255V195H254ZM49 198H50V197H49ZM52 198H53V197H52ZM52 198H51V199H52ZM58 198H56V199H58ZM63 198H64V197H63ZM66 198H67V197H66ZM66 198H64V201H66ZM88 198H89V197H88ZM88 198H86V200H87ZM115 198H116V197H115ZM117 198H118V197H117ZM130 198H131V197H130ZM168 198H169V197H168ZM177 198L174 197L175 201H176ZM180 198H181V197H180ZM200 198H201V197H200ZM202 198H203V197H202ZM220 198H221V197H220ZM248 198H250V197H248ZM248 198H245V199H246V200H249ZM259 198H261V197H259ZM15 199H16V198H15ZM56 199H55V201H56ZM59 199H60V198H59ZM61 199H62V198H61ZM67 199H68V198H67ZM71 199H72V196H71ZM76 199H77V198H76ZM82 199H83V198H82ZM93 199H98V198H95V197H94ZM108 199H109V198H108ZM123 199H124V198H123ZM190 199H192V198L190 197ZM190 199H189V200H190ZM193 199H194V197H193ZM193 199H192V200H193ZM198 199H199V197H198ZM211 199H212V198H211ZM225 199H227L226 196H225ZM225 199H224V201H225ZM230 199H231V198H230ZM230 199H229V200H230ZM257 199H258V198H257ZM4 200H5V199H4ZM52 200H53V199H52ZM52 200H49V201H52ZM69 200H70V199H69ZM72 200H73V199H72ZM89 200H91V199H89ZM98 200H99V199H98ZM120 200H121V199H120ZM127 200H128V199H127ZM145 200H146V198H145ZM154 200H155V198H154ZM154 200L152 199L151 201H154ZM192 200H191V201H192ZM195 200H197V199H195ZM206 200H207V199H206ZM214 200H215V199H214ZM214 200H211V201H214ZM234 200H235V199H233V201H234ZM237 200H238V198H237ZM237 200H236V201H237ZM241 200H242V199H241ZM253 200H254V198H253ZM11 201H12V200H11ZM60 201H62V200H60ZM60 201H59V202H60ZM104 201H105V200H104ZM116 201H117V200H116ZM148 201H149V200H148ZM148 201H147V203H148ZM156 201H157V203H158V200H155L154 202L156 203ZM165 201H166V200H165ZM173 201H174V200H173ZM178 201H180V200H178ZM185 201H186V200H185ZM187 201H188V200H187ZM191 201H190V202H191ZM199 201H201V200H199ZM209 201H210V200H209ZM209 201H205V199H204V202L206 203V204L204 203V206L207 205V202H209ZM216 201H217V200H216ZM220 201H221V200H220ZM222 201H223V200H222ZM230 201H231V200H230ZM243 201H245V200H243ZM258 201H259V199H258ZM31 202H32V201H31ZM79 202H80V200H79ZM87 202H89V201H87ZM91 202H92V200H91ZM108 202H109V201H108ZM110 202H111V201H110ZM113 202H114V201H113ZM113 202H112V203H113ZM117 202H118V201H117ZM122 202H123V201H122ZM124 202H126V201H124ZM124 202H123V204H125ZM161 202H162V201H161ZM163 202H164V201H163ZM167 202L169 203V200H168ZM176 202H177V201H176ZM180 202H181V201H180ZM183 202H184V200H183ZM190 202H188V203L190 204ZM193 202H194V201H193ZM202 202H203V201H202ZM231 202H232V201H231ZM247 202H248V201H247ZM256 202H257V201H256ZM27 203H28V202H27ZM52 203H53V202H52ZM54 203H55V202H54ZM54 203H53V204H54ZM65 203H66V202H65ZM68 203H69V202H68ZM68 203H67V204H68ZM76 203H77V202H75V204H76ZM82 203L84 204V201H82ZM102 203H103V200H102ZM106 203H107V202H106ZM120 203H121V202H120ZM120 203H119V204H120ZM136 203H137V202H136ZM143 203H144V202H143ZM151 203H153V202H151ZM159 203H160V202H159ZM159 203H158V204H159ZM170 203H172V202H170ZM173 203H174V202H173ZM178 203H179V202H178ZM200 203H201V202H200ZM215 203H217V202H214L213 205H215ZM219 203H220V202H219ZM219 203H218L217 205H219ZM2 204H3V203H2ZM13 204H16V202H13ZM48 204H49V203H48ZM58 204H59V203H58ZM63 204H64V203H63ZM95 204H96V203H95ZM98 204H99V203H98ZM109 204H110V203H109ZM123 204H122V205H123ZM162 204H163V203H162ZM174 204H175V203H174ZM189 204H188V205H189ZM192 204H193V203H192ZM192 204L189 205V206H192ZM196 204L198 205V203H196ZM196 204H195V205L193 204V205L196 206ZM233 204H234V203H233ZM252 204H253V203H252ZM80 205H81V204H80ZM89 205H90V204H89ZM99 205H100V204H99ZM99 205H98V206H99ZM105 205H106V204H105ZM107 205H108V204H107ZM110 205H111V204H110ZM163 205H164V204H163ZM165 205H166V204H165ZM185 205H186V204H185ZM185 205L183 204V206H185ZM201 205H203V203H202ZM209 205H210V204H209ZM230 205H231V203H230ZM238 205H239V204H238ZM240 205H241V204H240ZM240 205H239V206H240ZM244 205H248V204L245 203ZM244 205H243V206H244ZM249 205H251V204H249ZM258 205H259V204H258ZM2 206H3V205H2ZM10 206H11V205H10ZM44 206H45V205H44ZM67 206H68V205H66V207H67ZM76 206H77V204H76ZM83 206H84V205H83ZM90 206H92V205H90ZM94 206H96V205H94ZM102 206H104V205H102ZM116 206H117V205H116ZM132 206H133V205H132ZM135 206H136V205H135ZM148 206H149V204H148ZM154 206H156V205H154ZM168 206H169V205H168ZM168 206H167V207H168ZM172 206H173L172 208H175L174 205H172ZM189 206H188V207H189ZM211 206H212V205H211ZM220 206H221V204H220ZM223 206H225V205H223ZM231 206H232V205H231ZM254 206H256V205H254ZM259 206H260V205H259ZM259 206H258V209H259V210L257 209L258 211H256V212L254 211L255 213H252V212H250L251 214L248 213V212L246 213V212L243 211V209H242V211H241L242 213H241V212H238V214L236 213V216L239 215L240 213H241V214L244 213V214L242 215V217L237 216V218H236V216H235V217H233L232 219L230 218V220H229V219L227 220L226 218H224V219H225V220H224V219L222 218L223 221L220 220L221 223L216 224L215 227L213 226L214 229L211 230V228H213V227H209V228H210V229H209L210 231L207 229L208 227H207V224H206V227H207V228H206V231H205V230H204V231L207 232V233H205V234L203 233V235H202V234L199 235V234H200L199 232H198L199 234L197 235L195 231H198V230H195V231H194V228H195V227H193L192 230H189V229H187L188 227H186L185 230H189V233L187 232V235L190 234V233H192L191 231H193L196 235H195V234H191V235H193V236L195 235V236H198V237H193V238L186 239V240H185V238H184V240H183V237L186 236V235L183 234L182 231H181L182 234H181L180 232H179V233L181 234V236H182V235H184V236L182 237V239H180V238H179V239H180V241L183 240L182 242L179 241L178 237H177L178 240L174 237V239H176V241L179 242L178 244H177L176 242H174V241H173V242H174V243H173L172 240H174V239L172 238V240H171V238L169 237V239H170L171 241L169 240L170 243H169V241H168V243H169L170 245H166L167 242L165 243V241L167 240V238H166V240H165V237H164V239L161 237V238L164 240V242H163V243H165L164 245H165V246H168V247H166V248H165V246H163V243H162V246H163V247L161 246V243H157V244H155L156 241L159 242L160 239L158 240L157 238L154 237V240H152V241H155L156 239H157V240L155 241L154 244H152V243H153V242H152L150 246L147 244V246H148L149 248L152 247V245L154 246V247H152V250H151V248L149 249L150 251L147 249V251H149V253H147V254H145V253L142 254L141 251H144V252H145V250L143 249L144 247H143V248H139V245H141V244H136V245H138V246H137V248H135V249H142L139 253L142 254V255H144V257H142L143 259H140V260L138 259L137 261H136V260L134 261V259L136 258V257H135V258H133V260L131 259V261L128 262V261H129L128 258L130 259V258L132 257V254H133L134 256L136 255V253H137L136 251H137V250H135V251H133V252H134V253L136 252V253L134 254V253L131 252V253H132V254H131V257L129 256V257L127 258V261H125V262H127L126 264H166L165 261L168 260V262H169V261L172 259L171 262H170L171 264H178V262L175 261V260L177 259V257L175 256V253L177 252L176 254H177V256H178L179 253L181 252V249H186V248L188 249V247H189L190 249L192 248V249H194V250H191L190 254H189V252L185 251V252H187V254H184V255H188V254L191 255V256H187V257H191L192 260H191V258H190V260H188V261H190V262L187 263L188 261H186L185 259L182 258L183 261L185 260V262H186L187 264H264V232H263L264 229H262V227H260V226H261V224H260L261 222H260V221H259L260 223L257 222L258 219H260L261 217H264V207H263V206L259 207ZM55 207H56V206H55ZM59 207H60V206H59ZM74 207H75V206H74ZM74 207H73V208H74ZM79 207H81V206H79ZM79 207H78V208H79ZM108 207H110V206H108ZM114 207H115V206H114ZM114 207H113V208H114ZM119 207H120V206H119ZM121 207H122V206H121ZM121 207H120V209H122ZM144 207H145V204H144L143 208H144ZM151 207H152V206H151ZM167 207L165 206V207H163V208L165 209V208H167ZM178 207H179V206H178ZM178 207H177V208H178ZM186 207H187V206H186ZM198 207H199V206H198ZM202 207H203V206H202ZM205 207H208V206H205ZM205 207H203V209H204ZM216 207H217V206H216ZM221 207H222V206H221ZM227 207L229 208V206H227ZM252 207H253V205H252ZM11 208H12V207H11ZM42 208H43V207H42ZM67 208H68V207H67ZM84 208H85V207H84ZM96 208H98V207H96ZM100 208H101V207H100ZM106 208H107V206H106L104 209H106ZM111 208H112V207H110V209H111ZM140 208H141V207H140ZM143 208H142V210H144V211H145V209H147V208H145V209H143ZM157 208H158V207H157ZM172 208H171V209H172ZM179 208H181V207H179ZM193 208H194V207H193ZM212 208H214V207L212 206ZM217 208H218V207H217ZM222 208H223V207H222ZM222 208H221V209H222ZM228 208H227V210H229ZM233 208H235V207H233ZM243 208H244V207H243ZM247 208H248V207H247ZM260 208H261V209H260ZM35 209H38V208L36 207ZM48 209H49V208H48ZM48 209H47V210H48ZM50 209H51V208H50ZM58 209H60V208H57V207H56V211H58ZM63 209H64V208H63ZM90 209H91V208H90ZM90 209H89V210H90ZM101 209H102V208H101ZM110 209H109V211L113 210V209H111V210H110ZM138 209H139V208H138ZM149 209H150V208H149ZM153 209H154V208H153ZM158 209H159V208H158ZM168 209H170V208H168ZM205 209H206V208H205ZM210 209H211V208H210ZM240 209H241V208H240ZM255 209H256V207H255ZM41 210H42V209H41ZM53 210H54V209H53ZM61 210H62V209H61ZM77 210H78V209H77ZM81 210H82V209H81ZM81 210H80V211H81ZM102 210H103V209H102ZM115 210H116V208H115ZM115 210H114V213H115ZM117 210H118V209H117ZM133 210H135V212H136V209H133ZM133 210H132V211H133ZM155 210H157L156 207H155ZM155 210H153V211H155ZM160 210H161V208H160ZM187 210H188V209H187ZM194 210H195V209H194ZM206 210H207V209H206ZM213 210H214V209H213ZM215 210H216V209H215ZM217 210H218V209H217ZM223 210H224V209H223ZM223 210H221V211H222V214L224 213V211L226 210V208H225L224 211H223ZM227 210H226V211H227ZM248 210H250V209H248ZM0 211H1V210H0ZM43 211H44V210H43ZM62 211H65V210H62ZM87 211H88V210H87ZM90 211H91V210H90ZM106 211H107V210H106ZM109 211H108V212H109ZM137 211H138V210H137ZM144 211H143V212H144ZM151 211H152V210H151ZM157 211H158V210H157ZM164 211H166V209H165ZM173 211H175V210L173 209ZM178 211H179V209H178ZM178 211H177V212H178ZM195 211H197V210H195ZM199 211H200V210H199ZM209 211H210V210H209ZM221 211H220V212H221ZM237 211H238V210H237ZM239 211H240V210H239ZM12 212H13V211H12ZM40 212H41V211H40ZM47 212L49 213V211H47ZM52 212H53V211H52ZM54 212H55V211H54ZM65 212H66V211H65ZM92 212H94V210L91 211V213H92ZM99 212H100V211H99ZM108 212H107V214H108ZM111 212H113V211H111ZM119 212H120V211H119ZM119 212H118V213H119ZM138 212H139V211H138ZM140 212H141V211H140ZM145 212H146V211H145ZM158 212H159L158 214H161L160 211H158ZM167 212H168V211H167ZM181 212H182V211H181ZM183 212H184V211H183ZM201 212H202V211H201ZM204 212H205V211H204ZM206 212L208 213V211H206ZM216 212H218V211H216ZM228 212H229V211H228ZM48 213H47V214H48ZM75 213H76V212H75ZM77 213H78V212H77ZM80 213H81V212H80ZM94 213H95V212H94ZM97 213H98V210H97ZM101 213H102V212H101ZM101 213L98 214V215H101V218H103V215H102ZM114 213H113V215H114ZM116 213H117V212H116ZM118 213H117V214H118ZM132 213H134V212H132ZM148 213H149V212H148ZM152 213H153V212H152ZM170 213H171V212H170ZM186 213L188 214V212H186ZM186 213L184 212V214H186ZM190 213H191V212H190ZM195 213H197V215H198V212H195ZM207 213H205V214H207ZM233 213H235V212H233ZM233 213H232V214H233ZM42 214H44V213H42ZM49 214H50V213H49ZM59 214H60V213H59ZM64 214H65V213H64ZM92 214H93V213H92ZM128 214H129V213H128ZM130 214H131V213H130ZM140 214H141V213H140ZM142 214H144V213H142ZM166 214H167V213H166ZM166 214H163V215L166 216ZM173 214H174V213H173ZM182 214H183V213H182ZM184 214H183V215H184ZM202 214L204 215V213H202ZM209 214H210V213H209ZM213 214H214V213H213ZM219 214H220V213H219ZM222 214H220V215H222ZM229 214H230V213H229ZM6 215H8V214L6 213ZM26 215H27V214H26ZM38 215H39V214H38ZM50 215H51V214H50ZM53 215H54V214H53ZM79 215H81V214H78V216H79ZM90 215H91V214H90ZM93 215H94V214H93ZM96 215H97V214H96ZM131 215H132V214H131ZM133 215H134V214H133ZM133 215H132V216H133ZM151 215H152V214H151ZM179 215H180V214H179ZM183 215H181V216L183 217ZM192 215H194V214H192ZM195 215H196V214H195ZM199 215H200V212H199ZM216 215H217V214H216ZM216 215H215V217H217ZM234 215H235V214H234ZM28 216H29V215H28ZM34 216H35V214H34ZM59 216H60V215H59ZM61 216H62V215H61ZM83 216H84V214H83ZM94 216H95V215H94ZM106 216H107V215H106ZM110 216H111V214H110ZM119 216H120V215H119ZM135 216H136V214H135ZM156 216H157V214H156ZM159 216H161V215H159ZM171 216H172V215H171ZM171 216L169 217V220H170V218H172ZM204 216H206V215H204ZM204 216H202V217H204ZM224 216H225V215H224ZM229 216H231V215H229ZM54 217H55V216H54ZM57 217H58V216H57ZM73 217H74V216H72V219H73ZM86 217H87V216H86ZM99 217H100V216H99ZM104 217H105V216H104ZM127 217H128V216H127ZM127 217H126V218H127ZM129 217H130V216H129ZM153 217H155V214H154ZM163 217H164V216H163ZM182 217H181V218H182ZM185 217H186V215H185ZM189 217H190V216L188 215V218H189ZM193 217H194V216H193ZM193 217H192V218H193ZM195 217H196V216H195ZM202 217H201V219H203ZM208 217H209V215H208ZM211 217H212V215H211ZM31 218H32V217H31ZM47 218H48V217H47ZM61 218H62V217H61ZM82 218H83V217H82ZM82 218H81V219H82ZM91 218H92V217H91ZM105 218H106V217H105ZM143 218H144V217H143ZM143 218H141V219H143ZM145 218H146V217H145ZM145 218H144V220H145ZM147 218H148V215H147ZM149 218H151V217H149ZM158 218H160V217H158ZM158 218H157V219H158ZM164 218H165V217H164ZM179 218H180V217H179ZM188 218H187V221H188ZM190 218H191V217H190ZM190 218H189V219H190ZM199 218H200V217H199ZM50 219H52V218H50ZM58 219H59V217H58ZM74 219H75V218H74ZM74 219H73V220H74ZM77 219H79V218H77ZM77 219H76V220H77ZM95 219H97V218H95ZM98 219H100V218H98ZM106 219H107V218H106ZM111 219H112V218H111ZM131 219H132V218H131ZM134 219H135V218H134ZM160 219H161V218H160ZM185 219H186V218H185ZM195 219H196V218H195ZM204 219H205V218H204ZM210 219H211V218H210ZM212 219H213V218H212ZM220 219H221V218H220ZM2 220H3V219H2ZM26 220H27V219H26ZM26 220H25V221H26ZM60 220H62V219H60ZM64 220H65V219H64ZM92 220H93V219H92ZM113 220H115V219H114V216H113ZM126 220H127V219H126ZM126 220L124 219V221H126ZM128 220H129V219H128ZM137 220L140 221L139 218H137ZM154 220H155V219H154ZM162 220H164V219H161V221H162ZM172 220H173V219H172ZM175 220H176V219H175ZM183 220H184V218H183ZM183 220H182V222H183ZM193 220H194V219H193ZM206 220H207V219H206ZM261 220H262V218H261ZM48 221H49V219H48ZM56 221H57V220H56ZM58 221H59V220H58ZM74 221H75V220H74ZM86 221H87V220H86ZM86 221H85V222H86ZM96 221H97V220H96ZM107 221H108V220H107ZM107 221L105 220V222H107ZM111 221H112V220H111ZM130 221H131V220H130ZM138 221H137V222H138ZM152 221H153V220H152ZM176 221H177V220H176ZM176 221H174V222H176ZM187 221H186V223H187ZM195 221H196V220H194V222H195ZM201 221H202V220H201ZM207 221H208V220H207ZM218 221H219V220L217 219L216 222H218ZM7 222H10V221H7ZM77 222H78V221H77ZM82 222H83V221H82ZM85 222H84V223H85ZM87 222H88V221H87ZM89 222H91V220H90ZM99 222H100V221H99ZM109 222H110V220H109ZM128 222H129V221H128ZM137 222H135V224H136ZM150 222H151V221H150ZM153 222H154V221H153ZM153 222H152V223H153ZM157 222H158V221H157ZM166 222H167V221H166ZM171 222H173V221H171ZM177 222H178V221H177ZM190 222H191L192 224L194 223V222H192V221H190ZM203 222H204V221H203ZM12 223H13V222H12ZM22 223H23V222H22ZM27 223H28V222H27ZM34 223H35V222H34ZM49 223H50V222H49ZM52 223H54L53 220H52ZM58 223H59V222H58ZM78 223H79V222H78ZM97 223H98V221H97ZM107 223H108V222H107ZM139 223H140V222H139ZM139 223H138V224H139ZM152 223H149V224H152ZM154 223H155V222H154ZM154 223H153V224H154ZM163 223H164V222H163ZM169 223H170V222H169ZM178 223H179V222H178ZM178 223H177V224H178ZM183 223H184V225H185V222H183ZM183 223H182V224H183ZM206 223H207V222H206ZM208 223H209V222H208ZM210 223H211V222H210ZM3 224H4V223H3ZM18 224H19V223H18ZM41 224H42V223H41ZM50 224H51V223H50ZM61 224H62V223H61ZM67 224H68V223H67ZM87 224H88V223H87ZM92 224H93V223H92ZM99 224H100V223H99ZM99 224H98V226H99ZM101 224H102V223H101ZM104 224H106V223H104ZM127 224H128V223H127ZM133 224H134V223H133ZM135 224H134V225H135ZM145 224H148V223L146 222V220H145ZM156 224H158V223H156ZM161 224H162V223H161ZM164 224H165V223H164ZM175 224H176V223H175ZM175 224H172V225H174V227H175ZM177 224H176V225H177ZM180 224H181V222H180ZM180 224H179V225H180ZM202 224H203V223H202ZM204 224H205V223H204ZM256 224H257V225L260 224L259 227H260L263 231H261L259 227H258V229H255V231H254V230H253L254 227H252V226H254V225H256ZM7 225H8V224H7ZM9 225H10V224H9ZM11 225H12V224H11ZM32 225H33V224H32ZM32 225H31V226H32ZM73 225H74V224H73ZM80 225H82V224H80ZM106 225H107V224H106ZM108 225L110 226V224H108ZM124 225H125V223H124ZM140 225H141V224H140ZM143 225H144V224H143ZM158 225H159V224H158ZM162 225H163V224H162ZM172 225L170 224V227H171ZM196 225H197V224H196ZM235 225H241V226H240L241 229L244 230L245 233L241 231V229H240L239 226H238V228H239L240 230L237 228V229H238V230H237V233H238V231L244 233V234H241V233H240V234H241V237H239L240 234L237 235L238 237L235 235V234H236V233H235V232H236V230H235L236 227H234ZM15 226H16V225H15ZM49 226H50V225H49ZM69 226H71L70 223H69ZM76 226H77V225H76ZM95 226H96V224H95ZM95 226H94V227H95ZM120 226H121V224L119 225V228H120ZM128 226H129V225H128ZM151 226H152V225H151ZM153 226H154V225H153ZM159 226H160V225H159ZM159 226H158V227H159ZM164 226H166V225H164ZM182 226H183V225H182ZM187 226H188V225H187ZM193 226H195V225H193ZM209 226H210V225H209ZM246 226H248V227L250 226L249 228H252V230H253L254 232H253V231L248 232V231L251 230V229H249V228L246 227ZM263 226H264V225H263ZM11 227H12V226H11ZM61 227H62V226H61ZM63 227H64V226H63ZM67 227H68V226H67ZM77 227L79 228L80 226H77ZM86 227H87V226H86ZM92 227H93V225H92ZM99 227L101 228V226H99ZM116 227H117V226H116ZM130 227H131V226H130ZM132 227H133V226H132ZM132 227H131V228H132ZM147 227L149 228V226H147ZM154 227H155V226H154ZM177 227H178V226H177ZM177 227H175V228L171 227V228L176 229ZM183 227H184V226H183ZM245 227H246V228H245ZM14 228H15V227H14ZM20 228L22 229V227H20ZM53 228H54V227H53ZM57 228H58V227H57ZM57 228H56V229H57ZM82 228H83V227H82ZM84 228H85V227H84ZM87 228H88V227H87ZM97 228H98V227H97ZM107 228H108V227H107ZM137 228H138V227H137ZM137 228H136V229H137ZM142 228H143V227H142ZM148 228H146V229H148ZM150 228H151V227H150ZM160 228H163V227L161 226ZM160 228H159V229H160ZM204 228H205V227H204ZM204 228H203V229H204ZM59 229H60V228H59ZM62 229H63V228H61V230H62ZM79 229H81V228H79ZM79 229H77V231H79ZM85 229H86V228H85ZM103 229H104V228H103ZM120 229H121V228H120ZM120 229H118V230H120ZM132 229H133V228H132ZM168 229H170V228H168ZM168 229H167V227H166V230H168ZM173 229H172V230H173ZM183 229H184V228H183ZM16 230H17V229H16ZM18 230H19V228H18ZM26 230H27V229H26ZM35 230H36V229H35ZM88 230H90V229H88ZM91 230H92V228H91ZM94 230H95V229H94ZM99 230H100V229H99ZM99 230H98V231H99ZM106 230H107V229H106ZM116 230H117V229H116ZM125 230H126V229H125ZM127 230H128V228H127ZM133 230H134V229H133ZM133 230H132V231H133ZM143 230H144V229H143ZM143 230H142V231H143ZM154 230H155V229H154ZM161 230H162V229H161ZM178 230H179V229H178ZM200 230H201V229H200ZM214 230H220V231H221V232H220L221 235H219V237L217 236V237L214 238V236H212V235L210 234V232H211L212 234L215 233ZM7 231H8V230H7ZM12 231H13V230H12ZM19 231H20V230H19ZM22 231H23V230H22ZM22 231H21V233H23ZM32 231H33V230H32ZM36 231H37V230H36ZM38 231H39V230H38ZM53 231H54V230H53ZM53 231H52V232H53ZM80 231H81V230H80ZM84 231H86V230H84ZM100 231H102V229H101ZM129 231H131V230H128V232H129ZM132 231H131V233H132ZM139 231H140V230H139ZM145 231H146V230H145ZM145 231H144L143 233H145ZM147 231H148V230H147ZM150 231H151V229H150ZM152 231H153V230H152ZM158 231H159V230H158ZM162 231H163V230H162ZM164 231H165V230H164ZM164 231H163L162 233H164ZM170 231H171V229H170ZM176 231H177V230H176ZM176 231L174 230V232H176ZM201 231H202V230H201ZM204 231H203V232H204ZM208 231H209V232H208ZM212 231H213V232H212ZM5 232H6V231H5ZM24 232H25V231H24ZM26 232H28V231H26ZM34 232H35V231H34ZM39 232H40V231H39ZM47 232L49 233V230H48ZM47 232H46V233H47ZM82 232H83V230H82ZM104 232H105V231H104ZM116 232H117V231H115V233H116ZM118 232H119V231H118ZM118 232H117V233H118ZM121 232H122V231H121ZM137 232H138V231H137ZM137 232L135 231L136 234H137ZM167 232H168V231H167ZM167 232H166V233H167ZM171 232H172V231H171ZM185 232H186V231H185ZM185 232H184V233H185ZM218 232H219V231H218ZM246 232H247V233H246ZM3 233H4V232H3ZM18 233H19V232H18ZM37 233H38V232H37ZM74 233H75V232H74ZM85 233H86V232H85ZM95 233H96V232H95ZM100 233H101V232H100ZM115 233H114V234H115ZM131 233H130V232L128 233V234H129V235H128L129 237H130V234H131ZM138 233H139V232H138ZM147 233H149V232H147ZM157 233H158V232H157ZM9 234H10V233H9ZM26 234H27V233H25V235H26ZM49 234H50V233H49ZM49 234H48V235H49ZM51 234H52V233H51ZM54 234H55V233H54ZM76 234H77V233H76ZM78 234H79V233H78ZM93 234H94V233H93ZM102 234H103V232H102ZM118 234L120 235L121 233H118ZM124 234H125V233H124ZM145 234H146V233H145ZM149 234H150V233H149ZM151 234H152V233H151ZM154 234H155V233H154ZM154 234H153V235H154ZM159 234H160V233H159ZM177 234H178V233H177ZM180 234H179L178 236H180ZM217 234H218V233H217ZM0 235H1V233H0ZM20 235H21V234H20ZM25 235H24V236H25ZM31 235H32V233H31ZM65 235H66V234H65ZM100 235H101V234H100ZM105 235H106V234H105ZM112 235H113V234H112ZM112 235H111L110 237H112ZM121 235H122V234H121ZM132 235H133V234H132ZM137 235H138V234H137ZM137 235H135V236H137ZM139 235H140V234H139ZM139 235H138V236H139ZM142 235H143V234H142ZM147 235H148V234H147ZM157 235H158V234H157ZM167 235H168V234H167ZM167 235H165V236H167ZM172 235H173V234H172ZM172 235H171V236H172ZM21 236H22V235H21ZM24 236H23V238H24ZM37 236H39V235L36 234V237H37ZM51 236H52V235H51ZM114 236L116 237L117 235H114ZM143 236H144V235H143ZM145 236H146V235H145ZM162 236H163V235H162ZM168 236H169V235H168ZM176 236H177V235H176ZM188 236H190V235H188ZM7 237H8V236H7ZM9 237H10V236H9ZM14 237H15V236H14ZM16 237H17V236H16ZM18 237H19V236H18ZM26 237H28V236H26ZM26 237H25V238H26ZM29 237H30V236H29ZM29 237H28V239H29ZM39 237H40V236H39ZM39 237H38V238H39ZM49 237H50V236H49ZM69 237H70V236H69ZM77 237H78V236H77ZM90 237H91V236H90ZM97 237H98V236H97ZM118 237H119V236H118ZM131 237H133V236H131ZM149 237H150V236H149ZM190 237H192V236H190ZM11 238H12V237H11ZM19 238H20V237H19ZM21 238H22V237H21ZM21 238H20V239H21ZM23 238H22V239H23ZM33 238H34V237H33ZM112 238H113V237H112ZM119 238H120V237H119ZM139 238H140V237H139ZM147 238H148V237H147ZM186 238H189V237H186ZM2 239H3V238H1V240H2ZM6 239H7V238H6ZM15 239H16V238H15ZM34 239H35V238H34ZM65 239H66V238H65ZM68 239H69V238H68ZM68 239H67V240H68ZM75 239H76V238H75ZM85 239H86V238H85ZM108 239H109V238H108ZM110 239H111V238H110ZM116 239H117V238H116ZM131 239H133V238H131ZM136 239H137V238H136ZM136 239H135V240H136ZM143 239H144V238H143ZM143 239L140 238V240H142V242H143ZM1 240H0V241H1ZM3 240H5V239H3ZM10 240H11V239H10ZM16 240H17V239H16ZM32 240H33V239H32ZM56 240H57V239H56ZM114 240H115V239H114ZM122 240H123V238H122ZM122 240H121V241H122ZM127 240H128V239H127ZM129 240H130V239H129ZM163 240H160V242L163 241ZM218 240H220V241H218ZM6 241H7V240H6ZM11 241H12V240H11ZM19 241H20V240H19ZM22 241H23V240H22ZM28 241H31V240H28ZM35 241H36V240H35ZM73 241H74V239H73ZM81 241H82V240H81ZM115 241H116V240H115ZM118 241H119V240H118ZM138 241H139V240H138ZM217 241H218V242H217ZM25 242H26V241H25ZM70 242H71V241H70ZM74 242H75V241H74ZM85 242H86V241H85ZM94 242H95V241H94ZM122 242H124V241H122ZM127 242H128V241H127ZM135 242H137V241H135ZM135 242H134V243H135ZM145 242L149 243V239H148V241H147V239H145ZM171 242H172V243H171ZM1 243H2V242H1ZM3 243H4V241H3ZM10 243H11V242H10ZM18 243H19V242H18ZM22 243H23V242H22ZM31 243H32V242H31ZM89 243H91V242H89ZM92 243H93V240H92ZM97 243H98V242H97ZM115 243H116V242H115ZM117 243H118V242H117ZM120 243H121V242H120ZM124 243H125V242H124ZM138 243H140V242H138ZM6 244H7V242H6ZM12 244H13V245H14V244L17 245V242H15V243L13 242ZM12 244H11V245H12ZM19 244H20V243H19ZM32 244H33V243H32ZM57 244H58V243H57ZM69 244H70V243H69ZM85 244H86V243H85ZM87 244H88V243H87ZM105 244H106V243H105ZM112 244H113V243H112ZM112 244H111V245H112ZM121 244H122V243H121ZM132 244H133V243H132ZM8 245H9V244H8ZM20 245H21V244H20ZM55 245H56V244H55ZM65 245H66V244H65ZM65 245H64V246H65ZM72 245L74 246V244H72ZM124 245H125V244H124ZM0 246H1V245H0ZM51 246H52V245H51ZM51 246H50V247H51ZM89 246H91V245H89ZM94 246H95V243H94ZM128 246H131V243H130V245L128 244ZM143 246H144V245H143ZM12 247H13V246H12ZM15 247L18 248L17 246H15ZM27 247H28V246H27ZM101 247H102V246H101ZM103 247H104V246H103ZM105 247H106V246H105ZM119 247H121V246H119ZM119 247H118V248H119ZM134 247H135V245H134ZM8 248H10V247H8ZM8 248H7V249H8ZM13 248H14V247H13ZM62 248H63V247H62ZM80 248H81V246H79L78 249H80ZM84 248H87V247H84ZM108 248H109V247H108ZM116 248H117V247H116ZM122 248H123V246H122ZM122 248L120 249V251L122 250ZM130 248H131V247H130ZM179 248H180V250H179ZM0 249H1V247H0ZM19 249H21V248H19ZM43 249H44V248H43ZM48 249H49V248H48ZM53 249H54V248H53ZM69 249H70V248H69ZM69 249H68V250H69ZM78 249L76 248V249H74L73 251H75V250L78 251ZM82 249H83V248H81L80 251H81ZM109 249H110V248H109ZM177 249L179 250V253H178V250H177ZM187 249H186V250H187ZM190 249H188V251H189ZM55 250H56V249H55ZM66 250H67V249H66ZM70 250H71V249H70ZM70 250H69V253H70ZM115 250H116V249H115V247H114V250L112 249V252L115 251ZM123 250H124V248H123ZM9 251H10V250H9ZM31 251H32V250H31ZM57 251H58V250H57ZM104 251H105V250H104ZM182 251H184V250H182ZM14 252H15V251H14ZM17 252H18V251H17ZM65 252H67V251H65ZM102 252H103V250H102ZM102 252H101V253H102ZM129 252H130V250H129ZM129 252L127 251V253H129ZM185 252H183V253H185ZM10 253H11V252H10ZM20 253H21V252H20ZM47 253H48V252H47ZM69 253L67 252V254H69ZM72 253H73V252H72ZM72 253H70V254H72ZM74 253H75V252H74ZM108 253L112 254L110 251H109ZM108 253H107V254H108ZM121 253H122V251H121ZM121 253H119V254H121ZM125 253H126V251H125ZM139 253H137V254H138V257L141 258L142 255L140 256ZM0 254H1V253H0ZM2 254H3V253H2ZM64 254H65V253H64ZM78 254H79V253H78ZM97 254H98V253H97ZM102 254H103V253H102ZM102 254H101V255H102ZM105 254H106V253H105ZM123 254H124V252L122 253V255H123ZM8 255H9V254H8ZM25 255H26V254H25ZM32 255H33V254H32ZM51 255H52V254H51ZM58 255H61V254H58ZM62 255H63V254H62ZM82 255H83V254H82ZM90 255H91V254H90ZM125 255H126V254H125ZM16 256H18V255H16ZM56 256H57V255H56ZM87 256H88V255H87ZM116 256H117V255H116ZM120 256H121V255H120ZM136 256H137V255H136ZM0 257H1V256H0ZM2 257H3V256H2ZM39 257H40V256H39ZM67 257H68V256H67ZM70 257H71V256H70ZM96 257H97V256H96ZM105 257H106V256H105ZM105 257H104V258H105ZM112 257H113V256H112ZM123 257H124V256H123ZM126 257H127V256H126ZM9 258H11V257H9ZM13 258H14V257H13ZM16 258H17V257H16ZM35 258H36V257H35ZM64 258H66V257H64ZM64 258H63V259H64ZM101 258H102V257H101ZM121 258H122V256H121ZM175 258H176V259H175ZM20 259H21V258H20ZM30 259H31V258H30ZM36 259H37V258H36ZM46 259H47V258H46ZM55 259H56V258H55ZM111 259H112V258H111ZM136 259H137V258H136ZM179 259H181V258H179ZM179 259H178V260H179ZM188 259H189V258H188ZM7 260H8V259H7ZM10 260H11V259H10ZM13 260H14V259H13ZM64 260H65V259H64ZM81 260H82V259H81ZM101 260H103V259H101ZM104 260L106 261V259H104ZM104 260H103V261H104ZM113 260H114V259H113ZM117 260H118V259H117ZM178 260H177V261H178ZM2 261H3V260H2ZM11 261H12V260H11ZM27 261H28V260H27ZM27 261H26V262H27ZM41 261H42V260H41ZM43 261H44V260H43ZM47 261H48V260H47ZM183 261H181V262H183ZM3 262H4V261H3ZM12 262H13V261H12ZM48 262H49V261H48ZM71 262H72V261H71ZM71 262H70V264H71ZM80 262H81V261H80ZM97 262H98V258H97ZM99 262H101V261H99ZM110 262H111V261H110ZM117 262H118V261H117ZM120 262H121V261H120ZM164 262H165V263H164ZM6 263H7V262H6ZM13 263H15V262H13ZM18 263H19V262H18ZM33 263H34V262H33ZM33 263H32V264H33ZM35 263H37V262H35ZM49 263H50V262H49ZM61 263H62V262H61ZM77 263H78V262H77ZM77 263H76V264H77ZM95 263H96V262H95ZM95 263H94V264H95ZM107 263L109 264L108 261H107ZM114 263H115V262H114ZM186 263H184V264H186ZM8 264H9V263H8ZM43 264H45V263H43ZM81 264H82V263H81ZM99 264H103V263L101 262V263H99ZM104 264H105V262H104ZM118 264H120V263H118ZM121 264H122V262H121ZM123 264H124V263H123ZM179 264H180V263H179ZM182 264H183V263H182Z\"/></svg>",
	"mask_w": 264,
	"mask_h": 264
},
{
	"label": "water",
	"instance_id": "3",
	"mask_svg": "<svg viewBox=\"0 0 264 264\" xmlns=\"http://www.w3.org/2000/svg\"><path fill=\"white\" fill-rule=\"evenodd\" d=\"M42 0H39V2H41Z\"/></svg>",
	"mask_w": 264,
	"mask_h": 264
}]
</instances>
